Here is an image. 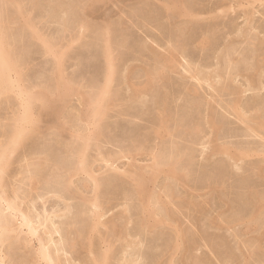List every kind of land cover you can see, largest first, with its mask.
I'll return each mask as SVG.
<instances>
[{"label": "rangeland", "instance_id": "1", "mask_svg": "<svg viewBox=\"0 0 264 264\" xmlns=\"http://www.w3.org/2000/svg\"><path fill=\"white\" fill-rule=\"evenodd\" d=\"M22 1V0H21ZM37 1V2H36ZM42 1V2H41ZM62 1V2H61ZM86 1L88 2L87 4H86ZM115 1V3H116V0H114ZM132 1V0H131ZM131 1H129V2H131ZM137 1V0H136ZM142 1H144L143 3L145 4L146 3V5H144L143 3H142ZM146 1V2H145ZM185 1H188V2H190V4L191 5H193L194 7V9L196 8L197 10H198V8H199V10L203 7V6H205V7H203L202 8V10H205V11H207V9H208V11L209 10H211V7H214L215 6V4L216 5H218V4H220L221 2H226V4L227 3H229L230 1H231V4L235 1V0H229V2H228V0H202V2L201 1H199V0H195L196 2L197 1H199V2H197V3H200L201 2V4H198V8H197V4L195 3V1L194 0H185ZM20 2V1H19ZM37 3V4H35V3ZM43 2H44V4H43ZM69 2V3H68ZM73 4H72V3ZM81 2V3H80ZM80 2H79V0H31V2H30V0H26V2H25V0H23V2H21V4H22V7L23 8H26V10L28 11H26L25 13H26V15H29L30 17H31V19H32V21L35 23V25H36V27L40 30V32L44 35L45 33H46V35L47 34H49V35H47L46 37H48L49 39H51L52 41L54 40V44H55V41L56 42H61V43H56V44H61L60 46L62 47V50L65 52V54H64V62H63V68L65 69L64 71H65V78H67L68 76H69V78L67 79V81L69 82V83H71V85L74 83V81H75V85H72V88H71V91H69L68 92V95H70L69 97H68V95H66V97H68V98H66L65 97V100H64V102H59V104L57 103V102H55V107L54 108H52L53 110H51V111H53V112H49L50 110H48L47 112H45L44 113V118H42V125L40 124V126H42V129H43V127L45 126V123L48 125H46V127H48V130H49V133H48V130H47V128L45 129H43V130H45V131H42V129H40V131H39V133L37 132L36 133V136H35V134L32 136V138H30V140L28 139V140H26L24 143L25 144H27V146L25 145V144H23V145H25L26 147V149L25 148H20L21 150V152L22 153H20V151H18V152H16L15 154V157L13 156V157H11V160H12V163H11V165L12 166H10L9 168L10 169H8L7 170V172H6V178H5V180H8V181H6V182H8L9 184H12L13 185V183H14V181L13 180H16V179H14V177H16L17 175V173H19L18 171L20 170V166L19 165H21V163H20V159L21 158H19V157H22L21 155H24V154H26V153H29V154H37L38 156H41V158H43V160H44V158H46V156H44V155H47V158L49 159V166H48V168H46V170H44V173H43V175L45 174V176L47 177H52V175L54 176V175H56V174H65V168H67V167H71L72 165H74L75 164V162H76V160H74V158L76 159V151L79 149V144L81 143V141H78V139H76L75 138V136H71L72 135V133H73V135H77L78 133H80L79 131H82L81 132V134H83L84 132L86 133H88V131L87 130H90L92 127H90L89 126V128L87 127L88 126V124H87V122L85 123V122H83V120H81V116H83V113L85 112L84 110H85V108H82V107H85L84 106V104H83V102H84V100L82 99L83 98V93L84 94H86L87 93V91H88V93H87V95H86V97L87 96H90V94H91V96L93 97V95L95 96L96 95V93L98 92V89L102 86V82L104 81V79H105V74H106V63H105V59H104V42H103V39H102V36H101V32L100 31H102V27H103V25H105V23H107L108 22V18H109V23H111L110 25H112V27L114 28V29H116V31H117V33H118V39H115L114 37H117V35L115 36V34H117L116 33V31L114 32L113 31V33H114V36H113V39H114V44H116L115 46H118V47H116V48H118L117 49V51L115 52L116 53V57L118 58L117 60H116V65H118V64H120L121 62H122V64L124 65H122V64H120V65H118L117 66V71H116V78H114V80H115V83L113 82V84H115V85H113V88H111L112 89V94H113V91H115V95L117 96V98H115L114 97V95H113V98H114V101H116L114 104H113V107L114 108H112L111 109V112H110V109L108 110L109 111V113H108V111H107V117L105 116V118H103V120L102 121H100V124L102 125V128L100 127V129H103L104 130V128H106V130H102L103 132H104V134L100 137V142H95V143H99L98 144V146H97V144H95L94 142H91V145L92 146H90L91 148H89V151L87 152V161H88V164L89 163H91L89 166H91V168L93 169V170H95V171H97L96 173H97V178H98V180L100 181V183H101V188L98 190V198L100 199V203H101V205H103L104 203V205H103V208L102 209H105V210H103L104 211V214H106V216H105V218L103 219L104 221H111V220H117V218L119 219V220H117V222L118 223H123V225L125 224V226H123L122 224H120V225H122V227H124V230L123 231H125V234H127V239H128V242H129V240H130V242H132V241H134L135 240V238H136V240L134 241V242H137V243H139V246L140 247H138L135 251V255H137V253H138V255L140 254L141 255V258H142V262H144V263H142V264H155L157 261V264L159 263H161V264H167V259H169L170 260V257H175L176 255V257L174 258V261H175V264L177 263L178 264V262H179V264H186L187 262H188V264H194L195 263V261H197L196 263H200V264H209L210 262V264H222L224 261L226 262H224L223 264H239V263H241V264H245L244 263V261H245V259H249V262H251V264H255V263H253V262H255L254 260H256V259H258L259 260V257H260V255H261V257H260V259H263L264 260V247H263V249H262V246L264 245V240L263 241H261L260 243H259V241L260 240H262V237H263V239H264V236L262 235V234H264V212H263V214H262V216L260 217V219H258L259 221H260V223H262V225L261 224H259L258 222L259 221H257V223H255V224H258L257 226H259V227H257L256 225H253V227H254V229L256 230H253V231H255V232H252V233H247V231H245V227L242 225V224H240V226H239V224L238 225H232L231 226V228L229 227H227V226H229V225H225L224 224V226H222L221 224H219V220H220V222H221V219H220V217H219V215H222L223 214V216L222 217H224V220H233L234 218H236V217H239V218H241V219H246V217L248 218L250 215H251V213L253 212V210L252 209H254L252 206H253V204L252 203H250V201H249V199H250V197H251V199H252V197L254 198L255 196H257L258 195V197H262V194H263V197H264V176H262V175H264V172H261V173H263V174H261V178L258 176V175H260V171H259V167H264V155L263 154H257L258 156L256 157V155H254V156H249V157H251V158H246V159H243V161H245V162H243V161H241V162H237V163H240V164H237L236 162H234V161H232V164H231V160L228 158L227 159V156H223V155H220V156H218L219 154H216V153H214L213 152V150L211 151V148H215V147H212V145L213 146H217V142L215 141V136H214V131H212L211 132V125L210 124H208L207 123V118L209 117V114H211L212 116H216L217 117V115L219 116V114L220 115H222V117H220L219 116V118H221V119H219L218 117V119L221 121V122H223V123H225V124H227V126L228 127H226V125H225V128H226V130L228 129L229 130V132H236V131H238V132H240L239 131V129L241 130V134H246V130L244 129L245 127H246V125L245 124H242L241 122H239V121H237V119H236V117L235 116H233L234 114H232L231 113V111L229 110L228 112H227V109H229V107H227V105H228V103H229V101H231L234 97L233 96H230L231 94L228 92L229 90H228V88L230 87V86H233V87H235V91H238L237 92V94L239 93H241V92H246V93H241V95H239V97L241 96V98L240 99H238L240 102L241 101H244V100H248L247 102L246 101H244V103L245 104H243L242 102V105H244V106H250V104H251V102H252V106H250V107H252V109L254 108L255 110H257L258 108H257V106L258 107H260V108H262L263 109V111H262V109L260 110V108L257 110V112L258 111H260L259 113H261V111H262V113L261 114H264V90H259V93H258V90H257V93H255L254 91H247V89H248V83H246L247 81V79L249 78V75H250V77L251 78H253L254 80H256L257 82H263L264 81V79L262 78V77H259L258 76V72H257V74H256V70H251V68L252 69H254L253 67H254V65H257L256 63H260V60H262V61H264V44L262 45L261 43L262 42H264V12H262V11H264V5L262 4V3H258V4H256V5H254V6H256L255 8L253 7V9H252V7H251V11L253 12V16L254 17H251L250 19V21H251V24H248L249 23V21H247L245 18V16H244V9H240V8H236V10H234V11H229V12H227V13H225V17L222 15V17L220 16H218V18H220L219 20H217V19H215L217 16H215V18L212 16H210V15H204V20H206V21H203V20H197V23L199 24V23H201V24H199V25H197L196 26V20H191L190 21V24L191 25H195L196 27H194V29L195 28H197L198 27V30H194V32H196V37H198V36H200V33H198L197 34V31L199 32L200 31V28H201V26H202V32H204V31H206L207 30V28H208V26L211 24V22H212V24H213V26H212V24L210 25L212 28H211V30H212V32H211V30H210V28L208 29V31L210 30V32H206L207 34L208 33H210V35H211V37H213V36H216V37H214L213 38V44H210L209 45V47L210 48H207L206 49V51H203V52H205V53H200V51L198 50V49H195L194 47H193V43H190L191 45L189 46V50L191 51V53L192 52H195V53H193L194 54V56H193V54H191V58L189 57L188 59H186V62L185 63H183L184 61L182 60V59H180L179 61H178V63L180 62V68L177 70L176 69V73H175V71H173L172 73L171 72H168L169 74H167V72H164L163 73V76H162V74H156L155 76H156V79L154 78L155 76L152 74L151 75V77L153 78V80H155V81H153L154 83H152L151 85H147V84H145L144 82L146 81V79L147 78H149L148 76H146L147 78H143V77H145L144 75H142L143 74V71H145V72H148V70H150L151 69V67H153V65H154V63L155 62H152V61H154V59H153V56L151 55V54H149L150 52H148L147 50V52L145 51V49L144 48H142V47H139V46H142L143 44L144 45H146L147 47L149 46V48H150V46H152L154 43L153 42H150L152 39L150 38V37H152L154 34H160L161 35V33H165L164 34V36H159V35H157V37L154 35L152 38L154 39L155 37V39H157L158 38V40L157 41H161V42H159L161 45H163V46H166L165 45V43L167 42V39L166 38H168L169 37V34L171 35V33L172 32H174L176 29H178L175 25H177V24H179V25H177V26H181V22H182V20H178V21H176V23H175V25L173 24V25H171V26H169V27H171V30H170V28L168 27V31L166 32L165 30L163 31V32H160V33H158V31L156 32V30H154V29H151V31H150V28L152 27V26H150L149 28H147V27H145L144 29H148V31H147V33L148 32H150V33H148L149 35H152V36H150L149 38H150V40H148L147 38L148 37H144L145 36V33L143 34V32L141 33L140 31H139V28H138V25L136 24L138 21H137V19L136 20H134V18H132L131 17V12H132V9L131 8H133V6H130V3L128 2V0L126 1V0H117V3H116V7H115V3L113 2V0H85V2H84V0H80ZM84 2V3H83ZM113 2V3H112ZM133 2H134V0H133ZM138 2H140L139 4H138ZM147 2H148V6L150 5V4H152V5H150L148 8L146 7L147 6ZM218 2V3H217ZM220 2V3H219ZM236 2V1H235ZM29 3V4H28ZM31 3V4H30ZM39 3V4H38ZM45 3H47V4H45ZM56 3H58V4H56ZM129 3V4H128ZM132 3V2H131ZM137 3V5H134V4H136ZM157 4L158 2L156 1V0H153V1H150V0H141V1H137V2H135L133 5H134V7H135V9H138V7L140 6V8H141V5L140 4H143L142 5V9H144L145 11L146 10H154V14H156L155 12H157V14H160L159 12V10H161V6H160V3H158L157 5H155V9L153 8V6H154V4ZM194 3H195V5H194ZM214 3V5H212ZM41 4V5H40ZM83 4V5H82ZM85 4V5H84ZM90 4H93V5H91L90 6ZM230 4V3H229ZM228 4V5H229ZM230 4V5H231ZM234 4V3H233ZM232 4V5H233ZM260 4H262V5H260ZM3 5V6H2ZM1 6L4 8L3 10V17H2V19L4 18V20H9V21H11L12 23H11V27L12 28H9V34H11V35H9V37H11L12 39L10 40V42L11 43H15L14 45H13V48H14V52H17L16 53V55L18 56V58H19V60H20V63L22 64V70H25V71H22V73H23V76H22V79H23V84H25V85H23V86H25V87H27V88H29V86H30V88H33L34 86H35V90H38V87H39V89L40 88H42L43 86H45V87H43L44 89H46V90H49V92H52L55 88V86H56V83L57 82H55L56 81V74H55V67H56V65H55V61H54V58L52 57V56H47V54H45V51H44V49H43V47H41L42 45H41V43L38 41L37 42V40H34L33 41V37H32V35L30 36L29 35V33H30V30H28L27 28V30H24L25 28L23 27V22H21L20 23V21L22 20V19H18V16H15L16 15V8H15V5H13V4H2ZM7 5H10L9 7L7 6ZM13 5V6H12ZM27 5V6H26ZM33 7H32V6ZM55 5V6H54ZM63 7H62V6ZM72 5V6H71ZM79 7H78V6ZM114 5V6H113ZM117 5H118V7H117ZM127 5H128V7H127ZM200 5H202V7L200 6ZM212 5V6H211ZM260 5V6H259ZM35 6V7H34ZM60 6V7H59ZM67 7V9H64V8H66ZM88 6H89V8H91V9H89L88 8ZM130 6V7H129ZM158 6V7H157ZM160 6V7H159ZM196 6V7H195ZM7 7V8H6ZM31 7V8H30ZM39 7H41V8H39ZM42 7H43V9H42ZM50 7V8H49ZM75 7V8H74ZM81 7H83V8H81ZM86 8V10L88 9V13L86 14V12L84 11V9ZM113 7V8H112ZM125 7H126V9H125ZM145 7H146V9H145ZM151 7V8H150ZM201 7V8H200ZM207 7H210V9L209 8H207ZM53 8V10H51L50 11V9H52ZM60 8L62 9V10H60ZM110 8V9H109ZM124 8V9H123ZM129 8H130V10H129ZM158 8V9H157ZM2 9V8H1ZM36 9V10H35ZM81 9H83V10H81ZM119 9H120V11H121V9H122V13L123 12H125V10H126V12H127V16H128V18H132V20H129L128 18H126L127 16L125 15L126 14V12H125V14L123 15V14H121L120 13V11H119ZM235 9V8H234ZM249 9V8H248ZM256 9L259 11V13L257 14V11H256ZM33 10V11H32ZM34 10H35V12H34ZM48 10V11H47ZM68 10V11H67ZM71 10V11H70ZM74 12H73V11ZM108 10V11H107ZM115 10H117L116 12H118V13H114L115 12ZM233 10V9H232ZM25 11V10H24ZM58 11H59V14L57 15V14H54V13H58ZM66 13H65V12ZM76 11H77V13H76ZM131 11V12H130ZM159 11V12H158ZM162 12H161V14L163 13V9L161 10ZM246 11H248V10H246ZM12 12H14L13 14H12ZM81 12V13H80ZM89 12H90V14H89ZM95 12V13H94ZM242 12L244 13V14H242ZM260 12H261V14H260ZM8 13H10V14H8ZM30 13V14H29ZM65 13V14H64ZM75 15H77V16H75ZM79 13V14H78ZM110 13V14H109ZM112 13H113V15L114 16H112ZM262 13H263V15H262ZM32 14L34 15V17L32 16ZM72 14V15H71ZM102 14H104V16H105V18H104V16L102 15ZM129 14V15H128ZM226 14H227V16H226ZM10 15V16H9ZM17 18V20H18V23H17V20H16V18L14 17V16ZM68 17H67V16ZM80 15V16H79ZM84 15V16H83ZM86 15H88V16H86ZM91 17H90V16ZM95 15V16H94ZM109 15V16H108ZM113 17V18H111V16ZM164 15V14H163ZM241 15H242V18H241ZM9 18V19H7V17ZM11 16H13V17H11ZM61 16V17H60ZM107 16V17H106ZM66 17V18H65ZM74 17H76V18H74ZM80 17H81V19L83 20H81L80 19ZM101 17V18H100ZM55 18V19H54ZM78 18V19H77ZM84 18V19H83ZM104 18V19H103ZM126 18V19H125ZM206 18H208V19H206ZM211 18V19H210ZM213 18V19H212ZM221 18H224V19H221ZM254 18V19H253ZM34 19V20H33ZM62 19V20H61ZM65 19V20H64ZM70 19V20H69ZM15 20V21H14ZM68 22H67V21ZM81 22H79V21ZM104 20V21H103ZM105 20H107V21H105ZM113 20H115V23H114V21ZM124 20H126V22H128L126 25L124 24V23H126ZM188 21L189 22V20H186V19H183V21ZM58 21H60V22H58V24H57V22ZM65 21L67 22V24L65 23ZM86 21V22H85ZM88 21H91V22H88ZM112 21H113V23H112ZM122 21H124V22H122ZM136 23H135V22ZM180 21V22H179ZM231 21H233V23H231ZM248 23H247V22ZM252 21L254 22L253 24H255V25H253L252 24ZM15 22H16V24H15ZM73 22V23H72ZM74 22L76 23V22H78V23H76V25L74 24ZM84 22H85V26H84ZM103 22H105V23H103ZM132 22L134 23V25L132 24ZM179 22V23H178ZM191 22H193V23H191ZM205 22V23H204ZM214 22V23H213ZM215 22H217V23H215ZM223 22H224V24H223ZM229 22H230V25H229V27H228V25H227V23L229 24ZM246 22V23H245ZM63 23V24H62ZM70 23H71V25H70ZM88 23H90L91 24V26H90V24H88ZM118 23V24H117ZM134 26H131V24ZM162 23H164V21L162 20ZM206 24L205 26H203V24ZM207 23H209V25L207 24ZM225 23H226V27L228 28H225ZM259 23V24H258ZM59 24H61L62 25V27H61V25H59ZM75 26H74V25ZM79 24V25H78ZM82 24H83V27H84V29L82 28ZM93 24V25H92ZM102 24V25H101ZM122 24V25H121ZM129 24V26L127 27V25ZM215 24H217L218 26H214ZM222 24V25H221ZM234 24H236L235 25V27L236 28H234L233 26H234ZM247 24H248V26H247ZM38 25V26H37ZM86 25H87V27H86ZM95 25V26H94ZM97 25H101L100 27L99 26H97ZM113 25H115V27L113 26ZM223 25H224V27H223ZM253 25V26H252ZM20 26V27H19ZM60 26V27H59ZM71 26V28L69 29V27ZM125 26V27H124ZM137 26V27H136ZM166 26H167V23H166ZM176 28H175V27ZM209 26V27H210ZM255 26V27H254ZM24 29H23V28ZM59 27V29L60 30H58V31H56L57 30V28ZM64 27H66L65 29H64ZM68 27V28H67ZM89 27V28H88ZM95 27V28H94ZM130 27V28H129ZM131 27H132V29H131ZM215 27V28H214ZM216 27H219V28H216ZM234 28V30L235 31H237L238 30V28L239 29H245L244 31H246V29H248L247 31H246V36L245 35H237L238 34V32H233V29L232 28ZM255 28V29H259L260 30V32H259V30H253L252 31V28ZM261 27H263V28H260ZM13 28H15V29H13ZM18 29V31L20 32H18L17 31V29ZM22 28V29H21ZM62 28V29H61ZM87 28V29H86ZM113 28H111V31L113 30ZM124 28H129V30L128 29H124ZM137 28V29H136ZM173 28V29H172ZM222 28H223V30H222ZM253 28V29H254ZM20 29V30H19ZM68 29V30H67ZM90 31H89V30ZM120 29V30H119ZM124 29V30H123ZM205 29V30H204ZM213 29H214V32H213ZM220 30V32H219V30ZM227 29V30H226ZM231 29V30H230ZM15 30V31H14ZM62 30H64V31H62ZM85 30H87V31H85ZM129 31V32H125V31ZM132 30L134 31V33H136V34H132L133 32H132ZM136 30V31H135ZM153 30H154V33H153ZM169 30H170V32H169ZM172 30H174V31H172ZM204 30V31H203ZM222 30V31H221ZM226 31V33L227 34H225L224 32ZM230 30V31H229ZM263 30V31H262ZM27 31H29V32H27ZM75 31V32H74ZM77 31V32H76ZM216 31V32H215ZM224 31V32H223ZM27 32V33H26ZM54 32H56V33H54ZM65 32V33H64ZM81 32H83V34H81ZM99 32V33H98ZM128 35V37L126 38V34ZM140 32V34H138ZM156 32V33H155ZM169 32V34H166V33H168ZM201 32V31H200ZM217 32H218V34H217ZM16 33H18V35L16 34ZM23 33V34H22ZM59 33H60V37L58 36L59 35ZM63 33V34H62ZM93 33V34H92ZM113 33H112V35H113ZM120 33V34H119ZM123 33H124V38L122 37V35H123ZM220 33H222V35L220 34ZM228 33H231V35L232 36H234V37H232L231 35H229ZM250 34V36H252V37H250V36H248L249 34ZM71 34V35H70ZM78 34V35H77ZM90 34H91V36H90ZM97 34V35H96ZM100 34V35H99ZM130 34H132V37H134L136 40L135 41H133L134 40V38L132 39L131 38V41H130V37H131V35ZM195 34V33H194ZM191 35V38H193L194 39V37H195V35ZM213 34H216V35H213ZM220 34V35H219ZM225 36H224V35ZM235 34V35H234ZM13 35V36H12ZM23 37H22V36ZM27 35V36H26ZM61 35L63 36V38H65V39H63L62 37H61ZM65 35V36H64ZM94 35H96L95 36V40H93L94 39ZM133 35H135V36H133ZM138 35L141 37V39H139L140 37H138ZM209 35V36H210ZM218 35H219V37H220V39L218 38ZM227 35H229V36H227ZM237 35V36H236ZM16 36V37H15ZM45 36V35H44ZM51 36V37H50ZM54 36V37H53ZM130 36V37H129ZM166 36H168V37H166ZM225 38H224V37ZM236 36V37H235ZM241 36H244V37H246V39L245 38H242ZM256 36H258V38L259 39H263L262 40V42H260L259 40H258V38L256 37ZM27 37V38H26ZM57 37V38H56ZM98 37V38H97ZM101 37V38H100ZM120 37H122V39H124L123 41H122V39H120ZM144 38V40H143V38ZM162 37V39H160V38ZM222 37V38H221ZM237 37H238V39H237ZM239 37H240V39H239ZM24 38V39H23ZM26 38V39H25ZM54 38V39H53ZM75 38V39H74ZM163 38L165 39V40H163ZM218 38V40H216ZM231 38H235V40H229L228 41V39H231ZM255 38V39H254ZM28 39V40H27ZM68 39V40H67ZM102 39V40H101ZM125 39H127V40H129V41H126L125 42ZM192 39V40H193ZM224 41H223V40ZM252 39V40H251ZM26 40V41H25ZM32 40V41H31ZM59 40V41H58ZM63 40H65V41H67V42H65V41H63ZM98 40V41H97ZM115 40H117L116 41V43H115ZM137 40H138V42H137ZM139 40H142L143 42L141 43V41H140V44H139ZM215 40H216V42H215ZM227 41V43H226V41ZM242 40L244 43H245V41H246V43L245 44H242V45H244V46H242L241 45V43H243V42H240V41ZM245 40V41H244ZM16 41H17V43H16ZM23 41V42H22ZM24 41H25V44H24ZM75 41V42H74ZM100 41V42H99ZM102 41V42H101ZM217 41H219L218 43H219V45H218V47H216L217 46ZM233 41V43H235L236 42V44H235V47L237 48V47H239V49H240V46H241V49L240 50H242L243 52H244V54H242V55H240V53L238 54V52H232V51H230L231 53H233V59L235 60L236 59V61H237V63L235 62V63H232V66H231V64H229L228 63V65H226L227 64V61H225L226 59L224 58V56L222 55L223 53L221 52V47H222V43H223V47H226V49L229 47V46H231V45H233L231 42ZM259 42L258 44H256V43H252V42ZM19 42H21V43H19ZM63 42H65V43H63ZM97 42V43H96ZM122 42H123V44H125L124 46H125V48L124 47H122L123 45H122ZM128 42L130 43V44H128ZM135 42V43H134ZM145 42V43H144ZM149 42V44H146V43H148ZM238 42V43H237ZM248 42V43H247ZM27 43V44H26ZM28 43H31L32 45L30 46V44H28ZM71 43V44H70ZM72 43H73V45H72ZM87 43L88 44H90V45H87ZM94 43V45H93V48H92V44ZM99 43H100V47H99ZM118 43H121L120 45H122V46H119V44ZM131 43H133L132 45H131ZM137 43V44H136ZM151 43H153V44H151ZM228 45V47L225 45ZM65 44V45H64ZM67 44H69L68 45V47H67ZM118 44V45H117ZM136 44V45H135ZM139 44V45H138ZM142 44V45H141ZM215 44H216V46H215ZM237 44L239 45V46H237ZM247 44H249L250 45V47L247 45ZM252 44L254 45V44H256V45H254V46H256V47H252ZM23 45V46H22ZM72 45V46H71ZM98 45V46H97ZM129 45H131L130 47H126V46H129ZM135 45V46H134ZM138 45V46H137ZM245 45L247 46V47H249V49L250 50H252L251 52V56H250V51H249V49H247V48H245ZM261 45V47H259ZM40 46V47H39ZM88 46V47H87ZM115 46H114V48H115ZM159 46V45H158ZM215 47L214 48V51H213V48L212 47ZM263 46V47H262ZM24 47H25V49H24ZM26 47H28L27 49H26ZM72 47V48H71ZM99 47V48H98ZM122 47V48H121ZM135 48L134 49V51H133V49L132 48ZM154 47V48H153ZM191 47V48H190ZM220 47V48H219ZM222 47V48H223ZM258 47V48H257ZM19 48V49H18ZM69 48V49H68ZM95 48V49H94ZM126 48H128L127 50H125ZM129 48H131L130 50H129ZM142 48V49H141ZM156 48V50H155V52H159L161 55H166L167 54V52H165V50L164 49H160V47H157L156 46V44L155 45H153L150 49H152V50H154ZM162 48V47H161ZM164 48V47H163ZM217 48V49H216ZM243 48V49H242ZM245 48V49H244ZM94 49V50H93ZM98 49H100V50H98ZM138 50L137 51V53L138 52H140V53H138V54H140L139 56H141V57H139L137 54H136V52H135V50ZM140 49V50H139ZM191 49H193V50H191ZM212 49V51H210ZM215 49L216 50H218L217 52H215ZM225 48H223L222 50L225 52V50H226ZM238 49V48H237ZM248 51H247V50ZM254 49H258L257 51L258 52H260L261 51V53H259V54H261L260 56L256 53V55L257 56H254L255 54V52H256V50H254ZM259 49H261L260 51H259ZM263 49V50H262ZM22 50L24 51V52H22ZM34 50V51H33ZM68 50V51H67ZM90 50H91V52H93V53H91L90 52ZM96 50L99 52H96ZM102 50V51H101ZM121 50V51H120ZM122 50H124V51H122ZM142 50V51H141ZM208 50V51H207ZM220 50V51H219ZM247 52H246V51ZM25 51H27V52H25ZM30 51V52H29ZM70 51V52H69ZM89 51V52H88ZM135 52V53H133V52ZM164 53H163V52ZM29 52V53H28ZM35 52V53H34ZM40 52V53H39ZM87 53V54H83V53ZM103 52V53H102ZM132 52V53H131ZM141 52H143V53H145V55L142 53V55H141ZM198 54H197V53ZM209 52H213L212 54H214V55H211V53H209ZM215 52V53H214ZM218 52H220V54H221V56H223V58H222V60H224V62L225 63H223L222 61H220L221 60V56H220V54L218 53ZM69 55H68V54ZM71 53V54H70ZM96 53H98V57H97V54ZM120 54V55H118V54ZM127 53V54H126ZM148 53V54H147ZM209 54V55H206V54ZM218 53V54H217ZM246 53H248V54H246ZM25 54V55H24ZM28 54V55H27ZM37 54V55H36ZM44 54V55H43ZM81 54H83V55H81ZM101 54V55H100ZM124 54H125V56H126V58H127V60L125 59V56H124ZM131 54V55H130ZM198 55L197 57H199V58H197L195 55ZM199 54H200V56H199ZM215 54H217L218 56H216ZM237 54V55H236ZM246 54V56H244ZM254 54V55H253ZM262 54H263V58H262ZM80 55V56H79ZM88 57H87V56ZM92 55H94L93 57H92ZM95 55H96V58H97V63L94 61V60H96L95 59ZM123 55V56H122ZM127 55H128V57H127ZM143 55H144V58H143ZM148 57H147V56ZM152 56V58H151V56ZM208 56L207 58H205L204 59V56ZM26 56V57H25ZM28 56V57H27ZM31 56V57H30ZM34 56V57H33ZM47 56V57H46ZM79 56V58H76V57H78ZM102 57V58H99V57ZM120 56V57H119ZM131 56V57H130ZM140 58L138 61H137V59H138V57ZM193 56V57H192ZM211 56H214L213 58V60L215 61H213L212 62V57ZM220 56V57H219ZM241 56V57H240ZM259 56V57H258ZM51 57V58H50ZM70 57V58H69ZM87 57V58H86ZM133 57V58H132ZM146 57V58H145ZM201 57H203V58H201ZM219 57V58H218ZM236 57H240L239 59L238 58H236ZM246 57V58H245ZM250 57H252L253 58V60H251L252 58H250ZM256 57H258V58H256ZM31 58L33 59V60H31ZM47 58H48V60H47ZM67 59V61H66V59ZM91 58V59H90ZM132 58V59H131ZM147 58H148V60H147ZM193 58V59H192ZM196 58V59H195ZM219 60H218V59ZM250 60H249V59ZM254 58H255V61H254ZM35 59V60H34ZM92 59H94L93 60V62H92ZM123 59V60H122ZM146 59V60H145ZM152 59V60H151ZM192 59V60H191ZM198 59H199V61L200 60H202V61H200L201 62V64H200V62L198 61ZM204 59V60H203ZM206 59H207V61H206ZM211 61H210V60ZM258 59V61L256 62V60ZM29 60V61H28ZM80 60V61H79ZM104 60V61H103ZM130 60H132V61H130ZM142 60V61H141ZM193 60L195 61V63H196V66H197V62H198V66L196 67V66H193V64L195 65V63L193 62ZM33 61V62H32ZM76 61V62H75ZM88 61V62H87ZM92 63H91V62ZM100 61V62H99ZM118 61V62H117ZM128 61H129V63H128ZM136 61V62H135ZM188 61H189V63H190V67L192 66V68H190L189 67V63H188ZM191 61V62H190ZM218 61H220V62H222L221 63V67H220V65H218V63H220V62H218ZM249 61V62H248ZM256 62V63H254V62ZM27 62V63H26ZM50 62V63H49ZM102 62V63H101ZM124 62V63H123ZM139 62H142L140 65H141V67H140V65H139ZM149 62V63H148ZM208 62H210L209 64L211 65V67H210V65L208 64ZM214 64H212V63ZM217 62V63H216ZM44 63V64H43ZM77 63V64H76ZM82 63V64H81ZM126 63V64H125ZM187 63H188V65H187ZM193 63V64H192ZM216 63V64H215ZM244 65H243V64ZM247 63V64H246ZM250 63V64H249ZM254 63V64H253ZM42 66H41V65ZM48 65V67H47V65ZM53 64V65H52ZM82 66H81V65ZM86 64V65H85ZM103 64V65H102ZM104 64H105V66H104ZM138 64V65H137ZM143 64H144V66H143ZM150 64V65H149ZM184 64V65H183ZM204 64H206V65H204ZM39 65V66H38ZM54 65H55V67H54ZM84 65V66H83ZM99 65V66H98ZM132 65V66H131ZM135 65H137V66H135ZM147 65H149L148 66V69H147ZM186 65V66H185ZM199 65H200V67H201V65H202V67H201V69L199 68ZM209 65V69L207 68V66ZM216 65H217V67H216ZM225 65V66H224ZM230 65V67H228ZM236 65H238V68H239V65H240V70H241V72H242V74H241V72H240V74L241 75H239V76H235V74L234 73H232V71H233V69L236 67ZM248 65V66H247ZM253 67H252V66ZM262 65L264 66V62H262ZM38 66V67H37ZM66 66V67H65ZM101 66V67H100ZM151 66V67H150ZM183 67V69L184 68H186V70L188 71V73L187 72H185L183 69H182V67ZM216 67V68H218V67H220V69H223L222 70V73H221V76H222V78H223V76L225 77V79L223 78H221V84H220V86H223L224 88V90H221L220 89V91H214V89H212V88H210L209 86H208V84H206L205 83V81L203 82V81H201V83L200 82H198L197 80H195V79H192L191 78V76H192V74L194 73V68L196 67V69L195 70H197V69H199L198 70V72H201L202 71V73H203V71L204 72H207V73H205V74H203V75H201L200 74V78L201 79H204L205 80V78H207V79H210V81L213 79V77H215L212 81H213V83H215V84H217V81H218V77H217V72L218 73H220L219 71H217L218 69H216L215 71H214V69H213V67ZM226 66H227V70L225 69L226 68ZM235 66V67H234ZM26 67V68H25ZM29 67H31V70H30V68ZM83 67V68H82ZM87 67V68H86ZM120 67V68H119ZM127 67H129V68H127ZM142 67H145V68H142ZM206 67V68H205ZM256 67V66H255ZM49 70H48V69ZM53 68H54V70H53ZM81 68V69H80ZM204 68V69H203ZM230 68V70H228ZM243 68V69H242ZM244 68H245V70H244ZM248 68V69H247ZM36 69V71H34ZM41 69V70H40ZM102 69H105V70H102ZM125 69H128V70H125ZM143 69V71H141V70ZM191 69H192V71H191ZM219 69V70H220ZM226 71H225V70ZM29 70V71H28ZM39 70V71H38ZM42 70H44V71H42ZM50 70H51V72H50ZM53 70V71H52ZM77 70V71H76ZM80 70H82V71H80ZM136 70V71H135ZM147 70V71H146ZM180 70V71H179ZM201 70V71H200ZM243 70H244V73H243ZM67 71H68V73H67ZM76 71V72H75ZM81 72V73H79V72ZM101 71V72H100ZM122 71V73L120 74V72ZM134 71V72H133ZM138 71V72H137ZM140 71H141V73H140ZM177 71H179V72H177ZM213 71H214V73H213ZM217 71V72H216ZM221 71V70H220ZM249 71V72H248ZM252 71H254V72H252ZM34 72V73H33ZM40 72V73H39ZM48 72V73H47ZM52 72H53V74H52ZM72 72V73H71ZM96 72H98V73H96ZM100 72V73H99ZM105 72V73H104ZM127 72V74L126 75H128V74H132V75H128V76H130V78L128 79V76L126 77V75H125V73ZM129 72V73H128ZM135 72H137V73H135ZM144 72V73H145ZM216 72V73H215ZM224 72H226V73H224ZM227 72H229V73H227ZM43 73V74H42ZM45 73V74H44ZM51 73V74H50ZM117 73H118V76H117ZM166 73V75H164ZM171 73V74H170ZM174 73V74H173ZM180 73H181V75H182V73H183V75L182 76H184L185 78H180ZM185 73H187V74H185ZM190 73V74H189ZM247 75H246V74ZM249 73V74H248ZM30 74V75H29ZM47 74V75H46ZM68 74V75H67ZM77 74V75H76ZM88 74V75H87ZM94 74V75H93ZM97 74V75H96ZM103 74H104V76H103ZM120 74V75H119ZM149 74V73H148ZM179 74V75H178ZM230 74V75H229ZM34 75V76H33ZM45 75V76H44ZM50 75H52V76H50ZM74 75V76H73ZM83 75V76H82ZM94 76V77H92V76ZM138 75V76H137ZM161 75V76H160ZM233 75V76H232ZM253 75H256L255 76V78H254V76ZM28 78H27V77ZM47 76V77H46ZM49 76V77H48ZM77 76V77H76ZM83 78H85V79H82V77ZM88 76V77H87ZM99 77V78H97V77ZM102 76V77H101ZM124 76V77H123ZM132 76H134V77H132ZM140 76V77H139ZM157 76H158V81L156 82V80H157ZM190 76V77H189ZM206 76V77H205ZM243 76V77H242ZM245 76H247L246 77V80H245ZM259 78H258V77ZM32 77H34V78H32ZM48 80V82H46L47 80H45V78ZM78 77H80V78H78ZM92 77V78H91ZM127 79H126V78ZM163 77L166 79V81L163 79ZM187 77H189L190 79H191V82L189 81L190 79L189 78H187ZM205 77V78H204ZM210 77H212V78H210ZM217 77V78H216ZM239 77V78H238ZM36 78V79H35ZM50 78V79H49ZM52 78V79H51ZM70 78H71V80H70ZM94 78V79H93ZM95 78H97V80L95 79ZM118 78H119V80H118ZM120 78L122 79V80H120ZM136 78V79H135ZM169 78V79H168ZM31 79V80H30ZM77 79V80H76ZM79 79V80H78ZM101 79H103V80H101ZM135 79V80H134ZM138 79V80H137ZM140 79V80H139ZM171 79V80H170ZM178 79H181V80H178ZM188 79V80H187ZM258 79V80H257ZM40 80V81H39ZM45 80V81H44ZM54 80V81H53ZM91 82H90V81ZM99 80H101V82L99 81ZM118 80V81H117ZM127 80H129L128 82H127ZM144 80V81H143ZM148 80V79H147ZM167 80H169V81H167ZM185 80V81H184ZM225 80V81H224ZM228 80H229V82L231 83L230 85H229V82H228ZM232 80L235 82H232ZM40 82V83H38V82ZM86 81V82H85ZM131 81V82H130ZM132 81H133V83L134 82H136V83H134V84H140L142 81V84H141V87H147L146 88V91L148 92V96L150 95L151 97L153 96V98L151 99V98H146L147 96H144L143 98L142 97H139V96H132V94L129 92V91H131L132 92V87H131V85L132 84H130V83H132ZM139 81H141L140 83H138ZM176 81V82H175ZM185 83H184V82ZM187 81V82H186ZM28 82V83H27ZM31 82H33V84L31 83ZM44 82V83H43ZM50 82V83H49ZM54 82V83H53ZM82 82V83H81ZM93 82L96 84V85H98V82H99V85L96 87V85L95 84H93ZM97 82V83H96ZM119 82H121V83H119ZM124 82H127V83H124ZM130 82V83H129ZM159 82V83H158ZM173 82V83H172ZM178 82V83H177ZM188 82H189V84H188ZM226 82H227V84H226ZM50 85V86H48V84ZM53 83V84H52ZM83 83H85V84H83ZM88 83V85H86ZM118 83H119V85H118ZM129 83V84H128ZM160 83H163V84H161V86H159L160 85ZM178 85H177V84ZM197 83V84H196ZM200 84V86H199V84ZM264 83V82H263ZM36 84V85H35ZM44 84V85H43ZM52 84V85H51ZM78 84V86L76 87V85ZM83 84V85H82ZM91 84H93V85H91ZM121 84V85H120ZM123 84V85H122ZM182 84V85H181ZM197 85V86H195V85ZM215 84H214V86H215ZM235 86H234V85ZM247 84V85H246ZM34 85V86H33ZM39 85V86H38ZM130 87V88H128L127 89V87ZM157 85V86H156ZM168 85H169V87H168ZM181 85V86H180ZM185 85V86H184ZM189 85V86H188ZM201 85L203 86L202 88H204L203 90H202V88H200L201 87ZM228 85V86H227ZM41 86V87H40ZM47 86V87H46ZM87 86V88H85ZM93 86H95L94 87V91H93ZM155 86V87H154ZM159 86V87H158ZM166 86V87H165ZM49 87H52V88H49ZM73 87H75V88H73ZM99 87V88H98ZM114 87H115V89H114ZM178 87H179V89H178ZM227 89H226V88ZM81 88V89H80ZM84 88V89H83ZM90 88H92V89H90ZM156 88V89H155ZM165 88V89H164ZM170 88V89H169ZM183 88V89H182ZM184 88L186 89V90H184ZM237 88H238V90H237ZM50 89H51V91H50ZM75 89V90H74ZM78 89H80L79 91L82 93L81 94V96H80V94H79V91H77ZM84 91H83V90ZM125 89V90H124ZM130 89V90H129ZM152 89H153V91H152ZM174 91H173V90ZM180 89H182V90H180ZM190 89V90H189ZM194 89V90H193ZM87 90V91H86ZM129 90V91H128ZM150 90V91H149ZM171 90V91H170ZM228 90V91H227ZM78 93H77V92ZM83 91V92H82ZM96 91V92H95ZM118 91H120V92H118ZM166 91V92H165ZM181 91V92H180ZM184 91V92H183ZM196 91V92H195ZM223 91H227V92H223ZM74 92V93H73ZM93 92H95V93H93ZM173 92V93H172ZM218 92L221 94H218ZM261 92V93H260ZM150 93V94H149ZM153 93V94H152ZM157 93H158V95H159V99L157 98ZM160 93H162V94H160ZM169 93V94H168ZM177 93H178V95H177ZM74 94V95H73ZM79 94V96H77V95ZM118 94V95H117ZM125 94V95H124ZM168 94V95H167ZM174 94V95H173ZM222 94H224V95H222ZM230 94V95H229ZM257 94V95H256ZM123 95L125 96V97H123ZM163 97H161V96ZM196 95V96H195ZM10 96V95H9ZM54 96V95H53ZM73 96H75V97H73ZM85 96V95H84ZM90 96V97H91ZM129 96V97H128ZM168 96V99L167 98H164V97H167ZM172 96V97H171ZM174 96H175V98H174ZM200 96L202 97V98H200ZM223 96H225V97H223ZM251 96H253V98H257V100L259 101V104H258V102H257V100H256V103H255V99L254 100H252V97ZM255 96V97H254ZM6 97H8V96H6ZM6 97H4V98H2L1 100H0V104H1V106H0V122L2 123L1 125H0V127H1V130H0V142L2 141V142H4L3 140L4 139H6V136H7V134L10 132V129L9 128H11V126L12 125H10V124H13V118H11V117H14L12 114H14V113H16V110L18 109V107L16 108L15 107V104H18V100H17V98H16V96H14V94H11V96L9 97V98H7L6 99ZM72 97V98H71ZM120 97V98H119ZM197 97H198V100H200V103H199V101H197ZM251 97V98H250ZM260 97V98H259ZM54 98V97H53ZM122 98V99H121ZM142 98V100L141 101H139L138 99H141ZM177 98V99H176ZM189 98H190V100L191 101H189ZM196 98V99H195ZM232 98V99H231ZM236 98H238V95H237V97H235V99ZM247 98H249V99H247ZM259 98V99H258ZM3 99H4V104H3ZM8 99H9V102H8ZM54 99H56V98H54ZM131 99H132V101H131ZM134 99V100H133ZM168 100L167 101V103L169 102V104H167L166 103V101L164 102L163 100ZM193 99H195V100H193ZM202 99V100H201ZM221 99V101L222 102H224V103H222L221 101H219ZM227 99V100H226ZM10 100H11V102H10ZM57 100V99H56ZM118 100H120V101H118ZM126 100V101H125ZM139 101V103H138V101ZM143 100H144V103L145 104H143ZM152 102H151V101ZM154 100H155V102H154ZM172 100V101H171ZM187 100V101H186ZM207 100H208V102H207ZM250 100H252V101H250ZM67 103H66V102ZM80 101V102H79ZM83 101V102H82ZM124 101V102H123ZM163 101V102H162ZM195 101V102H194ZM202 101V102H201ZM227 101V102H226ZM261 101V102H260ZM120 102V103H119ZM129 102V103H128ZM149 102V103H148ZM153 102H154V104H153ZM157 102V103H156ZM173 103V104H171V103ZM191 102V103H190ZM195 104H194V103ZM197 102H198V104H197ZM217 102H218V104H217ZM220 102V103H219ZM249 102V103H248ZM8 103V104H7ZM63 103V104H62ZM118 103V105H119V107H117L118 105H116ZM121 103H122V105H121ZM137 103H138V105H137ZM142 103V104H141ZM150 103H151V106H150ZM164 103V105H162V104ZM185 103H187V104H185ZM204 103V104H203ZM207 103H210V104H207ZM260 103H261V105H260ZM9 104H11V105H9ZM14 104V105H13ZM60 104H61V106H60ZM65 104V105H64ZM82 104H83V106H82ZM127 106H125V105ZM128 104V105H127ZM134 104H136V105H134ZM149 104V105H148ZM168 106H167V105ZM206 104V105H205ZM221 104H223L222 106H221ZM256 104V105H255ZM5 106V108H3L4 106ZM13 105V106H12ZM37 105H39V103L37 104ZM36 105V109L38 110V112L37 113H39L38 115H40V106H37ZM133 105V106H132ZM148 105V106H147ZM156 105V106H155ZM159 105V106H158ZM172 105H174V106H172ZM194 105V106H193ZM198 105H200V106H198ZM203 105V106H202ZM220 105V106H219ZM256 107H255V106ZM66 106V107H65ZM128 106H130L129 107V109H128ZM141 106L143 107V108H141ZM161 106H163V107H161ZM186 106L188 107V108H186ZM208 106H210V107H208ZM248 106V107H249ZM10 107V108H9ZM14 107V108H13ZM63 107V108H62ZM64 107H65V109H64ZM67 107H68V109H67ZM77 107L79 108V110L77 109ZM126 107V108H125ZM138 107V108H137ZM184 107V108H183ZM200 107H202V108H200ZM226 108V109H224V108ZM7 108V109H6ZM11 108H13L12 110L14 111L15 110V112H13V111H10L11 110ZM16 108V109H15ZM58 108H59V116H58V114H56V115H54V113H55V111H58ZM122 110H121V109ZM131 108V109H130ZM135 108V109H134ZM145 108V109H144ZM148 108V109H147ZM154 108H159V109H156L155 111L157 112H155V111H153L154 110ZM162 108H165V109H167V110H169V112H167L165 109H162ZM183 108V109H182ZM190 108H192V109H190ZM198 108H200V109H202V110H199ZM204 108H205V110H204ZM213 108V109H212ZM223 108V109H222ZM56 109V110H55ZM142 109V110H141ZM150 109L153 111V112H151L150 111ZM178 109H179V111H178ZM195 109V110H194ZM206 109H208V110H206ZM209 109H210V111H209ZM253 109V110H254ZM36 110V111H37ZM55 110V111H54ZM67 110H68V112H67ZM75 110V111H74ZM77 110H78V112H77ZM81 110H83V112L81 111ZM121 111V112H119V111ZM126 110V111H125ZM127 110H128V112H127ZM131 110V111H130ZM138 110V111H137ZM139 110L141 111V114H140V112H139ZM170 110H172L173 111V113H171L172 111H170ZM204 110V111H203ZM4 111V112H3ZM113 111V112H112ZM123 111V112H122ZM144 111V112H143ZM160 111V113L162 112V111H166L167 113H169V114H174L173 115V120H172V118L170 119L172 122L170 123V124H172V125H170L171 127V129L173 128V130L172 131H174V132H172L174 135H175V137H176V135H177V137L178 138H172L171 136V138L170 137H166L165 135H166V133L165 132H162V131H164L163 129H162V131L160 130V132L161 133H163V134H165L164 136L165 137H163L162 139H160V138H157V137H155L156 135L154 134V132H152L153 131V129H155V127H156V125L158 124V122H159V119H160V117H161V114L160 113H158ZM176 111H177V113L179 112V114H177L176 113ZM180 111H181V113H180ZM184 111V112H183ZM197 111V112H196ZM206 111V112H205ZM216 111V112H215ZM226 111V112H225ZM7 112H8V114H7ZM11 112V113H10ZM70 112H72V114L70 113ZM77 112V113H76ZM80 112V113H79ZM82 112V113H81ZM124 112H125V114H124ZM133 113V114H131V113ZM147 112V113H146ZM149 112L151 113V114H149ZM165 112V113H166ZM183 112V113H182ZM190 112H192L191 114H190ZM201 112V113H200ZM211 112H214V113H211ZM219 114H218V113ZM256 112V115L258 114ZM3 113V114H2ZM52 113L53 115H51L50 116V114ZM57 113V112H56ZM114 113V114H113ZM116 113H118V114H116ZM120 113H122V114H120ZM130 113V114H129ZM135 113V114H134ZM138 113V114H137ZM185 113H186V115H185ZM204 113V114H203ZM217 113V114H216ZM227 113H229V114H227ZM231 113V114H230ZM47 116H46V115ZM64 114V116H62V115ZM77 114H81V115H77ZM109 114H110V117H109ZM146 114L148 115V116H146ZM157 114V115H156ZM164 114V113H163ZM169 114H168V116H169ZM180 114H182L181 116H180ZM188 114V115H187ZM195 114V116L193 117V115ZM216 114V115H215ZM253 114H255V112H252V114H250L251 116L253 115ZM260 114V117L261 118H264V115H261ZM7 115H9V116H7ZM72 115V116H71ZM75 115V116H74ZM115 115V116H114ZM118 115V116H117ZM119 115H126L127 116V118L124 116V117H122V116H119ZM132 115H136V116H134L133 118L132 117H130V116H132ZM165 115V114H164ZM172 115H170L169 117H171ZM178 115V118L176 117ZM200 115H201V117H200ZM203 115H205L204 117H203ZM210 115V116H211ZM249 115V117L250 118H252L251 116ZM3 116V117H2ZM5 116V117H4ZM8 118H7V117ZM46 116V117H45ZM62 116V117H61ZM68 116V117H67ZM70 116V117H69ZM78 116H80V117H78ZM113 116V117H112ZM118 117V119H117V117ZM137 116H141V120H146L145 119V117L147 118V120L149 121H140V120H135V118L137 117ZM175 116V117H174ZM187 116V118L186 119H188V121H186V119H185V117ZM198 116V117H197ZM211 116V117H212ZM254 116V115H253ZM54 119H52V118ZM59 117H61L60 119H59ZM79 118V121H77V119ZM109 117V118H108ZM152 117V118H151ZM183 117V118H182ZM192 117V118H191ZM235 117V118H234ZM248 117V118H249ZM2 118V119H1ZM5 118V119H4ZM47 118V119H46ZM57 118V119H56ZM65 118V119H64ZM68 120H67V119ZM71 118L73 119V121L71 120ZM74 118L76 119V120H74ZM114 118V119H113ZM115 118H116V120H115ZM126 118V119H125ZM150 118V119H149ZM159 118V119H158ZM196 120H195V119ZM205 118V119H204ZM224 118V119H223ZM226 118H227V120H226ZM4 119V120H3ZM8 119V120H7ZM10 119V120H9ZM45 121H44V120ZM62 119V120H61ZM66 121V122H64V120ZM111 119V120H110ZM153 119V120H152ZM157 119H158V121H157ZM191 119V120H190ZM229 119H231L230 120V122H229ZM253 119L255 120V118L253 117ZM5 120H7V122L5 121ZM47 120H49V121H47ZM51 120V121H50ZM56 120V121H55ZM61 120V121H60ZM70 120V122H67V121H69ZM81 120V121H80ZM114 120V121H113ZM129 120V121H128ZM178 120H180V121H178ZM182 120H185V122H187V123H189L190 124V126L191 127H193L194 125L196 126L197 124H202L201 126H202V128L199 126V125H197L199 128H200V130H201V132H199V134L201 135H199V134H197L196 136H190V135H188V134H191V131L190 130H188V129H190L191 127H189V124L188 125H186L185 123L183 124L181 121ZM190 120V121H189ZM193 120V121H192ZM197 120H198V122H197ZM200 120H202L201 122H199ZM53 121V122H52ZM55 121V122H54ZM136 121H138V122H136ZM175 121H178V123L177 122H175ZM205 121H206V123H205ZM12 122V123H11ZM59 122V123H58ZM62 122V123H61ZM71 122H73V124H75V125H73L72 126V123ZM75 122V123H74ZM121 122V123H120ZM137 123V125H139V126H141V128L139 127V126H135L136 125V123ZM142 122H144V123H142ZM146 122H148L147 124H146ZM175 122V123H174ZM194 124H193V123ZM197 122V123H196ZM233 122V123H232ZM239 122V123H238ZM256 122V123H255ZM255 122L254 123H250V124H253V125H251V126H254V128L256 129V132L258 131L259 133L258 134H263L264 133V129H259L258 128V125H257V119L255 120ZM52 123H54L55 124V127H54V124H52ZM60 123L63 125L64 123H67L65 126H62V125H60ZM69 123H71V124H69ZM104 124V126H103V124ZM109 123V124H108ZM112 123V124H111ZM114 123V124H113ZM131 123H133V124H131ZM134 123H135V125H134ZM151 123V124H150ZM173 123L174 124H176V125H174L173 126ZM192 123V124H191ZM196 123V124H195ZM86 124V125H85ZM99 124V125H100ZM116 124H119L118 126H115L114 127V125H116ZM129 124V125H128ZM180 124H181V128L179 127L180 126ZM204 124H206V125H204ZM233 124H235V125H233ZM239 124L240 125V127L239 126H237V125ZM8 125V126H7ZM9 125H10V127H9ZM69 125H71V126H69ZM81 126V129H80V126ZM83 125H84V128H83ZM109 125V126H108ZM110 125H113V126H111L110 127ZM125 125H126V127H125ZM128 125V126H127ZM145 125H146V128H144L145 127ZM182 125H186V126H188V129L186 130V126L185 127H183L182 128ZM230 125V126H229ZM255 125H257L256 127H255ZM49 126H50V129H49ZM52 126V127H51ZM60 126H62L61 128H60ZM68 126H69V128H68ZM76 126H79V127H76ZM153 126H155V127H153ZM176 126V127H175ZM178 126V127H177ZM204 126V127H203ZM7 127V128H6ZM64 127V128H63ZM66 127V128H65ZM74 127H76V128H74ZM110 127V128H109ZM135 127H137V129L135 128ZM149 127V128H148ZM153 127V128H152ZM233 127V128H232ZM237 127H239V128H237ZM244 127V128H243ZM70 128H71V130H70ZM78 128V129H77ZM86 128V129H85ZM112 128V129H111ZM121 128V129H120ZM131 130H130V129ZM140 128V129H139ZM149 129V130H143L142 131V129ZM174 128H175V130H174ZM176 128L178 129V130H176ZM208 132H205V130ZM230 128V129H229ZM235 128V129H234ZM242 128V129H241ZM63 129H65V130H63ZM74 129H76V130H74ZM85 130V131H83V130ZM110 129H111V133L109 132L110 131ZM116 129V130H115ZM124 129H125V131H124ZM158 129V128H157ZM181 129H182V131H181ZM233 129H234V131H233ZM5 130V131H4ZM53 130V131H52ZM62 130L64 131V132H62ZM67 130H69V131H67ZM74 130V131H73ZM127 130V131H126ZM139 130H141V131H139ZM204 130V131H203ZM231 130V131H230ZM260 130H262V131H260ZM7 131H8V133H7ZM42 131V132H41ZM78 131V133H75V132H77ZM108 131V132H107ZM113 131V132H112ZM120 131V132H119ZM138 131H139V133H138ZM151 131V132H150ZM184 131L186 132V134L187 135H184ZM189 131V132H188ZM6 132V133H5ZM46 132V133H45ZM119 132V133H118ZM147 137H145L142 133ZM177 132H179V133H177ZM182 132V133H181ZM203 132V134H201ZM204 132L205 133H207L208 134V136H206V135H204ZM243 132V133H242ZM261 132V133H260ZM6 135H5V134ZM42 133H44L45 135H44V137H43V135L41 136V134ZM54 135H53V134ZM75 133V134H74ZM113 133H116V135H117V137H116V135L115 134H113ZM118 133V134H117ZM135 133V134H134ZM141 133V135H138V134H140ZM176 133V134H175ZM211 133V134H210ZM213 133V134H212ZM252 135L251 136H248V137H250V138H248L247 136H244V138H243V136H240V137H242L241 138V140H240V137L238 138V137H236L235 138V141H233L234 140V138H232L231 139V141H233V142H237V141H241V143H244V144H248V145H251L253 148H262V149H264V138H262L261 136H264V134L263 135H258L257 133H255V132H250ZM253 133H254V135H253ZM4 134V135H3ZM48 134V135H47ZM50 134V135H49ZM125 134H128L129 136H128V139H127V135L125 136ZM182 134V135H181ZM255 134H257V135H255ZM58 135V136H57ZM137 135V136H136ZM150 135V136H149ZM179 135V136H178ZM183 136L182 137V140H181V136ZM47 136H49V137H47ZM111 136V137H110ZM125 136V137H124ZM141 136V137H140ZM143 136V137H142ZM189 139H186V137ZM191 138H190V137ZM200 136V137H199ZM203 136H205V138H203ZM254 138H253V137ZM256 136H258V137H256ZM5 137V138H4ZM56 137V138H55ZM69 137V138H68ZM73 137V138H72ZM114 137V138H113ZM154 137H155V141H154ZM248 138V140H246V138ZM4 138V139H3ZM35 138V139H34ZM40 138H41V140H40ZM45 140H44V139ZM105 138H107V139H105ZM112 138V139H111ZM117 138V139H116ZM129 138H131V139H129ZM136 138H137V140H136ZM144 138H145V140L146 141H143L142 143H143V145L145 146H143V148L145 149V148H147L146 146H149L148 148L150 149V150H148V149H146L148 152L150 151V152H156V154H161V152L162 151H166V153L167 152H175V150H173V147H175V145H173L174 143H175V141H176V144L178 145H176V147L177 148H179L180 147V152H181V155H179L178 153H177V151L174 153L175 155H176V153H177V155H179V156H182V158H180L181 159V163H182V167H183V165L184 166H186V167H181V170L183 171L184 170V172L185 173H187L188 171V175H185V173L184 172H182L183 173V176L186 178V176L188 177V178H186V180H184V178H183V180H184V182L186 181L187 182V185H186V183H184L186 186H189V188H187L184 184H180L178 181H174V180H171V179H169V177L167 176V175H165V174H160V175H157L156 177H154V179H155V182H154V180H153V183H151L152 181L149 179V181L150 182H148V180H146L145 181V185H147V188H148V190H150V192L152 191V192H154V190H155V192H154V194L156 193L157 195L159 194L160 195V193L162 192V196H164V193H165V191H167V190H165L166 188H171V191H173V199H175L176 201H174L175 202V205L173 206H171V208L169 209V211L171 210L172 211V216L174 215H177V216H175V218L173 217V219L175 220V222L173 223V224H175V225H172L173 226V228H171V227H168L167 225H165L164 224V226L163 225H158V226H156V230H155V228L153 227V229H151L150 228V230L148 229V232L150 231V233H152L151 235L147 232V229L145 230V228L146 227H144L143 228V226H141L140 225V223H142L141 221H142V212H139V214H138V208H139V211H141V207H140V205H137V204H140V202H139V200H138V197L136 196V194H135V187L133 186L134 185V183H133V181H131L130 179V169H131V167L132 166H134L135 165V167L134 168H137V167H139L140 168V166L142 167V166H146L147 164L149 165L150 164V160H151V156H148V154H143L142 153V155L143 156H141V154L138 156V157H140V158H138L137 157V155H135L134 157L135 158H137V161H133V158H128V160L130 161H128L127 160V158L126 157H123V156H125L127 153H129L130 152V148H132V146L133 145H135L136 143H138V142H141L142 140H144ZM150 138H153L152 139V141H151V139ZM165 138V141L164 142H162V140ZM184 138V139H183ZM192 138H193V140H192ZM200 138V139H199ZM256 138V139H255ZM1 139H3V140H1ZM32 139H34L35 141H33ZM39 139V140H38ZM48 139H49V141H48ZM53 139V140H52ZM58 139V140H57ZM60 139V140H59ZM75 139V140H74ZM109 139V140H108ZM122 141H121V140ZM126 139H127V141H126ZM141 139V140H140ZM150 139V140H149ZM167 139V140H166ZM169 139V140H168ZM171 139H174V140H171ZM180 139V140H179ZM191 139V140H190ZM197 139H198V141H197ZM207 139V140H206ZM249 139L252 141H249ZM257 139H258V141H257ZM50 140H52V142L50 141ZM56 140V141H55ZM62 140H63V142H62ZM70 140V141H69ZM107 140V141H106ZM111 140V141H110ZM119 140H120V142H119ZM132 140H134V141H136V143L135 142H133ZM183 140H184V142H183ZM185 140H188L189 142H194L192 145H190V143L189 144H187V143H185L186 141ZM199 140H201L202 142H203V144H202V142H199ZM29 141H31V142H29ZM38 141V142H37ZM58 141V142H57ZM74 141V142H73ZM77 141V142H76ZM115 141V142H114ZM117 141V142H116ZM126 141V142H125ZM138 141V142H137ZM169 141H172V142H169ZM239 141V142H240ZM244 141V142H243ZM248 141V142H247ZM45 144H44V143ZM69 142V143H68ZM109 142L111 143L112 142V144H109ZM123 142V143H122ZM150 144H149V143ZM155 142H157V143H155ZM163 144H162V143ZM168 142V143H167ZM251 142V143H250ZM253 142H255L254 143V145L255 146H253L252 144H253ZM256 142L259 144V143H262L263 145H261V144H259V145H261V147L259 146V145H257L256 144ZM33 143H34V145H33ZM56 143V144H55ZM79 143V144H78ZM102 143V144H101ZM135 143V144H134ZM155 143V144H154ZM160 143V145H159V147H158V144ZM166 143L168 144V145H166ZM172 143V144H171ZM183 143H184V145H183ZM198 143V144H197ZM201 143V144H200ZM214 143L216 144V145H214ZM32 144V145H31ZM36 144H38L37 146H36ZM46 144H48V145H46ZM50 144V145H49ZM52 144H54V145H52ZM64 146H63V145ZM67 144V145H66ZM78 144V145H77ZM94 144V145H93ZM119 144V145H118ZM120 144H122V146L120 147ZM131 144H132V146H131ZM171 144V145H170ZM205 144V145H204ZM208 144V145H207ZM32 146V151H31V149H29V148H31V146ZM42 145V146H41ZM44 145H45V147H44ZM75 145H76V147H75ZM101 145V146H100ZM114 145V146H113ZM128 145V146H127ZM130 145V146H129ZM156 145H157V147H156ZM162 145V146H161ZM201 147H200V146ZM207 145V146H206ZM34 146V147H33ZM52 146V147H51ZM55 146V147H54ZM118 146V147H117ZM154 146V147H153ZM165 146V147H164ZM172 147V149H171V147ZM194 147V149L192 148V147ZM204 146V147H203ZM23 147V146H22ZM36 147V148H35ZM42 147V148H41ZM78 147V148H77ZM100 148V150L101 151H99V152H103V154L105 155H102L101 153L99 154L98 153V148ZM102 147V148H101ZM127 147V148H126ZM189 147V148H188ZM202 147H203V150H202ZM39 148V149H38ZM47 148V149H46ZM49 148H51V149H49ZM52 148H54V149H52ZM68 148V149H67ZM77 148V149H76ZM121 148H123L124 149V152H120V150H123V149H121ZM153 148H157V149H153ZM163 148V149H162ZM168 148V150H165V149H167ZM187 148V149H186ZM205 148V149H204ZM206 148L208 149V150H206ZM22 149H24V150H22ZM35 149V150H34ZM46 151H45V150ZM72 149V150H71ZM74 149H76V151L74 150ZM103 149V150H102ZM128 149V150H127ZM39 150V151H38ZM64 150H66V151H64ZM91 150V151H90ZM114 150V151H113ZM127 150V151H126ZM158 150H161L160 152L158 151ZM184 150V151H183ZM187 150V151H186ZM192 150V151H191ZM194 150V151H193ZM202 150V151H201ZM34 151V152H33ZM52 151H53V153H52ZM69 151V152H68ZM75 151V152H74ZM113 151V152H112ZM126 151V152H125ZM188 151L190 152V154L188 153ZM198 151V152H197ZM203 151L205 152V153H203ZM30 152H32V153H30ZM42 152V153H41ZM44 152H45V154H44ZM48 152V153H47ZM51 154H50V153ZM183 152L184 153H186L187 152V154H183ZM192 152H194V154H192ZM201 152H202V155H201ZM213 152V153H212ZM21 155H20V154ZM39 153V154H38ZM125 155H124V154ZM211 153V154H210ZM19 154V155H18ZM41 154V155H40ZM63 154V155H62ZM73 154V155H72ZM75 154V155H74ZM90 154V155H89ZM97 154V155H96ZM107 154V155H106ZM112 155L114 158L112 159V162H113V160L115 161V163H113L114 164V167H112L111 166V164L112 163H110V164H106L105 163V161H103V156H104V158H106V159H108V160H110V158H112V156H110V155ZM117 154H119V155H122V156H118ZM131 154V153H130ZM136 154V153H135ZM210 154V155H209ZM13 155H14V153H13ZM43 155V156H42ZM49 155V156H48ZM56 155H57V159H56ZM62 155V156H61ZM69 155V156H68ZM94 155V156H93ZM98 155H100V156H98ZM116 155H117V157H116ZM168 155V154H167ZM186 155V156H185ZM189 157H188V156ZM214 155V156H213ZM261 155H263V156H261ZM52 156V157H51ZM73 156H75V157H73ZM110 157V158H107V157ZM148 158H147V157ZM191 156H192V159H191ZM196 156V157H195ZM198 156V157H197ZM200 156H202V157H200ZM218 158H217V157ZM17 157V158H16ZM67 157V158H66ZM97 157V159L98 160H96V161H98L99 162V164H98V162H96L95 161V158ZM118 157H120V159H118ZM122 157L124 158V159H122ZM195 157V159L193 160V158ZM206 157V158H205ZM14 158V159H13ZM53 158V159H52ZM64 158V159H63ZM101 158V159H100ZM146 158V159H145ZM197 158V159H196ZM204 158H205V160H204ZM55 159V160H54ZM58 159H60V161L58 160ZM118 159V160H117ZM149 159V160H148ZM183 159H185L187 162H185V160H183ZM208 159V160H207ZM210 159V160H209ZM58 160V161H57ZM72 160H74V161H72ZM90 160V161H89ZM101 162H100V161ZM118 162H117V161ZM132 160V161H131ZM139 160V161H138ZM192 160H193V162H192ZM196 160V161H195ZM219 160V161H218ZM103 161V162H102ZM148 161V163H146ZM195 161V162H194ZM197 161H199V162H197ZM206 161V162H205ZM212 161V162H211ZM223 161H224V163H223ZM258 161V162H257ZM50 162H51V164L52 165H54V163L56 162L58 165H59V163H60V166H62V168H64L63 170H64V172H62L61 170H58V171H56L55 170V167L54 166H52L51 164H50ZM72 162H74V163H72ZM137 162V163H136ZM189 162V163H188ZM191 162V163H190ZM220 162H222L221 164H220ZM18 163H20V164H18ZM94 163V164H93ZM135 163V164H134ZM186 163L188 164V165H186ZM194 163V164H193ZM226 163H227V165H226ZM233 163H236L238 166L240 165H243V166H241L242 167V171L241 172H239L238 170L239 169H241V167L238 169V167L236 166V164L234 165ZM244 163H245V165H244ZM16 164V165H15ZM72 164V165H71ZM116 164V165H115ZM125 164V165H124ZM138 164V166H136ZM140 164V165H139ZM146 164V165H145ZM257 164L258 165H260V166H257ZM66 167H65V166ZM105 165H107V166H105ZM110 165V166H109ZM118 165V168L120 169L121 168V170L123 171L124 169H127V175L126 174H122L121 172L122 171H119V169H117V166ZM121 165V166H120ZM190 165V166H189ZM222 165H224V166H222ZM255 165V166H254ZM16 166H17V168H16ZM101 166H102V168H101ZM104 166V167H103ZM109 166V167H108ZM120 166V167H119ZM126 166V167H125ZM189 166V167H188ZM204 166H206L205 167V169H204ZM210 166V167H209ZM212 166H213V169H212ZM215 166H217L216 168H215ZM219 166V167H218ZM226 166V167H225ZM231 166H233V167H231ZM251 166H252V168H251ZM256 166H257V169L258 170H256L255 168H256ZM108 167V168H107ZM130 167V168H129ZM229 169H228V168ZM250 167V168H249ZM52 170H51V169ZM107 168V169H106ZM115 168V169H114ZM186 168V169H185ZM193 168V169H192ZM208 168V169H207ZM211 168V169H210ZM220 168H222L223 170H221ZM235 168H237V169H235ZM247 170H246V169ZM19 169V170H18ZM48 169H49V171H48ZM68 169V168H67ZM108 169H110V170H112V171H110V170H108ZM188 169V171L186 172L185 170H187ZM203 169H204V171H203ZM215 169H216V171H215ZM219 170V173H218V170ZM227 169V170H226ZM252 169V170H251ZM18 170V171H17ZM114 170H116V171H114ZM195 170V171H194ZM210 170V171H209ZM213 170V171H212ZM231 170V171H230ZM233 170V171H232ZM244 170V171H243ZM246 170V171H245ZM15 171H17V172H15ZM100 171V172H99ZM106 171H108V172H105ZM135 171H137V169H135ZM199 171V172H198ZM226 171V172H225ZM252 171V172H251ZM256 171V172H255ZM259 171V172H258ZM10 172V173H9ZM46 172V173H45ZM49 172V173H48ZM101 172H104V174L103 173H101ZM114 172V173H113ZM196 172V173H195ZM206 172H207V174H206ZM210 172V173H209ZM213 172V173H212ZM223 172V173H222ZM228 172H229V174H228ZM231 172H232V174H231ZM52 173H55V174H52ZM95 173V174H96ZM99 173V174H98ZM111 173V174H110ZM116 173V174H115ZM190 173H191V175H190ZM193 173V174H192ZM214 173L216 174V175H214ZM218 173V174H217ZM221 173H222V175H221ZM235 173V174H234ZM254 175H253V174ZM7 174H9V175H7ZM51 174V175H50ZM109 174V175H108ZM122 174V175H121ZM197 174V175H196ZM199 174V175H198ZM201 174H204L205 175V177H204V175H201ZM225 175V177H224V175ZM230 174H231V176H230ZM14 175H16V176H14ZM111 175V176H110ZM116 175H118V176H116ZM128 175H130V176H128ZM148 175V174H147ZM189 175H190V177H189ZM193 175H195V176H193ZM221 175V176H220ZM81 176V175H80ZM114 176V177H113ZM191 176H192V178H191ZM208 177V179H207V177ZM212 176H213V178H212ZM220 176V177H219ZM234 176V177H233ZM9 177V178H8ZM106 179H105V178ZM112 177V178H111ZM121 177V178H120ZM126 177H128V178H130L129 180H128V178H126ZM161 177V178H160ZM164 177H166V178H164ZM198 177V178H197ZM199 177L201 178V179H199ZM217 177V178H216ZM238 177V178H237ZM256 177V178H255ZM53 178V177H52ZM87 178V179H86ZM159 178V179H158ZM194 178V179H193ZM196 178V179H195ZM211 178V179H210ZM223 178V180H221ZM225 178V179H224ZM9 179H10V181H11V183L9 182ZM12 179V180H11ZM105 179V180H104ZM110 179V180H109ZM114 181H113V180ZM122 179V180H121ZM125 179V180H124ZM127 179V180H126ZM161 179V180H160ZM163 179V180H162ZM205 179V180H204ZM210 179V180H209ZM214 179V180H213ZM217 179V180H216ZM227 179V180H226ZM56 181H53L52 179H51V181L53 182H51V184L49 185V186H45V185H40L39 186V189H43V190H38L39 192L37 193V194H35V192L32 194V196H30V197H32V198H29V200L30 201H28V199H27V203H30L32 200L34 201L35 200V198H37L38 197V194H48L49 193V190L51 189H57V187H58V189L61 187V186H59V185H61V183H59L58 181H57V179H55ZM81 180V181H80ZM156 180H159V181H156ZM190 180H191V182H190ZM196 180H197V182H196ZM200 180V181H199ZM221 180V181H220ZM246 180L248 181V182H246ZM12 181H13V183H12ZM86 181V182H85ZM102 181V182H101ZM107 181H109V183H107ZM173 181L175 182V183H173ZM194 181V182H193ZM202 181H203V183H202ZM208 181H210V182H208ZM237 181V182H236ZM239 181V182H238ZM251 181V182H250ZM74 184L73 185H75L74 187H72L71 188V190L72 191H75V194H74V192H71V191H67V192H62L63 193V196L62 197H64L63 199V206L65 207V209L63 208L62 209V211H60V217H58V218H56L55 219V222H56V224H57V226H58V223H59V225H61L60 227H62L61 229H63V230H66L68 227H69V224H74V222H76L77 221V215H78V213H80L81 212V210L83 211V210H87L86 212L87 213H89V211H90V209H92L91 207H90V205L88 204V203H85V202H82L81 200L82 199H86L88 196H89V198H87V199H90V198H92L96 193L94 192V189H93V187H92V182H91V180L86 176V175H84V177H83V175L81 176V178L80 177H76V179H74ZM89 182H91V183H89ZM112 182V183H111ZM127 182V183H126ZM162 182V183H161ZM167 182H172V183H167ZM212 182V183H211ZM217 182V183H216ZM218 182H219V184H218ZM223 182H224V185H223ZM253 182H254V185L255 186H257L256 188H255V186L253 185ZM55 183V184H54ZM59 183V184H58ZM76 183H78V184H76ZM86 184V186H85V184ZM103 183H105V184H103ZM107 183V184H106ZM126 183V184H125ZM177 183V184H176ZM179 183V184H178ZM191 183V184H190ZM195 183V184H194ZM197 183V184H196ZM200 183V184H199ZM210 183V184H209ZM215 183H216V185H215ZM248 183H251L252 185H250L249 184V186L247 187V185H248ZM256 183H257V185H256ZM14 184H16V183H14ZM82 186H81V185ZM91 184V185H90ZM130 186H129V185ZM160 184V185H159ZM165 184V185H164ZM173 184V185H172ZM202 184L204 185V186H202ZM222 184V185H221ZM235 184H237V185H235ZM239 184H240V186H239ZM79 185L80 187H77V186ZM91 186L90 187V189L88 188L89 186ZM110 185V186H109ZM123 185V186H122ZM150 185V186H149ZM158 185V186H157ZM171 185V186H170ZM191 185V186H190ZM208 185H210V186H212V188H210ZM217 185H219L218 187H217ZM42 186V187H41ZM51 186V187H50ZM52 186H53V188H52ZM121 186V187H120ZM126 186V187H125ZM132 186V187H131ZM152 186H153V188H152ZM154 186H156V187H154ZM199 186V187H198ZM224 186H225V188H224ZM239 186V187H238ZM244 186V187H243ZM115 187H118V188H115ZM162 187V188H161ZM186 187V188H185ZM197 187V188H196ZM205 187H207V188H205ZM209 187V188H208ZM222 187V188H221ZM237 187V188H236ZM241 187V189H239ZM246 187L248 188V189H246ZM50 188V189H49ZM79 188H80V190H79ZM91 188H92V190H91ZM126 188V189H125ZM155 188V189H154ZM178 188V189H177ZM192 190H194V188H196V190H198L199 192H197L196 190H195V192L194 191H192ZM216 188V189H215ZM218 188V189H217ZM235 188V189H234ZM245 188V189H244ZM252 188H253V190H252ZM78 189V190H77ZM112 189V190H111ZM124 189V190H123ZM152 189H154V190H152ZM186 189H188V190H186ZM212 189H214L213 191H212ZM48 190V192H44V191H47ZM50 190V191H51ZM82 190H83V192H82ZM89 190V191H88ZM118 190V191H117ZM131 190H132V192H131ZM189 190H191V191H189ZM203 190V191H202ZM206 190H208V191H206ZM240 190V191H239ZM248 192H247V191ZM257 190H259V191H257ZM77 191H78V193H77ZM91 191H93V192H91ZM114 191V192H113ZM121 191H122V193H121ZM128 191V192H127ZM182 191H186L185 193L184 192H182ZM188 191V192H187ZM252 191V192H251ZM254 191V192H253ZM81 192V193H80ZM91 192V193H90ZM102 192H104V194H102ZM112 192V193H111ZM134 192V193H133ZM176 192V193H175ZM190 192V194H188ZM203 192V193H202ZM208 192V193H207ZM241 192H242V194H241ZM245 192V193H244ZM262 193V194H259V193ZM82 194V195H80V194ZM93 193V194H92ZM106 193H108L107 195H106ZM119 193H120V196H119ZM123 193H124V195L126 196V197H128V198H126L124 195H123ZM127 193V194H126ZM184 193V194H183ZM195 193V194H194ZM211 193H213V195H211L210 196V194ZM250 193H251V195H250ZM254 193V195L252 196V194ZM257 193V194H256ZM41 194V195H42ZM77 194H79L80 196L78 197V195ZM85 194V195H84ZM111 194H113V195H111ZM117 194V195H116ZM177 194V195H176ZM182 194H183V196H182ZM206 196H205V195ZM209 194V195H208ZM217 194V195H216ZM224 194V195H223ZM238 194V195H237ZM35 195V196H34ZM75 195V196H74ZM87 195V196H86ZM104 195V196H103ZM111 195V196H110ZM122 195V196H121ZM134 195V196H133ZM156 195V196H157ZM175 195V196H174ZM181 195V197H179ZM188 196L189 197V199L187 198L186 199V196ZM192 195V196H191ZM197 195H201V197L200 196H197ZM215 195V196H214ZM245 195H246V198H245ZM73 196V197H72ZM81 196H82V198H81ZM86 196V197H85ZM105 196H106V198H105ZM113 196V197H112ZM136 196V197H135ZM178 197V198H181V199H177V198H175V197ZM197 196V197H196ZM205 196V197H204ZM208 196V197H207ZM34 197V198H33ZM72 199H71V198ZM78 199H77V198ZM102 197V198H101ZM110 197V198H109ZM121 197V198H120ZM126 198V200H128V201H126L125 200V198ZM182 197H183V199H182ZM191 197H192V199H191ZM202 197H204V198H202ZM248 197V198H247ZM66 198H67V200H66ZM74 198L76 199V201L74 200ZM79 198H80V200H79ZM105 200H104V199ZM131 198V199H130ZM137 198V199H136ZM239 200H238V199ZM245 198V199H244ZM107 199V200H106ZM118 199V200H117ZM123 199V200H122ZM203 199L206 201H204L203 202ZM207 199H209V200H207ZM215 199V200H214ZM230 199V200H229ZM74 200V201H73ZM102 200V201H101ZM109 200V201H108ZM133 200V201H132ZM182 200V201H181ZM187 200V201H186ZM189 200V201H188ZM193 202H195V203H193ZM201 200V201H200ZM211 200V201H210ZM231 200H234V202L235 203H233V201H231ZM245 200V201H244ZM248 202H247V201ZM62 201V200H61ZM65 201H66V203H65ZM78 201V202H77ZM105 201V202H104ZM122 201V202H121ZM125 201H126V203H125ZM177 201H178V204H177ZM191 201V202H190ZM227 201V202H226ZM25 202H26V200H25ZM25 202H24V204H25ZM107 202V203H106ZM117 202V203H116ZM133 202V203H132ZM187 203V205H186V203ZM191 203V205L189 204V203ZM210 202V203H209ZM229 202H231V203H229ZM246 202V203H245ZM69 207H67V206H65V204ZM111 203V204H110ZM126 205H125V204ZM131 203V204H130ZM154 204H155V201L153 202ZM179 203H181V204H179ZM197 203V204H196ZM203 204L202 205V210H201V208L200 209H197L196 207H194L192 204H196L195 206H197V205H200V204ZM207 203V204H206ZM233 203V204H232ZM243 203V204H242ZM73 205V206H71L72 207V209H71V207L69 206V205ZM79 204V205H78ZM81 204V205H80ZM85 204V205H84ZM135 204V205H134ZM231 204V205H230ZM239 204V205H238ZM246 204V205H245ZM248 204V205H247ZM252 204V205H251ZM77 205V206H76ZM88 205V206H87ZM112 205V206H111ZM120 205L122 206V207H120ZM124 205V206H123ZM134 205V206H133ZM207 207H205V206ZM25 206V205H24ZM81 206V207H80ZM85 206H86V208H85ZM114 206H116V207H114ZM126 206H128V207H126ZM153 206H155V210L157 211V210H160V209H158V208H161V207H163L162 205H158V207L156 206V205H153ZM178 206V208H176ZM185 206V207H184ZM190 206V207H189ZM241 206V207H240ZM75 207V208H74ZM83 207V208H82ZM111 207V208H110ZM113 207V208H112ZM131 209H130V208ZM136 207V208H135ZM181 207V208H180ZM188 207V208H187ZM236 207V208H235ZM248 207H250V208H248ZM68 208V212H66L67 209ZM124 208V209H123ZM154 208V207H153ZM176 208V209H175ZM245 208V211H243V209ZM70 209V210H69ZM78 209V210H77ZM125 209H126V211H125ZM136 209V210H135ZM163 209H165L166 210V208H161V210H160V213H159V211H157L159 214H161V215H163L164 216V214L166 215V211H162ZM182 211H181V210ZM185 209V210H184ZM193 209V210H192ZM195 209L197 210L196 211V213H195ZM205 209V210H204ZM229 209V210H228ZM231 209V210H230ZM236 209V210H235ZM240 209V210H239ZM134 210V211H133ZM177 210V211H176ZM178 210H180V211H178ZM189 210V211H188ZM200 210V211H199ZM225 210H226V212H225ZM251 210V211H250ZM70 211V212H69ZM123 211V212H122ZM162 211V212H161ZM171 211L169 212L170 214H171ZM193 211V212H192ZM205 211H207V212H204ZM224 211V213H222ZM228 211V212H227ZM235 211V212H234ZM240 211V214L238 213ZM66 212V213H65ZM181 212L183 213L182 215H181ZM198 212V213H197ZM234 212V213H233ZM243 212V213H242ZM7 213H9V212H7ZM68 213H72L71 215H68ZM77 214L76 215V217L74 218L73 216H75L74 214ZM118 213H120V214H118ZM124 213V214H123ZM135 213V214H134ZM141 213V214H140ZM163 213V214H162ZM177 213H179V214H177ZM204 213V215H202ZM228 213V214H227ZM245 213V214H244ZM131 214H133L132 216H131ZM186 214V215H185ZM189 214V215H188ZM195 214V215H194ZM196 214H201V215H196ZM206 214V215H205ZM210 214V215H209ZM231 214V215H230ZM234 214V215H233ZM236 214V215H235ZM9 215H11V214H9ZM126 215V216H125ZM130 215V216H129ZM193 215H194V217H193ZM215 215V216H214ZM218 215V216H217ZM226 215H227V217H226ZM245 215V216H244ZM12 216V215H11ZM11 216H9V218L11 217ZM65 217V218H63V217ZM67 216H68V218H67ZM115 216V217H114ZM135 216H136V218H135ZM138 216V217H137ZM186 218H185V217ZM198 216V217H197ZM201 216V217H200ZM204 216V217H203ZM207 216V217H206ZM213 216V217H212ZM245 218H244V217ZM14 215L12 216V218H11V220L13 221L14 220ZM73 217V218H72ZM124 217V218H123ZM131 219H130V218ZM134 217V218H133ZM141 217V218H140ZM177 217V218H176ZM181 219H179V218ZM189 217V218H188ZM208 217H211L210 219L208 218ZM217 217V218H216ZM234 217V218H233ZM61 218V219H60ZM72 218V219H71ZM108 218V219H107ZM140 218V219H139ZM195 219V220H193V219ZM201 218H203V219H201ZM233 218V219H232ZM262 218V219H261ZM67 219H68V221H70V222H68L67 221ZM125 220V221H123V220ZM132 219H133V221H132ZM176 219H177V221H176ZM189 219V221H187ZM197 219V220H196ZM198 219H199V223H198ZM71 220H73L72 222H71ZM137 220V221H136ZM173 220V221H174ZM184 222H183V221ZM200 220H202V221H200ZM208 220V221H207ZM211 220V221H210ZM15 221V220H14ZM140 221V222H139ZM179 221V222H178ZM182 221V222H181ZM193 221V222H192ZM196 221H197V223H196ZM210 221V223H208ZM212 221H214V222H212ZM135 224H134V223ZM139 222V223H138ZM205 222H206V224H205ZM212 222V223H211ZM216 222V226H214L215 223ZM130 223V224H129ZM177 223V224H176ZM182 224V225H180V224ZM131 224H132V229H131ZM138 224V225H137ZM192 224V225H191ZM222 227H219V225ZM68 225V226H67ZM136 225V226H135ZM176 225H180L179 226V229H181V231L180 232H183V233H181V235L179 234L180 232H179V229L178 228H176L175 226ZM184 225H186V227L184 226ZM218 225V226H217ZM242 225V226H241ZM65 226V227H64ZM171 226V225H170ZM193 226H195V228L193 227ZM211 226V227H210ZM234 226V227H233ZM261 226H262V228H261ZM75 227H78V228H80V229H83L84 228V226H82V223H80V226L79 225H75ZM161 227L162 228H165L166 229V227H167V229L165 230V229H161ZM178 227V226H177ZM192 227V228H191ZM196 227L198 228V229H196ZM210 227V228H209ZM216 227V228H215ZM219 227V228H218ZM224 227H226V229L224 228ZM256 227V228H255ZM127 228H130L129 230L127 229ZM141 228H142V232L140 231L141 230ZM160 228V229H159ZM182 228L184 229V230H182ZM185 228H187V229H185ZM213 228V229H212ZM257 228H259V229H257ZM135 229V230H134ZM137 229H139V230H137ZM191 229V230H190ZM216 229V230H215ZM234 229H236V231H237V233H235L236 231L234 230ZM63 230H62V232H63ZM137 230V231H136ZM152 230H153V232H152ZM158 230V231H157ZM171 231V233H170V231ZM226 230V231H225ZM25 230H22V231H19V234L20 235H22V237L25 235V232H24ZM147 233H146V232ZM159 233V234H161V235H159L157 232ZM162 231H163V233H162ZM164 231H166L165 233H164ZM197 231H199V232H197ZM220 231V232H219ZM224 231V232H223ZM229 231H231V232H229ZM232 231H234V232H232ZM106 231H105V229H104V233H105ZM128 232V233H127ZM130 232H132V233H130ZM140 232V233H139ZM179 232V233H178ZM184 232H189V235H188V233H185L184 234ZM194 232V233H193ZM257 232V233H256ZM260 232V235L259 236H257L258 235V233ZM132 234V235H130V234ZM142 233V234H141ZM168 233H170V234H168ZM214 233V234H213ZM217 233V234H216ZM241 233V234H240ZM246 233V234H245ZM262 233V234H261ZM129 234V235H128ZM135 234H137L136 236H135ZM155 234V235H154ZM183 234V235H182ZM206 234H208V235H206ZM228 234H229V236H228ZM232 234V235H231ZM237 234V235H236ZM243 234H245L244 236H243ZM255 234V235H254ZM257 234V235H256ZM146 235V236H145ZM149 235V236H148ZM163 235V236H162ZM176 235V236H175ZM184 235H186V236H188V237H186V236H184ZM203 235H205V236H203ZM209 235H210V238H209ZM216 237H215V236ZM219 235V236H218ZM251 235H253V236H251ZM129 236V237H128ZM131 236H133V238H134V236H135V238H134V240H133V238L131 239ZM142 237V238H140V237ZM153 236H157L156 238L154 237L153 238ZM165 236V237H164ZM171 236V237H170ZM183 236V237H182ZM191 236V237H190ZM213 236V237H212ZM221 236H223V237H221ZM227 236V237H226ZM257 236V237H256ZM55 237H57L56 239H61L60 237L61 236H59V235H56ZM147 237V238H146ZM167 237V238H166ZM168 237H169V239H168ZM172 237H174L173 239H172ZM177 237H178V242L176 241L177 240ZM180 237H181V239H180ZM203 237V238H202ZM240 237V238H239ZM245 237H247V238H245ZM255 237V238H254ZM260 237H261V239H260ZM146 238V239H145ZM152 238H153V240H152ZM161 238H164V239H161ZM189 238H190V241H189ZM200 238H201V240H200ZM214 238H218V239H220L219 241H218V239H215V241H214ZM226 240H225V239ZM233 238V239H232ZM253 238V239H252ZM137 239H139V240H137ZM142 239V240H141ZM160 239V240H159ZM180 239V240H179ZM186 240V242H185V240ZM252 239V240H251ZM255 239V240H254ZM257 239H260V240H257ZM16 239H12V240H10L9 242H7V244L5 245L4 244V246L2 247V250H3V252H4V250H5V252L4 253H6L5 255L6 256H10L11 258V260H15V262H17V260H18V262H23V263H29V261H30V258H29V256H28V252L27 251H25V250H29V246H26V247H28L27 249H26V247H25V244H23L22 242H20L19 244H16V243H18L17 241H19V240H17V241H15ZM147 240H148V244H147ZM150 240H151V242H150ZM173 240V241H172ZM182 240V241H181ZM187 240H188V242H187ZM208 240V241H207ZM222 240H224V241H222ZM231 240V241H230ZM243 240V241H242ZM247 240H248V247H245L247 244H245V243H247ZM21 241V240H20ZM140 241L142 242L143 241V243H140ZM155 241V242H154ZM158 241V242H157ZM166 241H168V242H166ZM179 241L183 244H181L182 246H184V247H182L181 248V245H180V243H179ZM200 241V242H199ZM210 241V242H209ZM239 241V242H238ZM242 241V242H241ZM251 241V242H250ZM258 241V242H257ZM12 242V243H11ZM15 242V243H14ZM35 242V241H34ZM118 242V241H117ZM117 242H115L113 245H114V248H116V250H114L113 248H112V252L114 253H112L114 256L116 255L117 256V258H119V257H121V255H122V253H123V249H124V243L123 242H120L119 241V243H117ZM171 242V244H168V243H170ZM190 242H192L191 244H190ZM198 242V243H197ZM207 242V243H206ZM212 242H213V244H212ZM215 242H217V243H215ZM219 242H221V244H223V245H221V247H220V250H219V245H220V243ZM225 242V243H224ZM235 242V243H234ZM240 243V244H238V243ZM244 242V243H243ZM253 242H254V244H256V246L258 247V249L256 250L255 248H257L256 246L255 247H253ZM36 243V244H35ZM35 243H33V241H32V243L30 242V244H34L33 246H35V248L38 246V244H37V241L35 242ZM123 244V246H122V244ZM154 243V244H153ZM177 243V244H176ZM251 243V244H250ZM29 244V245H30ZM126 244V243H125ZM143 244H144V246H143ZM176 244V245H175ZM178 244H179V247H178ZM193 244V245H192ZM205 244V245H204ZM212 244V245H211ZM217 244H219V245H217ZM233 244V245H232ZM245 244V245H244ZM262 244V245H261ZM19 245H21V247L19 246ZM22 245H23V247H22ZM31 245V246H32ZM120 245H121V247H120ZM142 245V246H141ZM148 245V246H147ZM169 245V246H168ZM174 245V246H173ZM191 245H192V248H191ZM207 245H208V247L210 248V251H209V248L207 247ZM238 245H240V246H238ZM244 245V246H243ZM259 245H261V247L259 246ZM30 246V247H31ZM32 246V248H30V250L31 251H33L34 250V252H36L35 251V248ZM155 246V247H154ZM157 246V247H156ZM165 248H164V247ZM186 246V247H185ZM195 246V247H194ZM252 246V247H251ZM15 247V248H14ZM22 249L23 248V250H20V248ZM99 247L100 246H97V251H98V249H99ZM148 247H149V249H148ZM151 247V248H150ZM153 247V248H152ZM171 247V248H170ZM205 247V248H204ZM214 247V248H213ZM216 247H218V248H216ZM223 247V248H222ZM227 247V248H226ZM240 247V248H239ZM14 248V249H13ZM121 249V251L119 250V249ZM123 248V249H122ZM141 248H145V249H141ZM147 248V249H146ZM155 248H156V250H155ZM164 248V250H162ZM167 248H169L168 250H167ZM172 248H173V251H172ZM175 248V249H174ZM178 248V249H177ZM185 248V249H184ZM190 248V250H188ZM200 248V249H199ZM234 248V249H233ZM237 248L239 249V250H237ZM250 248V249H249ZM25 249V250H24ZM180 249V250H179ZM181 249H182V252H181ZM195 249V250H194ZM229 249V250H228ZM232 249V250H231ZM260 249V250H259ZM262 249V250H261ZM19 250V251H18ZM37 250V249H36ZM99 250H101V249H99ZM147 250H149V251H147ZM158 250V251H157ZM161 250V252H159ZM166 250V251H165ZM179 250V252H177ZM199 250V251H198ZM212 250V251H211ZM243 250V251H242ZM255 250V251H254ZM14 251V252H13ZM141 251V252H140ZM171 251V252H170ZM175 251V252H174ZM186 251V252H185ZM223 251V252H222ZM226 251H227V253H226ZM233 251V252H232ZM249 251V252H248ZM261 251V252H260ZM263 251V252H262ZM130 252H131V250H130ZM154 252V253H153ZM164 252H165V254H164ZM170 253V255H169V253ZM190 252V253H189ZM194 252V254H192ZM205 252V253H204ZM210 252V253H209ZM217 252V253H216ZM230 254H229V253ZM245 252V253H244ZM9 253V254H8ZM11 253V254H10ZM13 253V254H12ZM17 253V254H16ZM20 253H21V255H20ZM150 253H151V255H150ZM156 253V254H155ZM174 253H175V255H174ZM178 253V254H177ZM182 253H184V256H183V254ZM201 253V254H200ZM221 253V254H220ZM242 253H243V255L245 256H243L242 255ZM250 254V257H249V254ZM26 254H27V256H26ZM31 253L29 252V255H30ZM142 254H144L143 256H142ZM161 254V255H160ZM190 254V255H189ZM198 254V255H197ZM203 254V256H201ZM207 254H209L208 256H207ZM213 254H214V257H213ZM216 254H218V255H216ZM237 254V255H236ZM252 254H253V256H252ZM255 254V255H254ZM259 254V255H258ZM18 255V256H17ZM83 255L85 256H82V258H81V261H82V263L81 264H85V263H83V261L84 262H86V259L89 257V255L87 256L86 255V253H83ZM112 255V259L114 260V258H116V257H114ZM167 255V256H166ZM174 255V256H173ZM187 255L189 256V257H187ZM246 255H247V258H246ZM17 256V257H16ZM66 256V255H65ZM65 256H63L64 258H67V257H69V258H71L72 257V255L70 254L69 255V253H68V255L65 257ZM155 256H156V259H155ZM158 256V257H157ZM162 256V257H161ZM179 256V257H178ZM183 256V258H181ZM196 256V259H194V257ZM199 256V258H197ZM204 256H205V258H204ZM208 257V259H207V257ZM216 256V257H215ZM219 256V257H218ZM223 256H225V257H223ZM230 256V257H229ZM235 256V257H234ZM252 256V257H251ZM258 256V257H257ZM13 257V258H12ZM19 257V258H18ZM21 257V258H20ZM83 257H84V259H83ZM148 257V258H147ZM150 257V258H149ZM161 257V258H160ZM167 257V258H166ZM192 257V258H191ZM231 257H233V258H231ZM256 257V258H255ZM24 258L25 259H27V262L24 260ZM144 258V259H143ZM145 258H146V260H145ZM154 258V259H153ZM159 258V259H158ZM163 258V259H162ZM176 258H177V260H176ZM179 258V259H178ZM219 258H221V259H219ZM251 258V259H250ZM9 259V258H8ZM83 259V260H82ZM149 259V260H148ZM164 259H166V260H164ZM180 259H181V261H180ZM183 259V260H182ZM187 259V260H186ZM189 259H191V260H189ZM211 259H212V261H214V262H212L211 261ZM218 259V260H217ZM226 259V260H225ZM228 259V260H227ZM234 259V260H233ZM253 259V260H252ZM20 260V261H19ZM112 260V264L114 263V264H118V262H115V260L113 261ZM144 260V261H143ZM155 260V261H154ZM161 260V261H160ZM195 260V261H194ZM202 260V262H199V261H201ZM221 260V261H220ZM238 260V261H237ZM251 260V261H250ZM163 261V262H162ZM165 261V262H164ZM191 261V262H190ZM205 261V263H203ZM208 263H207V262ZM217 261H220L219 263L217 262ZM234 261H235V263H234ZM241 261V262H240ZM75 262V263H74ZM147 262V263H146ZM183 262V263H182ZM73 264H79L80 263V260H79V262L77 261H73L72 262ZM247 264H249V263H247Z\"/></svg>", "mask_w": 264, "mask_h": 264}, {"label": "bare ground", "instance_id": "2", "mask_svg": "<svg viewBox=\"0 0 264 264\" xmlns=\"http://www.w3.org/2000/svg\"><path fill=\"white\" fill-rule=\"evenodd\" d=\"M20 1V2H19ZM44 1V0H43ZM49 1V0H48ZM82 1V0H81ZM93 1V0H92ZM127 1V0H126ZM129 1H131V0H128V2ZM137 1H141V0H137ZM136 0H134V2H133V0L131 1L133 4L135 3V2H137ZM150 1H153V0H150ZM158 3H160V8H161V10L163 9V13L161 14V10H159L158 12L160 13V14H157V12H155L156 14H154L153 12H154V10H144V9H142V5L144 4L143 2L144 1H142V3L143 4H140L141 5V8H140V6L138 7V9H135V7H134V5H137V3L136 4H132L131 2H129L130 3V6H133V8H131L132 9V12H131V17L132 18H134V20H136L137 19V25H138V28H139V31L142 33L143 32V34L145 33V36L144 37H148L147 39L148 40H150V38L152 39L150 42H153V43H151V44H153V45H155L156 44V46L157 47H160V49H164L165 50V52H167V54L166 55H161L159 52H155V50H156V48L154 49V50H152V49H150L152 46H150V48H149V46L147 47L146 45H142V46H139V47H142V48H144L145 49V51L147 50L148 52H150L149 54H151L152 56H153V59H154V61H152V62H155L154 63V65H153V67H151V69L150 70H148V72H145V71H143V69L141 70V71H143V74L142 75H144L145 77H143V78H147L146 76H148L149 78H147L146 79V81L144 82L145 84H147L148 86L149 85H151L152 83H154L153 81H155V80H153V78L151 77V75L153 74L154 76L156 75V74H162V76H163V73L164 72H167V74H169L168 72H173V71H175V73H176V69L178 70L179 68H180V62L178 63V61L180 60V59H182L184 62L183 63H185L186 62V59H188L189 57L191 58V54H193V53H195V52H192L191 53V51L189 50V46L191 45L190 43H193V47L195 48V49H198L199 51H200V53L202 52V53H205V52H203V51H206V49L207 48H210L209 47V45L210 44H213L214 42V40H213V38L214 37H216V36H213V37H211V35H210V33H206V32H210V30H211V24H212V22H211V24L209 25V23H207L209 26H208V28H207V30L206 31H204V32H202V29L204 28H202V26H201V28H200V31L198 32L197 31V34L198 33H200V36H198V37H196V32H194V30L196 29V30H198V27L197 28H195L194 29V27H196L197 25H199V24H201V23H197V20L199 21V20H203V21H206V20H204L205 18H204V15H210L211 17L213 16L214 18H215V16H217L215 19H217L218 18V16L220 17H222V15L224 16L225 15V13H227V12H229L230 10L231 11H234V10H236V8H240V9H244L243 11H244V13L242 12V14H244V16L246 17L245 19L247 20V21H249V23L248 24H251V17H254L253 16V12L250 10L251 9V7H252V9H253V7L255 8L256 6H254V5H256V4H258V3H262L263 5H264V0H235L232 4H231V1L229 2V0H228V2L231 4H229V3H227L226 4V2L224 1V2H219L220 4H218V5H216L215 4V6L214 7H211V10H209L208 11V9H207V11H205V10H202V8L203 7H205V6H203L202 7V5H200L201 7V9L199 10V6H198V4H201V2H202V0H199V1H201L200 3H197V2H199V1H195V3L197 4L196 6H197V8H198V10L195 8H193L194 6L193 5H191L190 4V2H188V1H185V0H156ZM21 2H23V0L21 1V0H0V100L2 99V98H4V97H6V96H8V97H6V99L7 98H9L10 96H11V94H14V96H16V98H17V100H18V104H15V107L17 106L18 107V109L16 110V113H14V114H12L14 117H11V118H13L12 120V122H13V124H10V125H12L11 126V128H9L10 129V132L8 133V131H7V136H6V139H1V140H3L4 142H0V264H25V263H23V262H21L20 260V262H18V260H17V262H15V260L13 259V260H11L10 258V256H6L5 254L6 253H4L5 252V250H4V252H3V250H2V247L4 246V244L6 245L7 244V242H9L10 240H12V239H16L15 241H17V240H19V241H17L18 243H16V244H19L20 242H22L23 244H25V247L26 246H29V250L27 249L28 247H26V249L27 250H25V251H29L31 254L29 255V252H28V256H29V258H30V261H29V263L27 262V259H25L24 258V260L27 262L26 264H73L72 262L75 260L76 262L78 261L79 262V260H80V263L79 264H81L82 263V261H81V258H82V256H84L83 255V253H86V255L88 254L89 255V257L86 259V262H84L83 261V263H85V264H112V255L114 254L113 252H112V248L114 249V250H116V248H114V243L115 242H117V243H119V241L120 242H123L124 243V249H123V253H122V255H121V257H119V258H117V256L115 255H113L114 257H116V258H114V260H115V262H118V264H142V263H144V262H142V258H141V253L138 255V253H137V255H135L136 253V249L138 248V247H140L139 246V243H137V242H134L135 240H136V238H135V236L137 235V234H135V236H134V238H135V240H134V238H133V236H131V239L133 238V240L134 241H132V242H130V240H129V242H128V239H127V234H125V231H123L124 230V227H122V225H123V223H118L117 222V220H119L118 218H117V220L115 219V220H111V221H104L103 219L105 218V216H106V214H104V211L103 210H105V209H102L103 208V205L105 204H103V205H101V203L99 202L100 201V199L98 198L99 196L97 195L98 194V190L101 188V183H100V181L98 180V178H97V171H95V170H93L92 168H91V166H89L91 163H89L88 164V161H87V152L89 151V148H91L90 146H92L91 145V142H100V137L104 134V130H106V128H104V130L103 129H100V127L102 128V125L100 124V121H102L103 120V118H105V116L107 115V111L110 109V112H111V109L112 108H114L113 107V104L116 102V101H114V98H113V95H114V97L116 96L114 93H115V91H113V94H112V89L111 88H113V85H115V84H113V82L115 83V80H114V78H116V71H117V66L118 65H120V64H122V62L120 63V64H118V65H116V60L118 59L117 57H116V51H117V49L119 48L118 46H115L116 44H114V39H113V36H114V33H113V31L115 30L116 31V29H114L113 27H112V25H110L111 23H109V18H108V22L107 23H105V22H103V23H105V25H103V27L101 28L102 29V31H100L101 32V36H102V39H103V42H104V59H105V63H106V70L105 69H102V70H105L106 71V74H105V79H104V81L102 82V86L98 89V92L96 93V95L94 96L93 95V97L91 96V94H90V96H87L86 97V95H87V93H88V91H87V93L86 94H84L83 93V100H84V102H83V104H84V106L85 107H82V108H85V112L83 113V116H81V120H83V122H87V124H88V128H89V126L90 127H92L90 130H87L88 131V133L86 132H84L83 134H81V132L82 131H79L80 133H78V131L77 132H75V133H78L77 135H73V133H72V135L71 136H75V138L76 139H78V141H81V143L79 144V149L76 151V149L78 148H76V149H74L75 151H76V159L74 158V160H76V162H75V164L74 165H72L70 168L69 167H67V168H65V174L63 173L62 175L61 174H56V175H52V177H46L45 176V174L43 175V173H44V170H46V168H48V166H49V157L47 158V155H44V156H46V158H44V160H43V158H41V156H38L37 154H29V153H26V154H24V155H21L20 153H22L20 150V148H25L26 146H27V144H25L24 142L26 141V140H30V138H32V136L35 134V136H36V133L38 132L39 133V131H40V129H42V126H40V124L43 122L42 121V118H44L43 116H44V113L45 112H47L48 110H50L49 112H53V111H51V110H53L52 108H54L55 106V102H57L58 104H59V102H64V100H65V97H66V95H68V92L69 91H71V88H72V85H75V81H74V83L71 85V83H69L68 81H67V79L69 78V76L67 77V78H65L66 76H65V69L63 68L64 66H63V62L65 61L64 60V54H65V50L63 51L62 50V45L61 44H56V43H61L59 40V42H56L55 41V44L53 43L54 42V40L52 41L51 39H49L48 37H46L47 35H49V34H47L46 35V33L43 35L41 32H40V30L36 27V25H35V23L32 21V19H31V17L29 16V15H26V13L28 12L27 10H26V8H23L22 7V4H21ZM25 2H26V0H25ZM30 2H31V0H30ZM37 2V1H36ZM42 2V1H41ZM62 2V1H61ZM79 2H80V0H79ZM84 2H85V0H84ZM83 2V3H84ZM113 2L115 3V1L113 0ZM112 2V3H113ZM146 2V1H145ZM35 3V2H34ZM69 3V2H68ZM72 3V2H71ZM81 3V2H80ZM88 2L86 1V4H87ZM116 3H117V0H116ZM116 3H115V7H116ZM128 3V4H129ZM140 2H138V4H139ZM157 3V4H158ZM195 3H194V5H195ZM218 3V2H217ZM2 4H13V5H15V8H16V15L15 16H18V19L20 18V19H22L21 21H20V23L21 22H23V27L25 28H23L24 30H30V33H29V35L31 34L32 35V37H33V41L34 40H37V42L39 41L40 43H41V47H43V49H44V51H45V54H47V56L49 55V56H52L53 58H54V61H55V65H56V67H55V65H54V67H55V74H56V81L55 82H57L56 83V86L54 87L55 89L52 91V92H49V90H46V89H44L43 87H45V86H43L42 88H40L39 89V87H38V90H35V86L33 87V88H30V86H29V88H27V87H25V86H23V85H25V84H23V79H22V76H23V73H22V71H25V70H22L23 68V66H22V64L20 63V60H19V58H18V56L16 55V53L17 52H14V48H13V45L15 44H13V43H11L10 42V40L12 39L11 37H9V35H11V34H9V28H12L11 27V21H9L10 19L7 17V19H9V20H4V18L2 19V17L4 16L3 15V5ZM29 4V3H28ZM31 4V3H30ZM35 4H37V3H35ZM39 4V3H38ZM43 4H44V2H43ZM45 4H47V3H45ZM56 4H58V3H56ZM73 4V3H72ZM118 4V3H117ZM154 4V3H153ZM157 4H154V6H153V8L155 7V5H157ZM229 4V5H228ZM262 4H260V5H262ZM2 5V6H1ZM12 5V6H13ZM41 5V4H40ZM83 5V4H82ZM85 5V4H84ZM91 5H93V4H90V6ZM144 5H146V3L144 4ZM143 5V6H144ZM150 5H152V4H150ZM149 5V6H150ZM212 5H214V3L212 4ZM211 5V6H212ZM259 5V6H260ZM262 5V6H263ZM8 7L10 6V5H7ZM27 6V5H26ZM32 6V5H31ZM55 6V5H54ZM62 6V5H61ZM64 6V5H63ZM62 6V7H63ZM72 6V5H71ZM78 6V5H77ZM80 6V5H79ZM78 6V7H79ZM114 6V5H113ZM129 6V7H130ZM148 6V2H147V8L149 7ZM195 6V7H196ZM33 7V6H32ZM35 7V6H34ZM60 7V6H59ZM66 7V6H65ZM117 7H118V5H117ZM127 7H128V5H127ZM146 7H145V9H146ZM158 7V6H157ZM264 7V6H263ZM2 8V9H1ZM7 8V7H6ZM31 8V7H30ZM39 8H41V7H39ZM50 8V7H49ZM75 8V7H74ZM81 8H83V7H81ZM85 8V7H84ZM88 8H89V6H88ZM113 8V7H112ZM119 8V7H118ZM137 8V7H136ZM151 8V7H150ZM156 8V7H155ZM154 8V9H155ZM207 8H209L210 9V7H207ZM235 8V9H234ZM249 8V9H248ZM42 9H43V7H42ZM63 9V8H62ZM61 8H60V10H62ZM64 9H67V7L66 8H64ZM89 9H91V8H89ZM110 9V8H109ZM124 9V8H123ZM125 9H126V7H125ZM158 9V8H157ZM233 9V10H232ZM25 10V11H24ZM36 10V9H35ZM35 10H34V12H35ZM51 10H53V8L52 9H50V11ZM81 10H83V9H81ZM129 10H130V8H129ZM246 10H248V11H246ZM259 10V9H258ZM257 9H256V11H257V14L259 13V11H258ZM27 11V12H26ZM33 11V10H32ZM48 11V10H47ZM68 11V10H67ZM66 11V12H67ZM71 11V10H70ZM73 11V10H72ZM84 11L86 12V14L88 13V9L86 10V8L84 9ZM108 11V10H107ZM117 10H115V12L114 13H118V12H116ZM119 11H120V9H119ZM121 11H122V9H121ZM120 11V13L121 14H125V12H126V10H125V12H121ZM153 11V12H152ZM3 12V13H2ZM26 12V13H25ZM52 12V11H51ZM65 12V11H64ZM65 12V13H66ZM74 12V11H73ZM262 12H264V11H262ZM14 12H12V14H13ZM64 13V14H65ZM76 13H77V11H76ZM81 13V12H80ZM95 13V12H94ZM8 14H10V13H8ZM15 14V13H14ZM28 14V13H27ZM30 14V13H29ZM54 14H59V11H58V13L56 12V13H54ZM74 14V13H73ZM79 14V13H78ZM89 14H90V12H89ZM110 14V13H109ZM119 14V13H118ZM164 14V15H163ZM260 14H261V12H260ZM72 15V14H71ZM75 15V14H74ZM103 16H104V14H102ZM126 16H127V12H126V14H125ZM129 15V14H128ZM262 15H263V13H262ZM14 16V15H13ZM13 16H11V17H13ZM14 16V17H15ZM32 16L34 17V15L32 14ZM67 16V15H66ZM75 16H77V15H75ZM80 16V15H79ZM84 16V15H83ZM86 16H88V15H86ZM90 16V15H89ZM92 16V15H91ZM90 16V17H91ZM95 16V15H94ZM109 16V15H108ZM111 16V15H110ZM112 16H114L113 15V13H112ZM111 16V18H113ZM226 16H227V14H226ZM264 16V15H263ZM61 17V16H60ZM68 17V16H67ZM107 17V16H106ZM128 18V16L126 17V18H128L129 20H132V18ZM225 17V16H224ZM16 18V17H15ZM66 18V17H65ZM74 18H76V17H74ZM101 18V17H100ZM104 18H105V16H104ZM103 18V19H104ZM125 18V19H126ZM241 18H242V15H241ZM19 19V20H20ZM55 19V18H54ZM78 19V18H77ZM80 19H81V17H80ZM84 19V18H83ZM183 19H186V20H189V22L188 21H183ZM206 19H208V18H206ZM211 19V18H210ZM213 19V18H212ZM220 18H218L217 20H219ZM221 19H224V18H221ZM254 19V18H253ZM16 20H17V18H16ZM34 20V19H33ZM62 20V19H61ZM65 20V19H64ZM70 20V19H69ZM82 20V19H81ZM162 20L164 21V23H162ZM178 20H182V22L180 23L181 24V26H177V25H179V24H177V25H175V23H176V21H178ZM191 20H196V26L195 25H191L190 24V21ZM15 21V20H14ZM67 21V20H66ZM65 21V23L67 24V22ZM79 21V20H78ZM83 21V20H82ZM104 21V20H103ZM105 21H107V20H105ZM114 21V23H115V20H113ZM113 21H112V23H113ZM125 22H126V20H124ZM124 21H122V22H124ZM57 22V21H56ZM58 22H60V21H58ZM58 22H57V24H58ZM80 22V21H79ZM86 22V21H85ZM85 22H84V26H85ZM88 22H91V21H88ZM180 22V21H179ZM178 22V23H179ZM245 22V23H246ZM17 23H18V20H17ZM73 23V22H72ZM76 23H78V22H76ZM76 23L74 22V24L76 25ZM81 23V22H80ZM113 23V24H114ZM128 22H126V23H124L125 25L127 24ZM166 23H167V26H166ZM191 23H193V22H191ZM205 23V22H204ZM214 23V22H213ZM215 23H217V22H215ZM231 23H233V21H231ZM254 22L252 21V24H253ZM15 24H16V22H15ZM63 24V23H62ZM73 24V25H74ZM88 24H90V23H88ZM118 24V23H117ZM131 24V23H130ZM132 24L134 25V23L132 22ZM131 24V26H133ZM175 25L178 29H176L175 31L174 30H172V31H174V32H170V30H171V27H169V26H171V25ZM203 24V23H202ZM218 24V23H217ZM217 24H215L214 26H218ZM223 24H224V22H223ZM248 24H247V26H248ZM259 24V23H258ZM59 25H61V24H59ZM70 25H71V23H70ZM74 25V26H75ZM79 25V24H78ZM93 25V24H92ZM102 25V24H101ZM100 25V26H101ZM122 25V24H121ZM206 24H203V26H205ZM222 25V24H221ZM227 25H228V27H229V25H230V22H229V24L227 23ZM235 25L236 24H234V28H236L235 27ZM253 25H255V24H253ZM252 25V26H253ZM38 26V25H37ZM77 26V25H76ZM90 26H91V24H90ZM95 26V25H94ZM97 26H99V25H97ZM99 26V27H100ZM114 27H115V25H113ZM129 26V24L127 25V27ZM135 26V25H134ZM133 26V27H134ZM150 26H152L151 28H150V31H151V29H154V30H156V32L158 31V33H160V32H163L164 30L167 32L168 31V27L170 28V30H169V32L171 33V35L169 34V32L168 33H166V34H169V37L168 36H166V37H168V38H166L167 39V42L165 43V45L166 46H163V45H161L159 42H161L160 40L159 41H157L158 40V38L157 39H155L156 37H157V35H159V36H164V32L163 33H161V35L160 34H157L156 32V34H154L156 37L153 39L152 37L154 36H152V35H149L148 33H150V32H148L147 33V31H148V29H144L145 27H147V28H149ZM174 26V27H175ZM212 26H213V24H212ZM220 26V25H219ZM231 26V25H230ZM256 26V25H255ZM254 26V27H255ZM20 27V26H19ZM60 27V26H59ZM59 27L57 28V30L56 31H58V30H60L59 29ZM61 27H62V25H61ZM86 27H87V25H86ZM92 27V26H91ZM125 27V26H124ZM137 27V26H136ZM175 27V28H176ZM206 27V26H205ZM223 27H224V25H223ZM253 27V28H254ZM21 28V29H22ZM27 28V29H26ZM63 28V27H62ZM61 28V29H62ZM66 27H64V29H65ZM68 28V27H67ZM71 28V26L69 27V29ZM82 28L84 29V27H83V24H82ZM89 28V27H88ZM95 28V27H94ZM111 28H113V30L111 31ZM130 28V27H129ZM129 28H124V29H128L129 30ZM210 28V30L208 31V29ZM215 28V27H214ZM216 28H219V27H216ZM225 28H227L226 27V23H225ZM232 28V27H231ZM234 28H232L233 29V32L235 31L234 30ZM252 28V31L253 30H259V29H253ZM260 28V27H259ZM261 28H263V27H261ZM260 28V29H261ZM13 29H15V28H13ZM17 29V28H16ZM87 29V28H86ZM123 29V30H124ZM131 29H132V27H131ZM137 29V28H136ZM173 29V28H172ZM220 29V28H219ZM218 29V30H219ZM228 29V28H227ZM226 29V30H227ZM20 30V29H19ZM68 30V29H67ZM89 30V29H88ZM120 30V29H119ZM147 30V31H146ZM154 30H153V33H154ZM195 30V31H196ZM222 30H223V28H222ZM221 30V31H222ZM231 30V29H230ZM229 30V31H230ZM245 30V29H244ZM243 29H239L238 28V30L237 31H235V32H238V34L237 35H245L246 36V31L248 30V29H246V31H244ZM15 31V30H14ZM17 31H18V29H17ZM62 31H64V30H62ZM85 31H87V30H85ZM90 31V30H89ZM114 31V32H115ZM130 31V30H129ZM129 31H125V32H129ZM136 31V30H135ZM225 31V30H224ZM223 31V32H224ZM263 31V30H262ZM19 32V31H18ZM27 32H29V31H27ZM26 32V33H27ZM75 32V31H74ZM77 32V31H76ZM124 32V33H125ZM132 34H136V33H134V31L132 30ZM140 32L138 33V34H140ZM211 32H212V30H211ZM213 32H214V29H213ZM216 32V31H215ZM219 32H220V30H219ZM234 32V33H235ZM259 32H260V30H259ZM20 33V32H19ZM54 33H56V32H54ZM65 33V32H64ZM99 33V32H98ZM112 33H113V35H112ZM116 33H117V31H116ZM124 33H123V35H122V37L124 36ZM195 33V34H194ZM225 34H227L226 33V31L224 32ZM264 33V32H263ZM17 35H18V33H16ZM23 34V33H22ZM57 34V33H56ZM63 34V33H62ZM81 34H83V32H81ZM93 34V33H92ZM120 34V33H119ZM126 34V33H125ZM132 34H130L131 35V37L129 38L130 39V41H131V38L133 39L134 37H132ZM151 34V33H150ZM195 35V37H194V39L193 38H191V35ZM217 34H218V32H217ZM221 35H222V33H220ZM219 34V35H220ZM229 35H231V33H228ZM249 34V33H248ZM30 35V36H31ZM71 35V34H70ZM78 35V34H77ZM97 35V34H96ZM96 35H94V39L93 40H95V36ZM100 35V34H99ZM117 35V37H114L115 39H118V33L117 34H115V36ZM127 35V34H126ZM125 35V36H126ZM129 35V34H128ZM128 35L126 36V38L128 37ZM210 35V36H209ZM213 35H216V34H213ZM219 35H218V38L220 39V37H219ZM224 35V34H223ZM229 35H227V36H229ZM233 35V34H232ZM231 35V36H232ZM235 35V34H234ZM236 35V36H237ZM13 36V35H12ZM22 36V35H21ZM27 36V35H26ZM59 37H60V33H59V35H58ZM65 36V35H64ZM90 36H91V34H90ZM124 36V37H125ZM133 36H135V35H133ZM150 36H152V37H150ZM225 36V35H224ZM223 36V37H224ZM235 36V37H236ZM248 36H250V34L248 35ZM253 36V35H252ZM252 36H250V37H252ZM16 37V36H15ZM23 37V36H22ZM51 37V36H50ZM54 37V36H53ZM61 37L63 38V36L61 35ZM92 37V36H91ZM122 37H120V39H122ZM123 37V38H124ZM138 37H140L139 35H138ZM150 37V38H149ZM165 37V36H164ZM232 37H234V36H232ZM242 38H245L246 39V37H244V36H241ZM257 38H258V36H256ZM27 38V37H26ZM25 38V39H26ZM57 38V37H56ZM98 38V37H97ZM101 38V37H100ZM143 38V37H142ZM160 38V37H159ZM218 38L216 39V40H218ZM222 38V37H221ZM225 38V37H224ZM24 39V38H23ZM63 39H65V38H63ZM75 39V38H74ZM101 39V40H102ZM139 39H141V37L139 38ZM160 39H162V37L160 38ZM193 39V40H192ZM215 39V38H214ZM237 39H238V37H237ZM239 39H240V37H239ZM255 39V38H254ZM28 40V39H27ZM66 40V39H65ZM65 40H63V41H65ZM68 40V39H67ZM124 39H122V41H123ZM136 39L134 38V40L133 41H135ZM143 40H144V38H143ZM163 40H165L164 38H163ZM213 40V41H212ZM216 40H215V42H216ZM223 40V39H222ZM229 40H235V38H231V39H228V41ZM247 40V39H246ZM252 40V39H251ZM258 40L260 41V42H262V40L261 39H259L258 38ZM26 41V40H25ZM25 41H24V44H25ZM32 41V40H31ZM98 41V40H97ZM116 41L117 40H115V43H116ZM126 41H129V40H127V39H125V42ZM129 41V42H130ZM140 41H141V43L143 42L142 40H139V44H140ZM224 41V40H223ZM226 41V40H225ZM240 41V40H239ZM245 41V40H244ZM23 42V41H22ZM65 42H67V41H65ZM65 42H63V43H65ZM75 42V41H74ZM100 42V41H99ZM102 42V41H101ZM118 42V41H117ZM128 42V44H130ZM137 42H138V40H137ZM213 42V43H212ZM219 41H217V43H218ZM231 42V41H230ZM240 42H243L242 40L240 41ZM16 43H17V41H16ZM19 43H21V42H19ZM97 43V42H96ZM135 43V42H134ZM145 43V42H144ZM226 43H227V41H226ZM233 45H231V46H229L228 47V45H226L225 43V45L228 47L227 49H226V47H223V43H222V47L223 48H225L226 50H225V52L222 50L223 48L221 47V52L223 53L222 55L224 56V58L226 59H224L225 61H227V64L226 65H228V63L229 64H231V66H232V63H237V61H236V59L234 60L233 59V53H231L230 51H232V52H238V54L240 53V55H242V54H244V52L242 51V50H240L241 49V46H240V49H239V47H235V44H236V42L235 43H233V41L231 42ZM238 43V42H237ZM245 43H246V41H245ZM244 42L243 43H241V45L242 44H245ZM248 43V42H247ZM252 43H256V44H258L256 41L255 42H252ZM13 44V45H12ZM27 44V43H26ZM28 44H30V46L32 45L31 43H28ZM71 44V43H70ZM119 44V46H122V47H124L125 48V44H123V42H122V45H120L121 43H118ZM117 44V45H118ZM133 43H131V45H132ZM137 44V43H136ZM135 44V45H136ZM138 44V45H139ZM146 44H149V42L148 43H146ZM256 44H254V45H256ZM262 45L264 44V42H262L261 43ZM62 47H61V46ZM65 45V44H64ZM68 45L69 44H67V47H68ZM72 45H73V43H72ZM71 45V46H72ZM87 45H90V44H88L87 43ZM93 45H94V43L91 45L92 46V48H93ZM131 45H129V46H126V47H130ZM134 45V46H135ZM137 45V46H138ZM159 45V46H158ZM218 45H219V43L217 44V46H216V44H215V46L216 47H218ZM240 45V44H239ZM238 44H237V46H239ZM249 47H250V45L249 44H247ZM253 44H252V47H256V46H254ZM23 46V45H22ZM98 46V45H97ZM114 46H115V48H114ZM220 46V45H219ZM242 46H244V45H242ZM264 46V45H263ZM262 46V47H263ZM40 47V46H39ZM88 47V46H87ZM99 47H100V43H99ZM98 47V48H99ZM116 47H118V48H116ZM121 47V48H122ZM162 47V48H161ZM164 47V48H163ZM249 47H247L246 45H245V48H247V49H249ZM259 47H261V45L259 46ZM28 47H26V49H27ZM72 48V47H71ZM136 48V47H135ZM134 47L132 48L133 49V51H134V49H135ZM141 48V49H142ZM154 48V47H153ZM191 48V47H190ZM213 48V51H214V46L212 47ZM220 48V47H219ZM244 48V49H245ZM258 48V47H257ZM264 48V47H263ZM19 49V48H18ZM24 49H25V47H24ZM69 49V48H68ZM95 49V48H94ZM93 49V50H94ZM128 48H126L125 50H127ZM131 48H129V50H130ZM217 49V48H216ZM215 49V52H217L218 50H216ZM243 49V48H242ZM246 49V50H247ZM251 49V48H250ZM249 49V51H250V56H251V51L252 50H250ZM98 50H100V49H98ZM140 50V49H139ZM191 50H193V49H191ZM245 50V51H246ZM254 50H256V52L253 54L254 56H257L256 55V53L258 52L257 50L258 49H254ZM261 49H259V51H260ZM263 50V49H262ZM34 51V50H33ZM68 51V50H67ZM102 51V50H101ZM121 51V50H120ZM122 51H124V50H122ZM128 51V50H127ZM132 51V52H133ZM137 49L135 50V52H136V54L139 56L140 54H138V53H140V52H138L137 53ZM142 51V50H141ZM146 51V52H147ZM194 51V50H193ZM208 51V50H207ZM210 51H212V49L210 50ZM220 51V50H219ZM248 51V50H247ZM246 51V52H247ZM264 51V50H263ZM22 52H24L23 50H22ZM25 52H27V51H25ZM30 52V51H29ZM28 52V53H29ZM70 52V51H69ZM89 52V51H88ZM90 52H91V50H90ZM96 52H98L97 50H96ZM118 52V51H117ZM125 52V51H124ZM131 52V53H132ZM135 52H133V53H135ZM163 52V51H162ZM214 52V53H215ZM35 53V52H34ZM40 53V52H39ZM91 53H93V52H91ZM99 53V52H98ZM98 53H96L97 54V57L99 56L98 55ZM103 53V52H102ZM142 53L143 52H141V55H142ZM164 53V52H163ZM197 53V52H196ZM201 53V54H202ZM209 53H211V55H214V54H212L213 52H209ZM219 54H220V52H218ZM217 53V54H218ZM259 53H261V51L260 52H258L257 54L260 56L261 54H259ZM18 54V53H17ZM68 54V53H67ZM71 54V53H70ZM83 54H87V53H83ZM83 54H81V55H83ZM118 54V53H117ZM127 54V53H126ZM144 55H145V53H143ZM148 54V53H147ZM198 54V53H197ZM195 55L196 57L198 56V55ZM217 54H215L216 56H218ZM246 54H248V53H246ZM246 54L244 55V56H246ZM264 54V53H263ZM263 54H262V58H263ZM25 55V54H24ZM28 55V54H27ZM37 55V54H36ZM44 55V54H43ZM66 55V54H65ZM69 55V54H68ZM101 55V54H100ZM118 55H120V54H118ZM131 55V54H130ZM144 55H143V58H144ZM150 55V56H151ZM206 55H209L208 53L206 54ZM237 55V54H236ZM46 56V57H47ZM80 56V55H79ZM79 56L78 57H76V58H79ZM87 56V55H86ZM94 55H92V57H93ZM123 56V55H122ZM124 56H125V54H124ZM137 56V57H138ZM147 56V55H146ZM152 56H151V58H152ZM193 56H194V54H193ZM192 56V57H193ZM199 56H200V54H199ZM204 56V55H203ZM220 56H221V54H220ZM219 56V57H220ZM223 56H221L220 58H221V60L220 61H222L223 63H225L224 62V60H222V58H223ZM258 56V57H259ZM26 57V56H25ZM28 57V56H27ZM31 57V56H30ZM34 57V56H33ZM88 57V56H87ZM86 57V58H87ZM120 57V56H119ZM127 57H128V55H127ZM131 57V56H130ZM139 57H141V56H139ZM138 57V59H137V61L140 59ZM148 57V56H147ZM208 57V56H207ZM206 56H204V59L205 58H207ZM212 57V62L214 61L213 59V57L214 56H211ZM218 57V58H219ZM241 57V56H240ZM239 57V58H240ZM258 57H256V58H258ZM261 57V56H260ZM51 58V57H50ZM70 58V57H69ZM99 58H102L101 56L99 57ZM133 58V57H132ZM131 58V59H132ZM146 58V57H145ZM197 58H199V57H197ZM201 58H203V57H201ZM217 58V59H218ZM236 58H238V57H236ZM238 58V59H239ZM246 58V57H245ZM250 58H252V57H250ZM66 59V58H65ZM91 59V58H90ZM95 59L96 60H94V59H92V62H93V60L96 62L97 61V58H96V55H95ZM125 59L127 60V58H126V56H125ZM193 59V58H192ZM191 59V60H192ZM196 59V58H195ZM203 59V60H204ZM249 59V58H248ZM31 60H33L32 58H31ZM35 60V59H34ZM47 60H48V58H47ZM64 60V61H63ZM123 60V59H122ZM146 60V59H145ZM147 60H148V58H147ZM152 60V59H151ZM210 60V59H209ZM219 60V59H218ZM250 60V59H249ZM251 60H253V58L251 59ZM29 61V60H28ZM66 61H67V59H66ZM80 61V60H79ZM104 61V60H103ZM130 61H132V60H130ZM142 61V60H141ZM196 61V60H195ZM195 61L193 60V62L195 63ZM198 61H199V59H198ZM200 61H202V60H200ZM199 61V62H200ZM206 61H207V59H206ZM211 61V60H210ZM220 61H218V62H220ZM235 61V62H234ZM254 61H255V58H254ZM253 61V62H254ZM258 61V59L256 60V62ZM33 62V61H32ZM76 62V61H75ZM88 62V61H87ZM91 62V61H90ZM91 62V63H92ZM100 62V61H99ZM118 62V61H117ZM136 62V61H135ZM191 62V61H190ZM211 62V63H212ZM215 62V61H214ZM222 62H220V63H218V65H220V67H221V63ZM249 62V61H248ZM256 62H254V63H256ZM259 62V61H258ZM262 62H264V61H262V60H260V63L258 64V63H256L257 65H254V69H252L251 68V70H256L255 72H256V74H257V72H258V76L259 77H262L263 79H264V66L262 65ZM27 63V62H26ZM50 63V62H49ZM97 63V62H96ZM102 63V62H101ZM124 63V62H123ZM128 63H129V61H128ZM142 62H139V65L141 64ZM149 63V62H148ZM188 63H189V61H188ZM188 63H187V65H188ZM210 62H208V64H209ZM217 63V62H216ZM215 63V64H216ZM253 63V64H254ZM44 64V63H43ZM77 64V63H76ZM82 64V63H81ZM80 64V65H81ZM126 64V63H125ZM193 64V63H192ZM200 64H201V62H200ZM213 64V63H212ZM243 64V63H242ZM247 64V63H246ZM250 64V63H249ZM41 65V64H40ZM47 65V64H46ZM53 65V64H52ZM86 65V64H85ZM103 65V64H102ZM123 65V64H122ZM138 65V64H137ZM137 65H135V66H137ZM150 65V64H149ZM149 65H147V69H148V66ZM184 65V64H183ZM204 65H206V64H204ZM210 65V64H209ZM209 65L207 66V68L209 67ZM214 65V64H213ZM244 65V64H243ZM39 66V65H38ZM37 66V67H38ZM42 66V65H41ZM82 66V65H81ZM84 66V65H83ZM99 66V65H98ZM104 66H105V64H104ZM124 66V65H123ZM132 66V65H131ZM143 66H144V64H143ZM186 66V65H185ZM193 66H196V63H195V65L193 64ZM197 66H198V62H197ZM196 66V67H197ZM225 66V65H224ZM248 66V65H247ZM256 66V67H255ZM47 67H48V65H47ZM66 67V66H65ZM101 67V66H100ZM138 67V66H137ZM140 67H141V65H140ZM182 67V66H181ZM189 67H190V63H189ZM196 67L194 68V73L192 74V76H191V78L192 79H195V80H197L198 82H200L201 83V81H205V83L206 84H208V86L210 87V88H212V89H214V91H220V89L221 90H224L223 88V86H220V84L222 83L220 80H221V78H222V76H221V73H222V70L223 69H220V67H218V68H216L217 67V65H216V67H213V69H214V71L216 70V69H218L217 71H219L220 73H218L217 71V77H218V81H217V84H215V83H213V79L215 78V77H213V79L210 81V79H207V78H205V80L204 79H201L200 78V74L202 73V71L201 72H198V70L199 69H197V70H195L196 69ZM201 67H202V65H201ZM201 67H200V65H199V68L201 69ZM210 67H211V65H210ZM228 67H230V65L228 66ZM233 67V66H232ZM235 67V66H234ZM26 68V67H25ZM30 68V70H31V67H29ZM83 68V67H82ZM87 68V67H86ZM120 68V67H119ZM127 68H129V67H127ZM142 68H145V67H142ZM190 68H192V66L190 67ZM206 68V67H205ZM239 68H240V65H239ZM238 68V65H236V67L233 69V71H232V73H234L235 74V76L237 77V76H239V75H241L242 74V72H241V70ZM48 69V68H47ZM81 69V68H80ZM182 69H183V67H182ZM204 69V68H203ZM209 69V68H208ZM221 71H220V70ZM226 70H227V66H226V68H225ZM224 69V70H225ZM243 69V68H242ZM248 69V68H247ZM41 70V69H40ZM49 70V69H48ZM53 70H54V68H53ZM52 70V71H53ZM125 70H128V69H125ZM185 72H187L188 73V71L186 70V68H184L183 69ZM225 70V71H226ZM228 70H230V68L228 69ZM244 70H245V68H244ZM244 70H243V73H244ZM29 71V70H28ZM34 71H36V69L34 70ZM39 71V70H38ZM42 71H44V70H42ZM77 71V70H76ZM75 71V72H76ZM80 71H82V70H80ZM136 71V70H135ZM141 71H140V73H141ZM147 71V70H146ZM180 71V70H179ZM179 71H177V72H179ZM191 71H192V69H191ZM214 71H213V73H214ZM37 72V71H36ZM50 72H51V70H50ZM79 72V71H78ZM101 72V71H100ZM99 72V73H100ZM134 72V71H133ZM138 72V71H137ZM137 72H135V73H137ZM145 72V73H144ZM215 72V73H216ZM240 72H241V74H240ZM249 72V71H248ZM252 72H254V71H252ZM254 72V73H255ZM34 73V72H33ZM40 73V72H39ZM48 73V72H47ZM67 73H68V71H67ZM72 73V72H71ZM79 73H81V72H79ZM96 73H98V72H96ZM105 73V72H104ZM122 73V71L120 72V74ZM129 73V72H128ZM149 73V74H148ZM170 73V74H171ZM187 73H185V74H187ZM205 73H207V72H204L203 71V73L201 74V75H203V74H205ZM224 73H226V72H224ZM227 73H229V72H227ZM43 74V73H42ZM45 74V73H44ZM51 74V73H50ZM52 74H53V72H52ZM119 74V75H120ZM127 74V72L125 73V75ZM174 74V73H173ZM190 74V73H189ZM246 74V73H245ZM249 74V73H248ZM30 75V74H29ZM47 75V74H46ZM68 75V74H67ZM77 75V74H76ZM88 75V74H87ZM94 75V74H93ZM97 75V74H96ZM128 75H132V74H128ZM128 75H126V77L128 76ZM164 75H166V73L164 74ZM179 75V74H178ZM182 75H183V73H182ZM181 75V73H180V78H185L184 76H182ZM230 75V74H229ZM247 75V74H246ZM251 75V74H250ZM250 75H249V78L246 80V77L247 76H245V80L247 81L246 83H248V89H247V91H254L255 93H257V90H258V93H259V90L261 91V90H264V81L262 82H257L256 80H254L253 78H251L250 77ZM34 76V75H33ZM45 76V75H44ZM50 76H52V75H50ZM74 76V75H73ZM83 76V75H82ZM81 76V77H82ZM92 76V75H91ZM103 76H104V74H103ZM117 76H118V73H117ZM138 76V75H137ZM161 76V75H160ZM233 76V75H232ZM254 76V78H255V76L256 75H253ZM257 76V77H258ZM27 77V76H26ZM47 77V76H46ZM49 77V76H48ZM77 77V76H76ZM88 77V76H87ZM92 77H94V76H92ZM91 77V78H92ZM97 77V76H96ZM100 77V76H99ZM99 77H97V78H99ZM102 77V76H101ZM119 77V76H118ZM124 77V76H123ZM125 77V78H126ZM132 77H134V76H132ZM140 77V76H139ZM190 77V76H189ZM189 77H187V78H189ZM216 77V78H217ZM243 77V76H242ZM258 77V78H259ZM28 78V77H27ZM32 78H34V77H32ZM45 78V77H44ZM78 78H80V77H78ZM97 78H95L96 80H97ZM130 78V76H128V79ZM155 79H156V76L154 77ZM210 78H212V77H210ZM223 78L225 79V77L223 76ZM222 78V79H223ZM239 78V77H238ZM36 79V78H35ZM50 79V78H49ZM52 79V78H51ZM82 79H85V78H83L82 77ZM94 79V78H93ZM127 79V78H126ZM136 79V78H135ZM134 79V80H135ZM163 79L166 81V79L163 77ZM169 79V78H168ZM190 79V78H189ZM31 80V79H30ZM45 80H47L46 78H45ZM44 80V81H45ZM70 80H71V78H70ZM77 80V79H76ZM79 80V79H78ZM86 80V79H85ZM101 80H103V79H101ZM101 80H99L100 82H101ZM118 80H119V78H118ZM117 80V81H118ZM120 80H122L121 78H120ZM138 80V79H137ZM140 80V79H139ZM159 79H158V76H157V80H156V82L158 81ZM171 80V79H170ZM178 80H181V79H178ZM188 80V79H187ZM258 80V79H257ZM40 81V80H39ZM54 81V80H53ZM90 81V80H89ZM98 81V80H97ZM129 80H127V82H128ZM144 81V80H143ZM142 81V82H143ZM167 81H169V80H167ZM182 81V80H181ZM185 81V80H184ZM183 81V82H184ZM190 82H191V79L189 80ZM225 81V80H224ZM38 82V81H37ZM46 82H48V80L46 81ZM86 82V81H85ZM91 82V81H90ZM127 82H124V83H127ZM131 82V81H130ZM129 82V83H130ZM138 82V81H137ZM141 81H139L138 83H140ZM142 82L138 85V84H134V83H136V82H134L133 83V81H132V83H130V84H132L131 85V87H132V92L131 91H129L131 94H132V96H134L135 94V96H139V97H144V96H147L146 98H153V96L151 97L150 95L148 96V92L146 91V88L148 87H141V84H142ZM176 82V81H175ZM187 82V81H186ZM228 82H229V80H228ZM231 82V81H230ZM229 82V85L231 84ZM232 82H234L233 80H232ZM28 83V82H27ZM32 84H33V82H31ZM38 83H40V82H38ZM44 83V82H43ZM50 83V82H49ZM54 83V82H53ZM52 83V84H53ZM82 83V82H81ZM97 83V82H96ZM119 83H121V82H119ZM119 83H118V85H119ZM128 83V84H129ZM143 83V84H144ZM159 83V82H158ZM173 83V82H172ZM178 83V82H177ZM176 83V84H177ZM185 83V82H184ZM235 83V82H234ZM48 84V83H47ZM51 84V85H52ZM83 84H85V83H83ZM82 84V85H83ZM93 84H95L94 82H93ZM93 84H91V85H93ZM142 84V85H143ZM144 84V85H145ZM161 84H163V83H160V85L159 86H161ZM188 84H189V82H188ZM197 84V83H196ZM199 84V83H198ZM202 84V83H201ZM214 84H215V86H214ZM226 84H227V82H226ZM36 85V84H35ZM44 85V84H43ZM86 85H88V83L86 84ZM96 85V84H95ZM98 85H99V82H98ZM98 85H96V87L98 86ZM121 85V84H120ZM123 85V84H122ZM153 85V84H152ZM178 85V84H177ZM182 85V84H181ZM180 85V86H181ZM195 85V84H194ZM234 85V84H233ZM39 86V85H38ZM48 86H50L49 84H48ZM78 86V84L76 85V87ZM126 86V85H125ZM157 86V85H156ZM158 86V87H159ZM185 86V85H184ZM189 86V85H188ZM195 86H197V85H195ZM199 86H200V84H199ZM228 86V85H227ZM235 86V85H234ZM41 87V86H40ZM47 87V86H46ZM94 87L95 86H93V91H94ZM127 87V86H126ZM155 87V86H154ZM166 87V86H165ZM168 87H169V85H168ZM203 86L201 85V87L200 88H202ZM49 88H52V87H49ZM73 88H75V87H73ZM85 88H87V86L85 87ZM128 88H130L129 86L127 87V89ZM226 88V87H225ZM228 88V87H227ZM226 88V89H227ZM81 89V88H80ZM80 89H78L77 91H79ZM84 89V88H83ZM82 89V90H83ZM90 89H92V88H90ZM114 89H115V87H114ZM156 89V88H155ZM165 89V88H164ZM170 89V88H169ZM178 89H179V87H178ZM183 89V88H182ZM182 89H180V90H182ZM204 88H202V90H203ZM75 90V89H74ZM125 90V89H124ZM173 90V89H172ZM184 90H186L185 88H184ZM190 90V89H189ZM194 90V89H193ZM229 90V91H228ZM228 92L231 94H229L230 96H235V97H237V95H238V98H236L235 99V97L231 100V101H229V103H228V105H227V107H229V109H227V112L230 110L231 111V113L232 114H234L233 116H235L236 117V119H237V121H239V122H241L242 124H245L246 125V127L244 128L245 130H246V134H244L243 132V134H241L240 132H241V130L239 129V131L240 132H238V131H234V129H233V131L234 132H229V130L227 129L226 130V128H225V125H226V127H228L227 126V124H225V123H223V122H221L219 119H221V118H219V116L220 117H222V115H220L218 112V114H219V116L217 115V117L219 118H217L216 116H212L211 114H209V117L207 118V123L208 124H210L211 125V132L212 131H214V136H215V141L218 143H216L217 144V146H213L212 145V147H215L214 149L213 148H211V151L213 150V152L214 153H216V154H219L218 156H220V155H223V156H227V159L229 158L230 160H231V164H232V161H234V162H241V161H243V159H246L247 157L248 158H251L252 156H254V155H256V157L258 156L257 154H263L264 155V149H260L259 147L258 148H253L251 145H248L247 143L246 144H244V143H241V138L242 137H240V136H243V138H244V136H251L252 134L250 133V132H255V133H259L258 131L256 132V129L254 128V126H251V125H253V124H250V123H254L255 122V120L257 119V125H258V128L259 129H264V118H261L260 117V114L262 113V111H263V109L262 108H260V107H258L257 106V108L259 109L260 108V110L262 109V111H261V113H259L260 111H258L257 112V110H255L254 108V110L252 109V107H250V106H252L251 104H252V102H251V104H250V106L248 107V106H244V105H242V103L243 104H245L244 103V101H246V100H244V101H239L238 99H240L241 98V96L239 97V95H241V93H246V92H241L240 94L238 93L237 94V92L238 91H235L236 89H235V87H233V86H230L229 88H228ZM237 90H238V88H237ZM50 91H51V89H50ZM76 91V92H77ZM84 91V90H83ZM82 91V92H83ZM150 91V90H149ZM152 91H153V89H152ZM171 91V90H170ZM174 91V90H173ZM227 91H223V92H227ZM96 92V91H95ZM95 92H93V93H95ZM118 92H120V91H118ZM166 92V91H165ZM181 92V91H180ZM184 92V91H183ZM196 92V91H195ZM227 92V93H228ZM74 93V92H73ZM78 93V92H77ZM173 93V92H172ZM261 93V92H260ZM79 94H80V96H81V92L79 91ZM79 94L77 95V96H79ZM150 94V93H149ZM153 94V93H152ZM160 94H162V93H160ZM169 94V93H168ZM167 94V95H168ZM218 94H220L219 92H218ZM10 95V96H9ZM54 95V96H53ZM74 95V94H73ZM85 95V96H84ZM118 95V94H117ZM125 95V94H124ZM123 95V97H125ZM157 95H158V93H157ZM174 95V94H173ZM177 95H178V93H177ZM221 95V94H220ZM222 95H224V94H222ZM257 95V94H256ZM70 95H68V97H69ZM161 96V95H160ZM163 96V95H162ZM161 96V97H162ZM196 96V95H195ZM56 98V99H54V98ZM68 97H66V98H68ZM73 97H75V96H73ZM82 97V96H81ZM129 97V96H128ZM159 97V95L157 96V98ZM172 97V96H171ZM223 97H225V96H223ZM252 97V100H254L255 101V103H256V100H257V98H253V96H251ZM250 97V98H251ZM255 97V96H254ZM72 98V97H71ZM115 98H117V96L115 97ZM120 98V97H119ZM142 98L141 99H138L139 101H141L142 100ZM148 98V99H149ZM163 98V97H162ZM164 98H167L168 99V96L167 97H164ZM174 98H175V96H174ZM200 98H202L201 96H200ZM260 98V97H259ZM258 98V99H259ZM5 99V98H4ZM4 99H3V104H4ZM122 99V98H121ZM159 99V98H158ZM177 99V98H176ZM196 99V98H195ZM195 99H193V100H195ZM242 99V98H241ZM247 99H249V98H247ZM134 100V99H133ZM137 100V101H138ZM163 100V99H162ZM202 100V99H201ZM227 100V99H226ZM252 100H250V101H252ZM118 101H120V100H118ZM126 101V100H125ZM131 101H132V99H131ZM139 101H138V103H139ZM151 101V100H150ZM164 102L166 101V100H163ZM162 101V102H163ZM168 101V100H167ZM167 101H166V103H167ZM172 101V100H171ZM187 101V100H186ZM189 101H191L190 100V98H189ZM197 101H199V103H200V100H198V97H197ZM219 101H221V99L219 100ZM248 101V100H247ZM246 101V102H247ZM8 102H9V99H8ZM10 102H11V100H10ZM66 102V101H65ZM80 102V101H79ZM124 102V101H123ZM152 102V101H151ZM154 102H155V100H154ZM154 102H153V104H154ZM195 102V101H194ZM193 102V103H194ZM202 102V101H201ZM207 102H208V100H207ZM222 102V101H221ZM227 102V101H226ZM257 102H258V104H259V101L257 100ZM261 102V101H260ZM1 103V102H0ZM39 103V105H37ZM67 103V102H66ZM120 103V102H119ZM129 103V102H128ZM138 103H137V105H138ZM149 103V102H148ZM157 103V102H156ZM171 103V102H170ZM191 103V102H190ZM220 103V102H219ZM222 103H224V102H222ZM249 103V102H248ZM264 103V102H263ZM8 104V103H7ZM63 104V103H62ZM83 104H82V106H83ZM142 104V103H141ZM143 104H145L144 103V100H143ZM162 104V103H161ZM167 104H169V102L167 103ZM166 104V105H167ZM171 104H173V103H171ZM185 104H187V103H185ZM195 104V103H194ZM197 104H198V102H197ZM201 104V103H200ZM204 104V103H203ZM207 104H210V103H207ZM217 104H218V102H217ZM9 105H11V104H9ZM14 105V104H13ZM12 105V106H13ZM36 105L37 106H40V115H38L39 113H37L38 112V108L36 109ZM65 105V104H64ZM116 105H118V103L116 104ZM121 105H122V103H121ZM125 105V104H124ZM128 105V104H127ZM134 105H136V104H134ZM149 105V104H148ZM147 105V106H148ZM162 105H164V103L162 104ZM206 105V104H205ZM223 104H221V106H222ZM256 105V104H255ZM254 105V106H255ZM260 105H261V103H260ZM0 106H1V104H0ZM4 106V105H3ZM60 106H61V104H60ZM123 106V105H122ZM126 106V105H125ZM133 106V105H132ZM150 106H151V103H150ZM156 106V105H155ZM159 106V105H158ZM168 106V105H167ZM172 106H174V105H172ZM194 106V105H193ZM198 106H200V105H198ZM203 106V105H202ZM220 106V105H219ZM16 107V108H17ZM66 107V106H65ZM65 107H64V109H65ZM117 107H119V105L117 106ZM127 107V106H126ZM125 107V108H126ZM129 107L130 106H128V109H129ZM161 107H163V106H161ZM208 107H210V106H208ZM256 107V106H255ZM3 108H5V106L3 107ZM10 108V107H9ZM14 108V107H13ZM13 108H11V110L10 111H13L12 109ZM15 108V109H16ZM63 108V107H62ZM116 108V107H115ZM138 108V107H137ZM141 108H143L142 106H141ZM184 108V107H183ZM182 108V109H183ZM186 108H188L187 106H186ZM200 108H202V107H200ZM200 108H198L199 110H202V109H200ZM211 108V107H210ZM224 108V107H223ZM222 108V109H223ZM7 109V108H6ZM67 109H68V107H67ZM77 109L79 110V108L77 107ZM117 109V108H116ZM121 109V108H120ZM131 109V108H130ZM135 109V108H134ZM145 109V108H144ZM148 109V108H147ZM156 109H159V108H154V110L153 111H155ZM162 109H165V108H162ZM190 109H192V108H190ZM213 109V108H212ZM224 109H226V108H224ZM37 110V111H36ZM56 110V109H55ZM54 110V111H55ZM78 110H77V112H78ZM113 110V109H112ZM122 110V109H121ZM142 110V109H141ZM151 109H150V111L151 112H153ZM167 112H169V110H167V109H165ZM195 110V109H194ZM204 110H205V108H204ZM203 110V111H204ZM206 110H208V109H206ZM75 111V110H74ZM82 112H83V110H81ZM119 111V110H118ZM126 111V110H125ZM131 111V110H130ZM138 111V110H137ZM165 111V112H166ZM170 111H172V110H170ZM178 111H179V109H178ZM209 111H210V109H209ZM4 112V111H3ZM13 112H15V110L13 111ZM57 112V113H56ZM59 108H58V111H55V113H54V115H56V114H58V116H59ZM67 112H68V110H67ZM76 112V113H77ZM81 112V113H82ZM113 112V111H112ZM119 112H121V111H119ZM123 112V111H122ZM127 112H128V110H127ZM139 112H140V114H141V111L139 110ZM144 112V111H143ZM156 112V111H155ZM164 111H162L161 113H160V111L158 112V113H160L161 114V117H160V119H159V122H158V124L156 125V127L155 126H153V127H155V129H153V131L152 132H154V134L156 135L155 137H157V138H160V139H162L163 137H172V138H178L177 137V135H176V137H175V135L172 133V132H174V131H172L173 130V128L171 129L170 127V125H172V124H170L172 121L170 120L171 118H172V120H173V115L172 114H169V113H165ZM184 112V111H183ZM182 112V113H183ZM197 112V111H196ZM206 112V111H205ZM216 112V111H215ZM226 112V111H225ZM252 112H255V114H253L252 116L250 115V114H252ZM256 112L258 113L257 115H256ZM11 113V112H10ZM71 114H72V112H70ZM80 113V112H79ZM108 113H109V111H108ZM131 113V112H130ZM129 113V114H130ZM147 113V112H146ZM157 113V112H156ZM165 115H164V114ZM171 113H173V111L171 112ZM176 113H177V111H176ZM180 113H181V111H180ZM192 112H190V114H191ZM201 113V112H200ZM211 113H214V112H211ZM216 113V114H217ZM230 113V114H231ZM3 114V113H2ZM7 114H8V112H7ZM50 114V113H49ZM106 114V115H105ZM114 114V113H113ZM116 114H118V113H116ZM120 114H122V113H120ZM124 114H125V112H124ZM131 114H133V113H131ZM135 114V113H134ZM138 114V113H137ZM149 114H151L150 112H149ZM148 114V115H149ZM168 114H169V116L170 115H172L171 117H169L168 116ZM177 114H179V112L177 113ZM204 114V113H203ZM215 114V115H216ZM227 114H229V113H227ZM46 115V114H45ZM51 115H53L52 113L50 114V116ZM62 115V114H61ZM73 115V114H72ZM71 115V116H72ZM77 115H81V114H77ZM147 114H146V116H148ZM157 115V114H156ZM182 114H180V116H181ZM185 115H186V113H185ZM188 115V114H187ZM212 117H211V116ZM249 115L252 117V118H250L249 117ZM261 115H264V114H261ZM7 116H9V115H7ZM6 116V117H7ZM47 116V115H46ZM45 116V117H46ZM62 116H64V114L62 115ZM61 116V117H62ZM75 116V115H74ZM108 116V115H107ZM106 116V117H107ZM115 116V115H114ZM118 116V115H117ZM116 116V117H117ZM119 116H122V115H119ZM126 117L127 118V116L126 115H123L122 117ZM134 116H136V115H132V116H130V117H134ZM195 116V114L193 115V117ZM205 115H203V117H204ZM3 117V116H2ZM5 117V116H4ZM61 117H59V119L61 118ZM68 117V116H67ZM70 117V116H69ZM78 117H80V116H78ZM77 117V118H78ZM109 117H110V114H109ZM108 117V118H109ZM113 117V116H112ZM175 117V116H174ZM177 118H178V115L176 116ZM198 117V116H197ZM200 117H201V115H200ZM234 117V118H235ZM249 117V118H248ZM253 117L255 118V120L253 119ZM8 118V117H7ZM52 118V117H51ZM111 118V117H110ZM125 118V119H126ZM152 118V117H151ZM183 118V117H182ZM187 118V116L185 117V119ZM192 118V117H191ZM2 119V118H1ZM5 119V118H4ZM3 119V120H4ZM47 119V118H46ZM53 119V118H52ZM57 119V118H56ZM65 119V118H64ZM63 119V120H64ZM67 119V118H66ZM114 119V118H113ZM117 119H118V117H117ZM128 119V118H127ZM140 120V121H148L147 120V118L145 117V119L146 120H141L142 118H141V116H137L136 118H135V120ZM150 119V118H149ZM158 119H157V121H158ZM195 119V118H194ZM205 119V118H204ZM224 119V118H223ZM8 120V119H7ZM7 120H5L6 122H7ZM10 120V119H9ZM44 120V119H43ZM54 120V119H53ZM62 120V119H61ZM60 120V121H61ZM68 120V119H67ZM71 120L73 121V119L71 118ZM74 120H76L75 118H74ZM80 120V121H81ZM111 120V119H110ZM115 120H116V118H115ZM119 120V119H118ZM153 120V119H152ZM191 120V119H190ZM189 120V121H190ZM196 120V119H195ZM226 120H227V118H226ZM230 120L231 119H229V122H230ZM45 121V120H44ZM47 121H49V120H47ZM51 121V120H50ZM56 121V120H55ZM54 121V122H55ZM77 121H79V118L77 119ZM114 121V120H113ZM129 121V120H128ZM174 121V120H173ZM178 121H180V120H178ZM178 121H175V122H177L178 123ZM186 121H188V119H186ZM193 121V120H192ZM202 120H200L199 122H201ZM11 122V123H12ZM53 122V121H52ZM64 122H66L65 120H64ZM67 122H70V120L69 121H67ZM136 122H138V121H136ZM135 122V123H136ZM149 122V121H148ZM148 122H146V124L148 123ZM174 122V123H175ZM183 124L185 123H187V122H185V120H182L181 121ZM197 122H198V120H197ZM196 122V123H197ZM238 122V123H239ZM47 123V122H46ZM45 123V126L43 127V129L46 127V125L48 124H46ZM59 123V122H58ZM62 123V122H61ZM60 123V125H62ZM72 123V126L73 125H75V124H73V122H71ZM71 123H69V124H71ZM75 123V122H74ZM121 123V122H120ZM135 123H134V125H135ZM142 123H144V122H142ZM173 123V126L174 125H176V124H174ZM193 123V122H192ZM191 123V124H192ZM195 123V124H196ZM205 123H206V121H205ZM206 123V124H207ZM233 123V122H232ZM256 123V122H255ZM2 123L0 122V125H1ZM52 124H54V123H52ZM67 123H64L62 126H65ZM100 124V125H99ZM103 124V123H102ZM109 124V123H108ZM112 124V123H111ZM114 124V123H113ZM131 124H133V123H131ZM151 124V123H150ZM179 124V123H178ZM189 123H187L186 125H188ZM194 124V123H193ZM206 124H204V125H206ZM10 125H9V127H10ZM42 125V124H41ZM86 125V124H85ZM119 124H116V125H114V127L115 126H118ZM129 125V124H128ZM127 125V126H128ZM186 125H182V128L183 127H185ZM197 125H199L201 128H202V124H197ZM193 126V127H191L190 126V124H189V127H191L190 129H188V126H186V130L188 129V130H190L191 131V134H188V135H190V136H196L197 134H199V132H201V130H200V128L198 127V126ZM233 125H235V124H233ZM237 125V124H236ZM257 125H255V127L257 126ZM8 126V125H7ZM48 126V125H47ZM62 126H60V128L62 127ZM67 126V125H66ZM69 126H71V125H69ZM69 126H68V128H69ZM80 126V125H79ZM79 126H76V127H79ZM82 126V125H81ZM81 126H80V129H81ZM103 126H104V124H103ZM109 126V125H108ZM111 126H113V125H110V127ZM135 126H139V125H137V123H136V125ZM230 126V125H229ZM237 126H239L240 127V125L238 124ZM52 127V126H51ZM54 127H55V124H54ZM76 127H74V128H76ZM109 127V128H110ZM125 127H126V125H125ZM140 128H141V126H139ZM152 127V128H153ZM176 127V126H175ZM178 127V126H177ZM180 128H181V124H180V126H179ZM204 127V126H203ZM239 127H237V128H239ZM7 128V127H6ZM47 128V130H48V127H46ZM45 128V129H46ZM64 128V127H63ZM66 128V127H65ZM83 128H84V125H83ZM116 128V127H115ZM136 129H137V127H135ZM139 128V129H140ZM144 128H146V125H145V127ZM149 128V127H148ZM142 129V131L143 130H149V129ZM158 128V129H157ZM233 128V127H232ZM42 129V131H45V130H43ZM49 129H50V126H49ZM78 129V128H77ZM86 129V128H85ZM112 129V128H111ZM111 129H110V133H111ZM117 129V128H116ZM115 129V130H116ZM121 129V128H120ZM130 129V128H129ZM162 129L164 130V131H162ZM184 129V128H183ZM204 129V128H203ZM230 129V128H229ZM242 129V128H241ZM0 130H1V127H0ZM63 130H65V129H63ZM62 130V132H64ZM70 130H71V128H70ZM74 130H76V129H74ZM73 130V131H74ZM83 130V129H82ZM103 130V131H102ZM131 130V129H130ZM160 130L162 131V132H167L166 133V135L165 134H163V133H161L160 132ZM174 130H175V128H174ZM176 130H178L177 128H176ZM185 130V129H184ZM205 130V129H204ZM203 130V131H204ZM5 131V130H4ZM41 131V132H42ZM53 131V130H52ZM67 131H69V130H67ZM83 131H85V130H83ZM124 131H125V129H124ZM127 131V130H126ZM139 131H141V130H139ZM139 131H138V133H139ZM181 131H182V129H181ZM231 131V130H230ZM260 131H262V130H260ZM70 132V131H69ZM108 132V131H107ZM113 132V131H112ZM120 132V131H119ZM118 132V133H119ZM151 132V131H150ZM189 132V131H188ZM205 132H207L206 130H205ZM204 132V135H206V136H208V132L207 133H205ZM263 132V131H262ZM1 133V132H0ZM6 133V132H5ZM4 133V134H5ZM46 133V132H45ZM48 133H49V130H48ZM74 133V134H75ZM117 133V134H118ZM142 133V132H141ZM141 133L140 134H138V135H141ZM144 133V132H143ZM142 133V134H143ZM177 133H179V132H177ZM182 133V132H181ZM261 133V132H260ZM3 134V135H4ZM53 134V133H52ZM113 134H115L116 135V133H113ZM135 134V133H134ZM176 134V133H175ZM201 134H203V132L201 133ZM211 134V133H210ZM213 134V133H212ZM257 134H255V135H257ZM264 134V133H263ZM263 134H258V135H263ZM6 135V134H5ZM43 135V137H44V133H42L41 134V136ZM48 135V134H47ZM50 135V134H49ZM54 135V134H53ZM105 135V134H104ZM127 135V139H128V134H125V136ZM144 135V134H143ZM165 135V136H164ZM182 135V134H181ZM180 135V136H181ZM184 135H187L186 134V132L184 131ZM200 135V134H199ZM253 135H254V133H253ZM46 136V135H45ZM58 136V135H57ZM124 136V137H125ZM137 136V135H136ZM145 136V135H144ZM150 136V135H149ZM179 136V135H178ZM189 136V137H190ZM201 136V135H200ZM199 136V137H200ZM47 137H49V136H47ZM111 137V136H110ZM116 137H117V135H116ZM141 137V136H140ZM143 137V136H142ZM146 137V136H145ZM155 137H154V141L156 140L155 139ZM170 137V138H171ZM182 137L183 136H181L180 138H181V140H182ZM186 137V136H185ZM236 137H240V142L239 141H237V142H233V141H235V138ZM253 137V136H252ZM256 137H258V136H256ZM262 138H264V136H261ZM56 138V137H55ZM69 138V137H68ZM73 138V137H72ZM114 138V137H113ZM118 138V137H117ZM116 138V139H117ZM147 138V137H146ZM191 138V137H190ZM195 138V137H194ZM203 138H205V136H203ZM232 138H234V140L233 141H231V139ZM242 138V139H243ZM246 138V137H245ZM248 138H250V137H248ZM248 138H246V140H248ZM254 138V137H253ZM259 138V137H258ZM35 139V138H34ZM34 139H32L33 141H35ZM44 139V138H43ZM105 139H107V138H105ZM112 139V138H111ZM127 139H126V141H127ZM129 139H131V138H129ZM151 139V141H152V139L153 138H150ZM149 139V140H150ZM184 139V138H183ZM186 139H188L187 137H186ZM196 139V138H195ZM200 139V138H199ZM256 139V138H255ZM39 140V139H38ZM40 140H41V138H40ZM45 140V139H44ZM53 140V139H52ZM52 140H50L51 142H52ZM58 140V139H57ZM60 140V139H59ZM75 140V139H74ZM109 140V139H108ZM121 140V139H120ZM120 140H119V142H120ZM136 140H137V138H136ZM141 140V139H140ZM167 140V139H166ZM169 140V139H168ZM171 140H174V139H171ZM180 140V139H179ZM189 140V139H188ZM188 140H185L186 142L185 143H187V144H189L190 143V145H192L194 142H189ZM191 140V139H190ZM192 140H193V138H192ZM207 140V139H206ZM244 140V139H243ZM48 141H49V139H48ZM56 141V140H55ZM70 141V140H69ZM107 141V140H106ZM111 141V140H110ZM122 141V140H121ZM125 141V142H126ZM133 142H135L136 143V141H134V140H132ZM143 141H146L145 140V138H144V140H142L141 142H138V143H134L135 145H133L132 146V144H131V146H132V148H130L129 150H130V152L129 153H127L125 156H123V157H126L127 158V160H128V158H133L135 155H137V157L141 154V156H143L142 155V153L143 154H148V156H151V162H150V164L148 165H146V166H140V168L139 167H137V168H134L135 167V165L134 166H132L131 167V169H130V175H128V176H130V178H128V177H126V178H128V180L130 179L131 181H133V183H134V187H135V194H136V196L138 197V200H139V202H140V204H137V205H140V207H141V211H139V208H138V214H139V212H142V223H140V225L141 226H143V228L144 227H146L145 228V230L147 229V232H148V229L150 230V228L151 229H153V227L155 228V230L157 229L156 228V226H158V225H163L164 226V224L165 225H167L168 227H171V228H173V226L172 225H175V224H173L174 222H175V220L173 219V217L175 218V216H177V215H173L172 216V211H171V214L169 213L170 211H169V209L171 208V206L174 204L175 205V202L174 201H176L175 199H173V191H171V188H166L165 190H167V191H165V193H164V196H162L161 194H162V192L160 193V195L158 194H154V192H155V188L154 189H152V190H154V192H150V190H148V188H147V185H145V181L146 180H148V182H150L149 181V179L152 181L151 183H153V180H154V182H155V179H154V177H156L157 175H160L161 173L162 174H165V175H167L168 177H169V179H171V180H174V181H178L181 185L182 184H184V183H186V185H187V182L185 181L184 182V180H186V178H188L187 176H186V178L184 177L185 175H188V169L187 170H185L187 173H185L184 172V170L182 171L181 170V167H182V163H181V159L180 158H182V156H179V155H181V152H180V147L179 148H177L176 147V141H175V143L173 144V145H175V147H173V150H175V152L177 151V153L179 154V155H177V153H176V155L174 154L175 152H167L166 153V151H162L161 152V154L159 153V154H156V152L154 151H152V152H148L146 149H148V150H150L148 147L150 146H146L147 148H143ZM165 141V138L162 140V142H164ZM189 143H188V142ZM197 141H198V139H197ZM249 141H251L250 139H249ZM257 141H258V139H257ZM29 142H31V141H29ZM36 142V141H35ZM38 142V141H37ZM58 142V141H57ZM62 142H63V140H62ZM74 142V141H73ZM77 142V141H76ZM94 142V143H95ZM115 142V141H114ZM117 142V141H116ZM153 142V141H152ZM161 142V143H162ZM169 142H172V141H169ZM183 142H184V140H183ZM199 142H202L201 140H199ZM244 142V141H243ZM248 142V141H247ZM252 142V141H251ZM250 142V143H251ZM44 143V142H43ZM69 143V142H68ZM123 143V142H122ZM149 143V142H148ZM155 143H157V142H155ZM154 143V144H155ZM168 143V142H167ZM166 143V145H168ZM173 143V142H172ZM171 143V144H172ZM192 143V144H191ZM254 143L255 142H253V146H255L254 145ZM263 143V142H262ZM262 143H259V144H261V145H263ZM23 144H25V145H23ZM45 144V143H44ZM56 144V143H55ZM77 144V145H78ZM95 144H97V143H95ZM99 144V143H98ZM98 144H97V146H98ZM102 144V143H101ZM109 144H112V142L110 143L109 142ZM150 144V143H149ZM163 144V143H162ZM170 144V145H171ZM195 144V143H194ZM193 144V145H194ZM198 144V143H197ZM201 144V143H200ZM202 144H203V142H202ZM215 143H214V145H216ZM256 144L257 145H259L257 142H256ZM32 145V144H31ZM30 145V146H31ZM33 145H34V143H33ZM38 144H36V146H37ZM46 145H48V144H46ZM50 145V144H49ZM52 145H54V144H52ZM63 145V144H62ZM67 145V144H66ZM94 145V144H93ZM119 145V144H118ZM143 145V146H142ZM159 145H160V143L158 144V147H159ZM183 145H184V143H183ZM205 145V144H204ZM208 145V144H207ZM206 145V146H207ZM261 145H259L260 147H261ZM23 146V147H22ZM42 146V145H41ZM64 146V145H63ZM101 146V145H100ZM114 146V145H113ZM122 146V144H120V147ZM128 146V145H127ZM130 146V145H129ZM162 146V145H161ZM178 146V145H177ZM200 146V145H199ZM34 147V146H33ZM44 147H45V145H44ZM52 147V146H51ZM55 147V146H54ZM75 147H76V145H75ZM118 147V146H117ZM145 147V146H144ZM154 147V146H153ZM156 147H157V145H156ZM165 147V146H164ZM171 147V146H170ZM172 147H171V149H172ZM192 147V146H191ZM201 147V146H200ZM204 147V146H203ZM203 147H202V150H203ZM264 147V146H263ZM36 148V147H35ZM42 148V147H41ZM98 148V147H97ZM102 148V147H101ZM127 148V147H126ZM189 148V147H188ZM193 149H194V147H192ZM19 149V150H18ZM26 149V148H25ZM29 149H31V151H32V146H31V148H29ZM39 149V148H38ZM47 149V148H46ZM49 149H51V148H49ZM52 149H54V148H52ZM68 149V148H67ZM121 149H123V148H121ZM153 149H157V148H153ZM163 149V148H162ZM187 149V148H186ZM205 149V148H204ZM20 151V155L22 156V157H19V158H21L20 159V163H21V165H19L20 166V170L18 171L19 173H17L16 175H14V176H16V177H14V179H16V180H13L14 181V183H16V184H14L13 183V181H12V183H13V185L12 184H9L8 182H6V181H8V180H5V176H6V172H7V170L8 169H10L9 167L10 166H12L11 165V163H12V160H11V157H15V153L16 152H18V151ZM22 150H24V149H22ZM35 150V149H34ZM45 150V149H44ZM72 150V149H71ZM98 150V153L100 154L101 152H99V151H101L100 150V148H98L97 149ZM103 150V149H102ZM128 150V149H127ZM126 150V151H127ZM165 150H168V148L167 149H165ZM201 150V151H202ZM206 150H208L207 148H206ZM39 151V150H38ZM46 151V150H45ZM64 151H66V150H64ZM74 151V152H75ZM91 151V150H90ZM114 151V150H113ZM112 151V152H113ZM125 151V152H126ZM159 152L161 151V150H158ZM184 151V150H183ZM187 151V150H186ZM192 151V150H191ZM194 151V150H193ZM34 152V151H33ZM69 152V151H68ZM120 152L122 153V152H124V149L123 150H120ZM198 152V151H197ZM212 152V153H213ZM13 153H14V155H13ZM30 153H32V152H30ZM42 153V152H41ZM48 153V152H47ZM50 153V152H49ZM52 153H53V151H52ZM131 153V154H130ZM136 153V154H135ZM188 153L190 154V152L188 151ZM203 153H205L204 151H203ZM18 154V155H19ZM39 154V153H38ZM44 154H45V152H44ZM51 154V153H50ZM102 155H104L103 154V152L101 153ZM122 154V155H123ZM139 154V155H138ZM168 154V155H167ZM183 154H187V152L186 153H184L183 152ZM192 154H194V152H192ZM211 154V153H210ZM209 154V155H210ZM41 155V154H40ZM63 155V154H62ZM61 155V156H62ZM73 155V154H72ZM90 155V154H89ZM97 155V154H96ZM107 155V154H106ZM110 155V154H109ZM118 156H122V155H119V154H117ZM117 155H116V157H117ZM201 155H202V152H201ZM263 155H261V156H263ZM43 156V155H42ZM69 156V155H68ZM75 156H73V157H75ZM94 156V155H93ZM98 156H100V155H98ZM105 156V155H104ZM104 156H103V161H105V163L106 164H110V163H112L111 164V166L112 167H114V164L113 163H115V159L113 160V162H112V159L114 158L112 155H110V156H112V158H110L109 156L107 157V158H110V160H108V159H106V158H104ZM186 156V155H185ZM188 156V155H187ZM214 156V155H213ZM249 156H251V157H249ZM52 157V156H51ZM122 157V159H124ZM147 157V156H146ZM189 157V156H188ZM196 157V156H195ZM195 157L193 158V160L195 159ZM198 157V156H197ZM200 157H202V156H200ZM217 157V156H216ZM17 158V157H16ZM58 157H57V155H56V159H57ZM67 158V157H66ZM138 158H140V157H138ZM148 158V157H147ZM206 158V157H205ZM205 158H204V160H205ZM218 158V157H217ZM14 159V158H13ZM53 159V158H52ZM64 159V158H63ZM101 159V158H100ZM118 159H120V157H118ZM117 159V160H118ZM146 159V158H145ZM191 159H192V156H191ZM197 159V158H196ZM55 160V159H54ZM59 161H60V159H58ZM57 160V161H58ZM74 160H72V161H74ZM96 160H98L97 159V157L95 158V161ZM116 160V161H117ZM149 160V159H148ZM183 160H185V159H183ZM193 160H192V162H193ZM208 160V159H207ZM210 160V159H209ZM90 161V160H89ZM100 161V160H99ZM102 161V162H103ZM129 161V160H128ZM132 161V160H131ZM133 161H137V158H133ZM139 161V160H138ZM196 161V160H195ZM194 161V162H195ZM219 161V160H218ZM96 162H98V161H96ZM101 162V161H100ZM118 162V161H117ZM130 162V161H129ZM185 162H187L186 160H185ZM197 162H199V161H197ZM206 162V161H205ZM212 162V161H211ZM243 162H245V161H243ZM258 162V161H257ZM20 163H18V164H20ZM61 163V162H60ZM60 163H59V165L55 162L54 163V165H52L51 164V162H50V164L52 165V166H54L55 167V170L56 171H58V170H63L64 168H62V166H60ZM72 163H74V162H72ZM137 163V162H136ZM146 163H148V161L146 162ZM189 163V162H188ZM191 163V162H190ZM222 162H220V164H221ZM223 163H224V161H223ZM236 163H233L234 165L236 164ZM264 163V162H263ZM94 164V163H93ZM98 164H99V162H98ZM135 164V163H134ZM194 164V163H193ZM237 164H240V163H237ZM236 164V166L238 167V169L241 167V166H243V165H237ZM16 165V164H15ZM116 165V164H115ZM125 165V164H124ZM140 165V164H139ZM185 165V164H184ZM183 165V167H186V166H184ZM186 165H188L187 163H186ZM226 165H227V163H226ZM244 165H245V163H244ZM65 166V165H64ZM105 166H107V165H105ZM110 166V165H109ZM108 166V167H109ZM121 166V165H120ZM119 166V167H120ZM136 166H138V164L136 165ZM190 166V165H189ZM188 166V167H189ZM222 166H224V165H222ZM255 166V165H254ZM257 166H260V165H258L257 164ZM257 166H256V170H258L259 169V171H260V175H258L259 177L261 176V174H263V173H261V172H264V167L262 166V167H259L258 169H257ZM66 167V166H65ZM104 167V166H103ZM107 167V168H108ZM117 167V169H119L118 168V165L116 166ZM126 167V166H125ZM182 167V168H183ZM205 167L206 166H204V169H205ZM210 167V166H209ZM217 166H215V168H216ZM219 167V166H218ZM226 167V166H225ZM231 167H233V166H231ZM16 168H17V166H16ZM101 168H102V166H101ZM106 168V169H107ZM130 168V167H129ZM228 168V167H227ZM250 168V167H249ZM251 168H252V166H251ZM51 169V168H50ZM115 169V168H114ZM135 169H137V171H135ZM184 169V168H183ZM186 169V168H185ZM193 169V168H192ZM204 169H203V171H204ZM208 169V168H207ZM211 169V168H210ZM212 169H213V166H212ZM221 170H223L222 168H220ZM229 169V168H228ZM235 169H237V168H235ZM246 169V168H245ZM52 170V169H51ZM108 170H110V169H108ZM218 170V169H217ZM225 170V169H224ZM223 170V171H224ZM227 170V169H226ZM247 170V169H246ZM245 170V171H246ZM252 170V169H251ZM17 171H15V172H17ZM47 171V170H46ZM48 171H49V169H48ZM110 171H112V170H110ZM114 171H116V170H114ZM119 171H122L121 170V168L119 169ZM195 171V170H194ZM210 171V170H209ZM213 171V170H212ZM215 171H216V169H215ZM231 171V170H230ZM233 171V170H232ZM239 172H241L242 171V167H241V169H239L238 170ZM244 171V170H243ZM258 171V172H259ZM59 172V171H58ZM62 172H64V170L62 171ZM100 172V171H99ZM105 172V171H104ZM104 172H101V173H103L104 174ZM106 172H108V171H106ZM105 172V173H106ZM182 172H184L185 173V175L183 176V173ZM199 172V171H198ZM217 172V171H216ZM226 172V171H225ZM252 172V171H251ZM256 172V171H255ZM10 173V172H9ZM46 173V172H45ZM49 173V172H48ZM96 173V174H95ZM114 173V172H113ZM122 174H128L127 173V169H124L122 172H121ZM196 173V172H195ZM210 173V172H209ZM213 173V172H212ZM218 173H219V170H218ZM217 173V174H218ZM223 173V172H222ZM222 173H221V175H222ZM52 174H55V173H52ZM99 174V173H98ZM111 174V173H110ZM116 174V173H115ZM121 174V175H122ZM148 174V175H147ZM193 174V173H192ZM206 174H207V172H206ZM228 174H229V172H228ZM231 174H232V172H231ZM231 174H230V176H231ZM235 174V173H234ZM253 174V173H252ZM7 175H9V174H7ZM51 175V174H50ZM83 175V177H84V175H86L90 180H91V182H89V183H91L92 184V187H93V189H94V192L96 193H94L93 191H91V192H93L95 195L92 197V198H90V199H87V198H89V196L85 199H82L81 201L82 202H85V203H88L89 205H90V207L92 208V209H90V211H89V213H87L85 210H81V212L80 213H78V215L75 213L74 215L75 216H73L74 218L76 217V215H77V221L76 222H74V224H69V227L66 229V230H63V229H61L62 227H60L61 225H59V223H58V226H57V224H56V222H55V219L56 218H58V217H60V211H62V209L64 208L65 209V207L63 206V200L65 199L64 197H62L63 196V193L62 192H67V191H71V192H74V194H75V191H72L71 190V188L72 187H74L75 185H73L75 182H74V179H76V177L78 176V177H80L81 178V176ZM97 175V176H96ZM109 175V174H108ZM190 175H191V173H190ZM190 175H189V177H190ZM197 175V174H196ZM199 175V174H198ZM201 175H204V174H201ZM214 175H216L215 173H214ZM220 175V176H221ZM224 175V174H223ZM254 175V174H253ZM111 176V175H110ZM116 176H118V175H116ZM193 176H195V175H193ZM219 176V177H220ZM262 176H264V175H262ZM114 177V176H113ZM204 177H205V175H204ZM207 177V176H206ZM224 177H225V175H224ZM234 177V176H233ZM9 178V177H8ZM105 178V177H104ZM112 178V177H111ZM121 178V177H120ZM161 178V177H160ZM164 178H166V177H164ZM183 178H184V180H183ZM191 178H192V176H191ZM198 178V177H197ZM212 178H213V176H212ZM217 178V177H216ZM238 178V177H237ZM256 178V177H255ZM261 178V177H260ZM51 179L53 180V181H56L55 179H57V181L59 182V183H61V185H59V186H61L59 189H58V187H57V189L55 188L54 190L52 189H50L49 190V193L47 194H38V197L37 198H35V200L33 201H31L30 203H27V199H28V201H30L29 200V198H32V197H30V196H32V194L35 192V194H37L39 191L38 190H43V189H39V186L40 185H45V186H49L50 184H51ZM87 179V178H86ZM100 179V178H99ZM106 179V178H105ZM104 179V180H105ZM159 179V178H158ZM194 179V178H193ZM196 179V178H195ZM199 179H201L200 177H199ZM207 179H208V177H207ZM211 179V178H210ZM209 179V180H210ZM225 179V178H224ZM262 179V178H261ZM12 180V179H11ZM110 180V179H109ZM113 180V179H112ZM122 180V179H121ZM125 180V179H124ZM127 180V179H126ZM161 180V179H160ZM163 180V179H162ZM205 180V179H204ZM214 180V179H213ZM217 180V179H216ZM221 180H223V178L221 179ZM220 180V181H221ZM227 180V179H226ZM51 181V182H50ZM81 181V180H80ZM114 181V180H113ZM156 181H159V180H156ZM173 181V183H175ZM200 181V180H199ZM9 182L11 183V181H10V179H9ZM86 182V181H85ZM102 182V181H101ZM190 182H191V180H190ZM194 182V181H193ZM196 182H197V180H196ZM208 182H210V181H208ZM237 182V181H236ZM239 182V181H238ZM246 182H248L247 180H246ZM251 182V181H250ZM53 183V182H52ZM58 183V184H59ZM107 183H109V181H107ZM106 183V184H107ZM112 183V182H111ZM127 183V182H126ZM125 183V184H126ZM162 183V182H161ZM167 183H169V182H167ZM170 183H172V182H170ZM169 183V184H170ZM178 183V184H179ZM192 183V182H191ZM190 183V184H191ZM202 183H203V181H202ZM212 183V182H211ZM217 183V182H216ZM216 183H215V185H216ZM55 184V183H54ZM76 184H78V183H76ZM85 184V183H84ZM90 184V185H91ZM103 184H105V183H103ZM154 184V183H153ZM177 184V183H176ZM195 184V183H194ZM197 184V183H196ZM200 184V183H199ZM204 184V183H203ZM202 184V186H204ZM210 184V183H209ZM218 184H219V182H218ZM249 184L250 185H252L251 183H248V185H247V187L249 186ZM81 185V184H80ZM129 185V184H128ZM160 185V184H159ZM165 185V184H164ZM173 185V184H172ZM185 185V184H184ZM185 185V186H186ZM222 185V184H221ZM223 185H224V182H223ZM235 185H237V184H235ZM253 185H254V182H253ZM256 185H257V183H256ZM77 186V185H76ZM82 186V185H81ZM85 186H86V184H85ZM89 186V185H88ZM110 186V185H109ZM123 186V185H122ZM130 186V185H129ZM150 186V185H149ZM158 186V185H157ZM171 186V185H170ZM191 186V185H190ZM210 188H212V186H210V185H208ZM219 185H217V187H218ZM239 186H240V184H239ZM238 186V187H239ZM255 186V185H254ZM42 187V186H41ZM51 187V186H50ZM77 187H80L79 185L77 186ZM90 187L91 186H89L88 188L90 189ZM121 187V186H120ZM126 187V186H125ZM132 187V186H131ZM154 187H156V186H154ZM187 188H189V186H186ZM185 187V188H186ZM199 187V186H198ZM208 187V188H209ZM244 187V186H243ZM246 187V189H248ZM250 187V186H249ZM257 186H255V188H256ZM52 188H53V186H52ZM115 188H118V187H115ZM152 188H153V186H152ZM162 188V187H161ZM197 188V187H196ZM196 188H194V190H192L191 188V190L192 191H194L195 192V190H196ZM205 188H207V187H205ZM222 188V187H221ZM224 188H225V186H224ZM237 188V187H236ZM126 189V188H125ZM178 189V188H177ZM216 189V188H215ZM218 189V188H217ZM235 189V188H234ZM239 189H241V187L239 188ZM245 189V188H244ZM257 189V188H256ZM78 190V189H77ZM79 190H80V188H79ZM91 190H92V188H91ZM112 190V189H111ZM124 190V189H123ZM186 190H188V189H186ZM191 190H189V191H191ZM214 189H212V191H213ZM252 190H253V188H252ZM89 191V190H88ZM118 191V190H117ZM197 192H199L198 190H196ZM203 191V190H202ZM206 191H208V190H206ZM240 191V190H239ZM247 191V190H246ZM257 191H259V190H257ZM37 192V193H36ZM44 192H48V190L47 191H44ZM82 192H83V190H82ZM90 192V193H91ZM114 192V191H113ZM128 192V191H127ZM131 192H132V190H131ZM182 192H184V191H182ZM186 192V191H185ZM184 192V193H185ZM188 192V191H187ZM248 192V191H247ZM252 192V191H251ZM254 192V191H253ZM77 193H78V191H77ZM81 193V192H80ZM79 193V194H80ZM92 193V194H93ZM112 193V192H111ZM121 193H122V191H121ZM134 193V192H133ZM176 193V192H175ZM183 193V194H184ZM203 193V192H202ZM208 193V192H207ZM245 193V192H244ZM77 194L78 195V197L80 196V195H82V194ZM102 194H104V192H102ZM108 193H106V195H107ZM127 194V193H126ZM183 194H182V196H183ZM186 194V193H185ZM188 194H190V192L188 193ZM195 194V193H194ZM241 194H242V192H241ZM257 194V193H256ZM259 194H262L261 192L259 193ZM62 195V196H61ZM85 195V194H84ZM105 195V194H104ZM103 195V196H104ZM109 195V194H108ZM107 195V196H108ZM111 195H113V194H111ZM110 195V196H111ZM117 195V194H116ZM123 195H124V193H123ZM157 195V196H156ZM177 195V194H176ZM205 195V194H204ZM209 195V194H208ZM211 195H213V193H211L210 194V196ZM217 195V194H216ZM224 195V194H223ZM238 195V194H237ZM250 195H251V193H250ZM254 195V193L252 194V196ZM35 196V195H34ZM75 196V195H74ZM87 196V195H86ZM85 196V197H86ZM119 196H120V193H119ZM122 196V195H121ZM125 196V195H124ZM134 196V195H133ZM135 196V197H136ZM175 196V195H174ZM186 196V195H185ZM189 196V195H188ZM188 196H186V199L188 198L189 199V197ZM192 196V195H191ZM197 196H200L201 197V195H197ZM196 196V197H197ZM206 196V195H205ZM204 196V197H205ZM215 196V195H214ZM255 196V195H254ZM73 197V196H72ZM113 197V196H112ZM126 197V196H125ZM124 197V198H125ZM179 197H181V195L179 196ZM204 197H202V198H204ZM208 197V196H207ZM34 198V197H33ZM64 198V199H63ZM71 198V197H70ZM77 198V197H76ZM81 198H82V196H81ZM102 198V197H101ZM105 198H106V196H105ZM110 198V197H109ZM121 198V197H120ZM126 198H128V197H126ZM126 198H125V200H126ZM175 198H177L178 200L179 199H181V198H178L177 196L175 197ZM245 198H246V195H245ZM244 198V199H245ZM248 198V197H247ZM72 199V198H71ZM78 199V198H77ZM104 199V198H103ZM131 199V198H130ZM137 199V198H136ZM182 199H183V197H182ZM191 199H192V197H191ZM238 199V198H237ZM240 199V198H239ZM238 199V200H239ZM25 200H26V202H25ZM62 200V201H61ZM66 200H67V198H66ZM74 200L76 201V199L74 198ZM73 200V201H74ZM79 200H80V198H79ZM105 200V199H104ZM107 200V199H106ZM118 200V199H117ZM123 200V199H122ZM207 200H209V199H207ZM215 200V199H214ZM230 200V199H229ZM102 201V200H101ZM109 201V200H108ZM126 201H128V200H126ZM126 201H125V203H126ZM133 201V200H132ZM155 201V204L153 203ZM182 201V200H181ZM187 201V200H186ZM189 201V200H188ZM192 201V200H191ZM190 201V202H191ZM201 201V200H200ZM205 200L203 199V202H204ZM211 201V200H210ZM231 201H233V203H235L234 202V200H231ZM245 201V200H244ZM247 201V200H246ZM249 201H250V203H252L253 204V208L254 209H252L253 210V212L251 213V215L247 218L246 217V219H241V218H239V217H236V218H232L233 220H224V217H222L223 216V214L222 215H219V217H220V219H221V222H220V220H219V224H221L222 226H224V224L225 225H229V226H227L228 228L230 227L231 228V226L232 225H238L239 224V226H240V224H242L244 227H245V231H247V233H252V232H255L256 230L254 229V227H253V225H258V224H255V223H257V221H259L258 219H260V217L262 216V214H263V212H264V197H263V194H262V197H258V195L257 196H255L254 198L252 197V199H251V197H250V199H249ZM24 202H25V204H24ZM78 202V201H77ZM105 202V201H104ZM122 202V201H121ZM193 202V201H192ZM206 202V201H205ZM227 202V201H226ZM248 202V201H247ZM65 203H66V201H65ZM64 203V204H65ZM107 203V202H106ZM117 203V202H116ZM124 203V204H125ZM133 203V202H132ZM186 203V202H185ZM189 203V202H188ZM193 203H195V202H193ZM210 203V202H209ZM229 203H231V202H229ZM232 203V204H233ZM246 203V202H245ZM111 204V203H110ZM131 204V203H130ZM177 204H178V201H177ZM179 204H181V203H179ZM190 205H191V203H189ZM197 204V203H196ZM196 204H192L194 207H196L197 209H200L201 207H202V205L204 204H200V205H197V206H195ZM207 204V203H206ZM243 204V203H242ZM251 204V205H252ZM25 205V206H24ZM79 205V204H78ZM81 205V204H80ZM85 205V204H84ZM126 205V204H125ZM135 205V204H134ZM133 205V206H134ZM153 205H156L157 207H158V205H162L163 207H161V208H166V210L165 209H163L162 211L164 212V211H166V215L164 214V216L163 215H161V214H159L160 213V210H161V208H158V209H160V210H157V211H159V213L155 210V206H153ZM173 205V206H174ZM186 205H187V203H186ZM231 205V204H230ZM239 205V204H238ZM246 205V204H245ZM248 205V204H247ZM65 206H67L66 204H65ZM70 207L71 206H73V205H69ZM77 206V205H76ZM88 206V205H87ZM112 206V205H111ZM124 206V205H123ZM201 206V207H200ZM205 206V205H204ZM68 207V206H67ZM81 207V206H80ZM114 207H116V206H114ZM120 207H122L121 205H120ZM126 207H128V206H126ZM154 207V208H153ZM185 207V206H184ZM190 207V206H189ZM206 207V206H205ZM241 207V206H240ZM69 208V207H68ZM68 208L66 209L67 211L66 212H68ZM75 208V207H74ZM83 208V207H82ZM85 208H86V206H85ZM111 208V207H110ZM113 208V207H112ZM130 208V207H129ZM136 208V207H135ZM169 208V209H168ZM176 208H178V206L176 207ZM175 208V209H176ZM181 208V207H180ZM188 208V207H187ZM207 208V207H206ZM236 208V207H235ZM248 208H250V207H248ZM71 209H72V207H71ZM124 209V208H123ZM131 209V208H130ZM179 209V208H178ZM251 209V208H250ZM70 210V209H69ZM78 210V209H77ZM136 210V209H135ZM181 210V209H180ZM180 210H178V211H180ZM183 210V209H182ZM181 210V211H182ZM185 210V209H184ZM193 210V209H192ZM201 210H202V208H201ZM205 210V209H204ZM229 210V209H228ZM231 210V209H230ZM236 210V209H235ZM240 210V209H239ZM106 211V210H105ZM125 211H126V209H125ZM134 211V210H133ZM161 211V212H162ZM177 211V210H176ZM189 211V210H188ZM196 209H195V213H196ZM200 211V210H199ZM243 211H245V208L243 209ZM251 211V210H250ZM7 212H9V213H7ZM65 212V213H66ZM70 212V211H69ZM123 212V211H122ZM174 212V211H173ZM193 212V211H192ZM204 212V211H203ZM205 212H207V211H205ZM204 212V213H205ZM225 212H226V210H225ZM228 212V211H227ZM235 212V211H234ZM233 212V213H234ZM165 213V212H164ZM198 213V212H197ZM204 213L202 214V215H204ZM222 213H224V211L222 212ZM239 214H240V211L238 212ZM243 213V212H242ZM9 214H11L12 216L14 215V220L12 221L11 220V218H12V216L11 215H9ZM72 213H68V215H71ZM118 214H120V213H118ZM124 214V213H123ZM135 214V213H134ZM141 214V213H140ZM163 214V213H162ZM177 214H179V213H177ZM183 213L181 212V215H182ZM228 214V213H227ZM245 214V213H244ZM133 214H131V216H132ZM186 215V214H185ZM189 215V214H188ZM195 215V214H194ZM194 215H193V217H194ZM196 215H201V214H196ZM206 215V214H205ZM210 215V214H209ZM231 215V214H230ZM234 215V214H233ZM236 215V214H235ZM9 216H11L10 218H9ZM126 216V215H125ZM130 216V215H129ZM215 216V215H214ZM218 216V215H217ZM245 216V215H244ZM243 216V217H244ZM63 217V216H62ZM66 217V216H65ZM65 217H63V218H65ZM72 217V218H73ZM115 217V216H114ZM138 217V216H137ZM185 217V216H184ZM198 217V216H197ZM201 217V216H200ZM204 217V216H203ZM207 217V216H206ZM213 217V216H212ZM226 217H227V215H226ZM264 217V216H263ZM67 218H68V216H67ZM71 218V219H72ZM124 218V217H123ZM130 218V217H129ZM132 218V217H131ZM130 218V219H131ZM134 218V217H133ZM135 218H136V216H135ZM139 218V219H140ZM177 218V217H176ZM179 218V217H178ZM186 218V217H185ZM189 218V217H188ZM209 219L211 218V217H208ZM217 218V217H216ZM245 218V217H244ZM61 219V218H60ZM108 219V218H107ZM180 219V218H179ZM193 219V218H192ZM201 219H203V218H201ZM212 219V218H211ZM262 219V218H261ZM123 220V219H122ZM174 220V221H173ZM181 220V219H180ZM193 220H195V219H193ZM197 220V219H196ZM67 221H68V219H67ZM73 220H71V222H72ZM123 221H125V220H123ZM132 221H133V219H132ZM137 221V220H136ZM176 221H177V219H176ZM183 221V220H182ZM181 221V222H182ZM187 221H189V219L187 220ZM200 221H202V220H200ZM208 221V220H207ZM211 221V220H210ZM210 221L208 222V223H210ZM68 222H70V221H68ZM140 222V221H139ZM138 222V223H139ZM179 222V221H178ZM184 222V221H183ZM193 222V221H192ZM212 222H214V221H212ZM211 222V223H212ZM80 223H82V226H84V228L83 229H80V228H78V227H75V225H79L80 226ZM134 223V222H133ZM136 223V222H135ZM134 223V224H135ZM196 223H197V221H196ZM198 223H199V219H198ZM197 223V224H198ZM259 224H261L262 225V223H260V221L258 222ZM120 224H122V225H120ZM130 224V223H129ZM177 224V223H176ZM180 224V223H179ZM205 224H206V222H205ZM215 225L214 226H216V222L214 223ZM218 224V225H219ZM138 225V224H137ZM171 225V226H170ZM180 225H182V224H180ZM180 225H176L175 227L176 228H178L179 229V226ZM192 225V224H191ZM217 225V226H218ZM241 225V226H242ZM68 226V225H67ZM123 226H125V224L123 225ZM136 226V225H135ZM178 226V227H177ZM185 227H186V225H184ZM260 226V225H259ZM259 226H257V227H259ZM65 227V226H64ZM134 227V226H133ZM132 227V224H131V229L133 228ZM194 228H195V226H193ZM211 227V226H210ZM209 227V228H210ZM219 227H221L220 225H219ZM218 227V228H219ZM234 227V226H233ZM192 228V227H191ZM216 228V227H215ZM222 228V227H221ZM225 229H226V227H224ZM256 228V227H255ZM261 228H262V226H261ZM104 229H105V233H104ZM128 230L130 229V228H127ZM160 229V228H159ZM161 229H165V228H162L161 227ZM166 229H167V227H166ZM165 229V230H166ZM174 229V228H173ZM185 229H187V228H185ZM196 229H198L197 227H196ZM213 229V228H212ZM257 229H259V228H257ZM22 230H25L24 232H25V235L22 237V235H20L19 234V231H22ZM62 230H63V232H62ZM135 230V229H134ZM137 230H139V229H137ZM136 230V231H137ZM154 230V229H153ZM153 230H152V232H153ZM182 230H184L183 228H182ZM191 230V229H190ZM216 230V229H215ZM235 231H236V229H234ZM253 230H255V231H253ZM260 230V229H259ZM141 232L143 231L142 230V228H141V230H140ZM158 231V230H157ZM156 231V232H157ZM170 231V230H169ZM181 231V229H179V232ZM226 231V230H225ZM238 231V230H237ZM237 231L235 232V233H237ZM146 232V231H145ZM146 232V233H147ZM166 231H164V233H165ZM178 232V233H179ZM197 232H199V231H197ZM220 232V231H219ZM224 232V231H223ZM229 232H231V231H229ZM232 232H234V231H232ZM264 232V231H263ZM128 233V232H127ZM130 233H132V232H130ZM129 233V234H130ZM140 233V232H139ZM150 235L152 234V233H150V231L148 232ZM158 233V232H157ZM162 233H163V231H162ZM170 233H171V231H170ZM170 233H168V234H170ZM181 233H183V232H180L179 234L181 235ZM185 233H188V235H189V232H184V234ZM194 233V232H193ZM257 233V232H256ZM128 234V235H129ZM142 234V233H141ZM159 234V233H158ZM214 234V233H213ZM217 234V233H216ZM241 234V233H240ZM246 234V233H245ZM245 234H243V236L245 235ZM262 234V233H261ZM56 235H59V236H61L60 238L61 239H56L57 237H55ZM130 235H132V234H130ZM155 235V234H154ZM159 235H161V234H159ZM171 235V234H170ZM183 235V234H182ZM206 235H208V234H206ZM232 235V234H231ZM237 235V234H236ZM255 235V234H254ZM257 235V234H256ZM260 235V232L258 233V235L257 236H259ZM263 236H264V234H262ZM146 236V235H145ZM149 236V235H148ZM163 236V235H162ZM176 236V235H175ZM184 236H186V235H184ZM203 236H205V235H203ZM215 236V235H214ZM219 236V235H218ZM228 236H229V234H228ZM251 236H253V235H251ZM256 236V237H257ZM261 236V235H260ZM129 237V236H128ZM140 237V236H139ZM156 238L157 236H153V238ZM165 237V236H164ZM171 237V236H170ZM183 237V236H182ZM186 237H188V236H186ZM191 237V236H190ZM213 237V236H212ZM216 237V236H215ZM221 237H223V236H221ZM227 237V236H226ZM140 238H142V237H140ZM147 238V237H146ZM145 238V239H146ZM153 238H152V240H153ZM167 238V237H166ZM174 237H172V239H173ZM203 238V237H202ZM209 238H210V235H209ZM240 238V237H239ZM245 238H247V237H245ZM255 238V237H254ZM161 239H164V238H161ZM168 239H169V237H168ZM180 239H181V237H180ZM179 239V240H180ZM215 239H218V238H214V241H215ZM225 239V238H224ZM233 239V238H232ZM253 239V238H252ZM251 239V240H252ZM260 239H261V237H260ZM260 239H257V240H260ZM21 240V241H20ZM137 240H139V239H137ZM142 240V239H141ZM160 240V239H159ZM165 240V239H164ZM185 240V239H184ZM200 240H201V238H200ZM220 239H218V241H219ZM226 240V239H225ZM255 240V239H254ZM264 239H263V237H262V240H260L259 241V243L261 242V241H263ZM32 241H33V243H35L36 241H37V244H38V246L35 248V246H33L32 244H30V242L32 243ZM35 241V242H34ZM173 241V240H172ZM177 242H178V237H177V240H176ZM182 241V240H181ZM189 241H190V238H189ZM208 241V240H207ZM222 241H224V240H222ZM231 241V240H230ZM243 241V240H242ZM241 241V242H242ZM150 242H151V240H150ZM153 242V241H152ZM151 242V243H152ZM155 242V241H154ZM158 242V241H157ZM166 242H168V241H166ZM185 242H186V240H185ZM187 242H188V240H187ZM200 242V241H199ZM210 242V241H209ZM239 242V241H238ZM237 242V243H238ZM251 242V241H250ZM258 242V241H257ZM12 243V242H11ZM15 243V242H14ZM126 243V244H125ZM140 243H143V241L141 242L140 241ZM149 242H148V240H147V244H148ZM179 243H180V245L183 243H181L180 241H179ZM192 242H190V244H191ZM198 243V242H197ZM207 243V242H206ZM215 243H217V242H215ZM220 243V245L219 244H217V245H219V250H220V247H221V245H223V244H221V242H219ZM225 243V242H224ZM235 243V242H234ZM244 243V242H243ZM262 243V242H261ZM30 244V245H29ZM36 244V243H35ZM122 244V243H121ZM154 244V243H153ZM168 244H171V242L170 243H168ZM177 244V243H176ZM175 244V245H176ZM184 244V243H183ZM182 244V245H183ZM212 244H213V242H212ZM211 244V245H212ZM238 244H240V243H238ZM245 244H247L245 247H248V240H247V243H245ZM244 244V245H245ZM251 244V243H250ZM35 248V251L36 252H34V250L33 251H31L30 250V248H32V246ZM181 245V248L182 247H184V246H182ZM193 245V244H192ZM192 245H191V248H192ZM205 245V244H204ZM233 245V244H232ZM241 245V244H240ZM240 245H238V246H240ZM243 245V246H244ZM262 245V244H261ZM261 245H259L260 247H261ZM20 247H21V245H19ZM31 246V247H30ZM97 246H100L99 247V249H101V250H99L98 249V251H97ZM122 246H123V244H122ZM142 246V245H141ZM143 246H144V244H143ZM148 246V245H147ZM169 246V245H168ZM174 246V245H173ZM256 246V244H254V242H253V247H255ZM19 247V248H20ZM22 247H23V245H22ZM120 247H121V245H120ZM155 247V246H154ZM157 247V246H156ZM164 247V246H163ZM178 247H179V244H178ZM186 247V246H185ZM195 247V246H194ZM207 247H208V245H207ZM210 247V246H209ZM208 247V248H209ZM252 247V246H251ZM257 247V246H256ZM263 247H264V245L262 246V249H263ZM15 248V247H14ZM13 248V249H14ZM24 248V247H23ZM23 248L21 249L20 248V250H23ZM151 248V247H150ZM153 248V247H152ZM165 248V247H164ZM164 248L162 249V250H164ZM171 248V247H170ZM205 248V247H204ZM214 248V247H213ZM216 248H218V247H216ZM223 248V247H222ZM227 248V247H226ZM240 248V247H239ZM33 249V248H32ZM37 249V250H36ZM119 249V248H118ZM141 249H145V248H141ZM147 249V248H146ZM148 249H149V247H148ZM169 248H167V250H168ZM175 249V248H174ZM178 249V248H177ZM185 249V248H184ZM193 249V248H192ZM200 249V248H199ZM234 249V248H233ZM250 249V248H249ZM256 250L258 249V247L257 248H255ZM261 249V250H262ZM120 251H121V249H119ZM130 250H131V252H130ZM155 250H156V248H155ZM180 250V249H179ZM179 250L177 251V252H179ZM188 250H190V248L188 249ZM195 250V249H194ZM229 250V249H228ZM232 250V249H231ZM237 250H239L238 248H237ZM260 250V249H259ZM19 251V250H18ZM117 251V250H116ZM147 251H149V250H147ZM158 251V250H157ZM166 251V250H165ZM172 251H173V248H172ZM199 251V250H198ZM209 251H210V248H209ZM212 251V250H211ZM221 251V250H220ZM243 251V250H242ZM255 251V250H254ZM14 252V251H13ZM141 252V251H140ZM159 252H161V250L159 251ZM171 252V251H170ZM175 252V251H174ZM181 252H182V249H181ZM186 252V251H185ZM223 252V251H222ZM233 252V251H232ZM249 252V251H248ZM261 252V251H260ZM263 252V251H262ZM68 253H69V255L71 254L72 255V257L71 258H69V257H67V258H64L63 256H67L68 255ZM113 253V254H112ZM154 253V252H153ZM169 253V252H168ZM190 253V252H189ZM205 253V252H204ZM210 253V252H209ZM217 253V252H216ZM226 253H227V251H226ZM229 253V252H228ZM245 253V252H244ZM9 254V253H8ZM11 254V253H10ZM13 254V253H12ZM17 254V253H16ZM156 254V253H155ZM164 254H165V252H164ZM178 254V253H177ZM183 254V256H184V253H182ZM192 254H194V252L192 253ZM201 254V253H200ZM221 254V253H220ZM230 254V253H229ZM249 254V253H248ZM20 255H21V253H20ZM87 255V256H88ZM144 254H142V256H143ZM150 255H151V253H150ZM161 255V254H160ZM169 255H170V253H169ZM174 255H175V253H174ZM173 255V256H174ZM190 255V254H189ZM198 255V254H197ZM209 254H207V256H208ZM216 255H218V254H216ZM237 255V254H236ZM242 255H243V253H242ZM255 255V254H254ZM259 255V254H258ZM18 256V255H17ZM16 256V257H17ZM26 256H27V254H26ZM65 256V257H66ZM167 256V255H166ZM177 256V255H176ZM175 256V257H176ZM183 256L181 257V258H183ZM201 256H203V254L201 255ZM206 256V257H207ZM244 256V255H243ZM252 256H253V254H252ZM251 256V257H252ZM85 257V256H84ZM84 257H83V259H84ZM158 257V256H157ZM162 257V256H161ZM160 257V258H161ZM174 257V258H175ZM179 257V256H178ZM187 257H189L188 255H187ZM213 257H214V254H213ZM216 257V256H215ZM219 257V256H218ZM223 257H225V256H223ZM230 257V256H229ZM235 257V256H234ZM245 257V256H244ZM249 257H250V254H249ZM258 257V256H257ZM260 257H261V255H260ZM260 257H259V260L258 259H256V260H254L255 262H253V263H255V264H264V260L263 259H260ZM9 258V259H8ZM13 258V257H12ZM19 258V257H18ZM21 258V257H20ZM148 258V257H147ZM150 258V257H149ZM167 258V257H166ZM174 258L173 257H170V260L169 259H167L168 261H167V264H175V261H174ZM192 258V257H191ZM197 258H199V256L197 257ZM204 258H205V256H204ZM231 258H233V257H231ZM246 258H247V255H246ZM256 258V257H255ZM82 259V260H83ZM144 259V258H143ZM154 259V258H153ZM155 259H156V256H155ZM159 259V258H158ZM163 259V258H162ZM179 259V258H178ZM194 259H196V256L194 257ZM207 259H208V257H207ZM219 259H221V258H219ZM251 259V258H250ZM113 260V261H114ZM145 260H146V258H145ZM149 260V259H148ZM164 260H166V259H164ZM176 260H177V258H176ZM183 260V259H182ZM187 260V259H186ZM189 260H191V259H189ZM218 260V259H217ZM226 260V259H225ZM228 260V259H227ZM234 260V259H233ZM253 260V259H252ZM144 261V260H143ZM155 261V260H154ZM161 261V260H160ZM180 261H181V259H180ZM195 261V260H194ZM211 261H212V259H211ZM221 261V260H220ZM220 261H217L218 263L220 262ZM238 261V260H237ZM251 261V260H250ZM158 262V261H157ZM157 262L155 263V264H157ZM163 262V261H162ZM165 262V261H164ZM191 262V261H190ZM197 261H195V263L194 264H200V263H196ZM199 262H202V260L201 261H199ZM207 262V261H206ZM212 262H214V261H212ZM225 262V261H224ZM223 262V263H224ZM241 262V261H240ZM75 263V262H74ZM147 263V262H146ZM183 263V262H182ZM203 263H205V261L203 262ZM208 263V262H207ZM211 263V262H210ZM209 263V264H210ZM222 263V264H223ZM226 263V262H225ZM234 263H235V261H234ZM244 263L245 264H247V263H249V264H251V262H249V259L247 258V259H245V261H244ZM114 264V263H113ZM153 264V263H152ZM159 264V263H158ZM161 264V263H160ZM164 264V263H163ZM177 264V263H176ZM178 264H179V262H178ZM185 264V263H184ZM186 264H188V262L186 263ZM206 264V263H205ZM236 264V263H235ZM239 264H241V263H239Z\"/></svg>", "mask_w": 264, "mask_h": 264}]
</instances>
